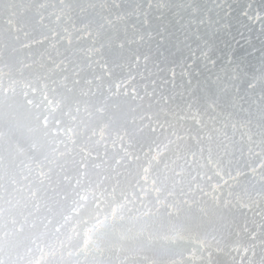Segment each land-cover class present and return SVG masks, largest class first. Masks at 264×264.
I'll use <instances>...</instances> for the list:
<instances>
[{"label": "rangeland", "instance_id": "obj_1", "mask_svg": "<svg viewBox=\"0 0 264 264\" xmlns=\"http://www.w3.org/2000/svg\"><path fill=\"white\" fill-rule=\"evenodd\" d=\"M14 1V0H13ZM12 1V2H13ZM15 1H17V0H15ZM14 1V3H15V5L17 6L16 7V13L18 14H16L15 15V20H14V16L12 17V21H14L13 22V24H14V26H18V31H20V32H18V31H15V32H17V33H15V35H14V32H13V34L11 35V34H9V25L8 24H6L7 25V27H5L6 25H5V23L4 22H8L7 20H9V13H3V15H1L0 16V46L2 45V43H5V44H3V46H1L0 48L1 49H3L2 47H4L5 45H6V47H5V49H6V52H4V50H1L0 49V58L2 59H0V66H4L5 64V66H6V68L8 67V65H11L12 66V68H13V71L15 72V74H14V72H12L13 74V77H14V79L15 78H17V74H18V80L20 81V80H22L23 78V83H22V81L21 82H17V84H18V87H17V85H16V88H17V91L19 92L18 94H17V96H18V100L19 101H22V99H23V97H22V91H25L26 89H25V87L23 86V85H25V83L26 82H28V80L29 81H32V80H34V81H32V82H36L35 84H37L38 82V87L39 86H42V84H44L45 83V80L44 79H42L41 78V80H42V83H41V80L39 79L40 78V76H50L52 79H50V81H49V78L46 80V83H50L49 85H51V83H52V80L54 79V80H56V81H59L55 86H57V85H59V86H57V88L59 89V88H62V86H63V83L65 84H67L68 85V87L69 88H72L74 91H73V93H71V95L72 94H74L80 101H81V116H82V118H87L88 119V117H87V114L86 113H84V111H83V109H84V107L85 106H89L90 107V109L89 110H91V111H93L94 112V110H95V108H93V110H92V107L93 106H103L104 108H105V117H104V125H106V127H105V133H104V138L103 139H100V137H99V135H97V136H95V137H93V139L94 140H90V144H91V142H94V143H92V145H94V147L92 146V145H88V146H92V147H87V143H89V140L87 139V141L85 140V138H87V137H85L84 138V140L86 141L85 143L83 142L84 140L82 139V137L77 141V143L79 142V141H81L80 143H82L83 145L84 144H86V146L84 145V147L83 148H85L86 150H88L87 152L85 151V154H89L90 152V154H91V156H90V154H89V156L90 157H88V159L89 158H91V163L89 162L87 165V167H89V165H90V169H87V167L83 170V169H81L83 172L85 171V172H90L91 170H92V167H94L93 169L94 170H92V172H94V173H92V172H90V174L91 175H89V173L87 174L88 176H90L91 178H89V179H91V181H94L93 183H96V182H98L99 184H101L103 187H105V188H107L108 189V191L109 192H111L112 191V187L114 188V187H116L115 189L116 190H118V186H120V190L121 189H123L125 186V184H123V182L124 183H126V185H129L130 184V182H132V181H134V183H135V180H136V178H135V180H133L134 179V172H135V176H137V175H139V180H141L142 178H144V173H142L141 174V172H143L142 171V169H143V166H144V168H148L149 169V171H151V172H148V174L149 173H156L157 171H159V170H161L162 168H163V170H161V171H167V173H162L161 171H159V172H157L156 173V175L154 176V175H152L151 176V174L149 175V178H150V180H151V177H152V180H157L156 181V184H158V181H159V184H161L160 186H159V184H158V187L159 188H161L162 190L160 191V194H161V196H163L164 197V199H162V197L160 196V199L162 200V202H161V200H159V201H157V199L156 198H153V196L151 197L150 195H146L147 196V198H145L146 196H144L143 198L146 200L147 199V201L145 202V200H142V201H140V200H136V203L134 202V204L137 206V208L138 207H140V205H141V207L138 209L139 211H141V213L138 211V210H136L137 208H136V206H134L133 205V203H131L132 205H130L131 206V208L129 207V205H126L127 207H128V213L131 211V209H132V207L135 209V211L134 210H132V213L130 212V216H127L128 214H127V210L125 211V214H126V217H125V221H126V223H125V221H124V223L122 222L121 224H122V226H121V224L120 225H118L117 226V228H116V230H115V233L117 234L118 233V230H119V228H120V230L122 231V232H124V233H122L121 231H119V233L116 235V234H113L114 236H115V238H114V236H112L113 237V240L114 239H116L115 241H113V243L114 244H111V247L113 246V250L115 249V250H117L118 249V251H114V252H105V255H104V253L103 254H98L99 256H98V258L96 257L97 256V254H93V252H86V251H82L83 252V254H81L80 255V253H82L81 252V250H82V248H81V250H80V247L83 245H81V243H82V241H81V238H79L80 236L79 235H77V233L80 231V228H81V226H80V224L79 223H77L76 225H75V223L74 224H68V223H65V220H64V217L66 216L65 215V213H66V211H67V214H68V212H69V209H67V210H65V209H63V213L64 214H60V216H62V218L63 219H61L60 217V220H61V222H60V220L59 221H57V218H55V216H57V215H59V213L62 211V210H60V212L58 213V211H59V208L61 207L60 206V204L61 203H63L62 205H66V203H64V201L66 202L67 201V203L68 202H70V205H68L67 207L69 208L70 206H71V204H72V202H71V199L72 198H70V197H68V196H70V194H72L73 195V187H75V181H71V180H68V179H76V178H85V179H87L88 178V176H84V174L85 173H80V172H75L74 174H72L71 172H70V174H69V176H67V177H65V179H66V181L68 180V182H66V183H68V185L64 182V180H63V178H62V184H61V182H60V180H61V177H62V171L60 172L59 170H61V169H56L61 163L62 164H65V162H63V159H61L60 160V156H61V154H59L58 156L57 155H55L54 154V156H57V157H55L56 159L58 158V160L59 161H62L61 163L58 161V160H55V158L53 159V161L55 162H57V164H58V166L56 167V166H53L54 168H55V170L57 171V172H59V173H61V174H59L58 173V175H60L59 176V178H58V176H57V172L54 170V168L53 167H51L53 164L55 165L56 164V162L55 163H51L52 165H49L50 167L48 168V170L51 168L53 171V173L51 172V169L49 170V172H51V174H49V172H46L45 173V176H43V177H41L40 175H39V166H40V164H41V166L40 167H43V165H42V162L44 161V165H47L48 164V159L49 158H45L44 156H46L47 155V157H50V156H48V153H49V151H50V154H53V150L51 151V149H50V147H52V146H56V141L54 142V141H52V140H50L51 142L49 143V139L50 138H48V140H45L46 138H43V137H41L42 135L40 134V137L43 139V140H41V138L39 137V134L37 135V134H33L35 137V139L36 140H39V142L40 141H44L43 142V144L46 146L47 144H49L46 148H45V146L44 147H42V148H44V150L43 151H45V150H48V151H46V153L44 154V152L42 153L40 150L39 151H37V149L35 150V154H32L31 152H33V151H27L29 148L28 147H30V145H31V143H32V141H29V140H27L26 139V137H25V135H24V133H25V127H27V125H31V123H32V121H31V117H30V115L24 110V109H20V108H18V107H15V104L14 105H12V106H10V107H12V108H10V107H7V108H9V109H6V107L5 106H9V104H6L5 103V105L3 106V109H2V112L0 111V121H1V119H3V121H1L0 122V126L2 127V129H1V127H0V129H1V131L3 130V129H6V130H3V132H5L6 133V131H7V129H8V131H12L13 132V137H11V142L7 145V157L5 156H3L4 157V160H5V162H7L6 164H5V166H7V164H8V157H9V150L11 149V151L13 150L14 151V153H16L15 154V156H13L16 160H18V162L20 161V160H22L23 158H24V160L23 161H30V159H31V162H29V168H30V166L32 167V166H34L35 167V165H36V162H37V166L34 168V167H32V169H31V171L29 172V175H30V177H31V184L32 185H34L33 186V189L35 190L36 188V190L35 191H37V196L35 197V198H30V199H28L27 200V202L26 203H28V205H30L31 207H32V203L31 202H33V200H35V201H37V202H35V203H37L36 204V207L37 208H39L40 206H41V208L42 209H44L45 211H42V212H39L38 210V212L39 213H36V211H33V207H32V209H31V211H32V214L34 215H32V217L34 218L33 219V221H32V223H34L35 224V222H36V224L34 225V231L32 232H30V234L28 233V231H26V232H24L23 233V235L21 236L22 237V241H21V243H27V244H29L30 246H31V248H33V252L35 251H37L38 253H39V249L36 247V246H38V243L36 244V243H31V240L33 241V239L35 240V241H38L39 242V240H40V242H39V248L41 249H44V252H45V249H46V252L45 253H48V252H50V251H54V253H55V255H54V257L53 256H44L45 258H42V257H37V256H34L35 258H34V264H35V262H39L38 264H44V261L45 260H47V261H53V262H50L49 261V263H51V264H54V263H56L57 261H55V260H58V264H60V262H62L61 264H66L65 262L69 259V261L70 260H74V261H71V262H73V264H75V263H77L78 264V262L80 263V262H82V260H83V263L84 264H98L99 263V260L101 261V260H103V258H106V259H104V261L102 262L103 264H108L110 261H113V263L114 264H120V262H124V264L126 263V264H130V263H132V264H137V262L140 264V262H142V261H145V263L144 262H142L141 264H147V262H149L148 260H150V262L148 263V264H158V260L161 262V259L164 257V256H166L171 262L170 263H173L176 259H175V257L177 256L176 254H175V251H176V253L179 251V253H182L181 255L183 256H181V259H182V261H181V259L178 261V262H174L173 264H197V262L195 263L194 262V257L197 255V250L195 251V249H196V247H197V244H199L200 243V241L199 240H201V241H204L203 242V244L205 245V246H207L205 249L207 250V251H209L210 250V253H211V255L213 254V252H211L212 251V249L214 250L218 245H217V241H216V238H218L217 240H219L220 241V239H224V242L223 241H220V243L221 242H223L222 244H220L219 242H218V244H220V246H219V250L224 246V248H222V250L221 251H224L225 250V252H222V254H224V255H226V254H228V253H233L234 251H236L237 249H239V248H241L244 244H240V242H243V241H240L241 239L242 240H244L245 238H246V236H248L249 235V232L250 231H247L248 232V234H247V232H246V236L244 235V239L243 238H240V240L238 239V237L237 236H235V234L237 235V233L236 232H233V235L232 236H219L218 234V236L217 237H215V232H217L219 229H220V226L222 225H220V223H218L219 224V226H218V228L217 229H215L216 227H217V223L216 222H214L212 225H211V227H209V226H207V224H209L211 221H212V216H211V214H209V212L211 211V207H209V205L208 204H206V206L204 205L205 204V198L206 199H208V198H210V199H212L211 201H215L216 199H218L219 197H221V199H227V198H229V196L227 195V193L230 191L231 193H234V192H236V190L238 189V191H239V193H241V194H239L238 192L237 193H234L236 196L237 195H239V196H237V198H236V196H234L233 198H234V200L231 198H229V200L227 201L228 203H229V205L227 204V202H226V206L225 205H223V207L225 206V208L227 209V207H229L230 209H231V206H232V209L231 210H233V208L234 207H237L238 208V210H239V208H240V210H239V214H241V213H243V211L245 210V208H246V205L245 204H249L250 202H249V200H250V198H249V195L250 194H252V195H250V197H253V201H257V200H259V196L257 195L258 194V191H259V189L260 188H263L264 186V182L262 183V181L264 180L263 178H264V172H263V174L261 173L262 171V169L261 168H263V167H261V166H263V163L260 161V159L262 158L263 159V157H262V155L264 154V151H260V153H259V149H261V148H259L260 146H259V141L257 140V138L259 139V137H256L255 138V135L257 134L256 132H255V130H256V128H254L255 130H253V128H251V127H255V126H257V124L258 125H260L258 122H257V124H253V123H256V121H260V116L259 115H257V114H259V112L258 111H261L262 109H264V100H262L261 99V97L262 96H264V91H259V90H257L258 88H260L259 87V85H257V86H255V82H254V79L253 78H256L257 76L259 77V75L261 76V77H263L264 76V69H262L261 70V63H263L264 62V55H262V54H264V34H263V32H264V23H259L258 21H256L255 19H254V16L253 15H255L256 13H260V11L261 10H263L262 11V13L261 14H264V0H259V2H257V3H259L263 8H260V9H258L257 7H259L260 5H256V3L254 4L253 2H256V1H258V0H248V2L250 1V3H248L247 2V0H244V1H246L247 2V6H246V2H244L243 0H210V2L212 3V7H208V5H210V3L208 2V0H200L198 3L199 4H201V5H203L202 3H204V5H205V9H207V10H210L211 8V13H210V15L212 16V20H215V22L213 21V24L212 25H214V28H212L213 30L211 31V29L208 27V26H202V27H200V29H199V32H200V34H201V36H203V34H204V32L206 33V31H207V35H205V36H203V39L202 40H204V38H205V40H206V38H207V36H208V38L209 39H211L212 40V42L208 39V40H206V41H210L208 44H211V46H209L208 44H207V46H209L210 47V49L211 48H213L212 49V51H211V53H209V55H210V57H212L211 58V60H214L215 61V65L212 63V64H210L211 62H209L208 60H206V62H203V61H205V59H203V61H201V63L203 62V63H205V65L203 64V66L205 67L204 69H206L205 71H206V73L208 74V72H209V74L210 75H207L206 73H202V72H204V69L201 67V63L199 62L200 60H202V58L200 57V54H195L194 55V58H195V60L193 59V60H191L192 58H193V55L191 56L190 55V53L192 54V49H195L196 47H197V42H194V37L192 36H190L191 37V39L192 40H189V38L187 37V40L185 39V37L184 36H186L185 34H186V32L187 33H189L188 31L190 30V32H192V30L194 29V27H192V28H190L188 31H186V28H188L187 27V23H188V20H185L184 18H185V16H184V20L182 21V19H181V16H183V12L181 11V10H179V11H181V14L182 15H178V21H179V17H180V22L183 24L184 22V24L186 25V26H183L182 25V27H181V23H179V22H177L176 20H177V18L175 17V16H177V15H172L171 13H169V15L171 14L173 17H171V15L169 16L170 17V19L168 20L167 18V16H166V14H167V12H169V11H171V12H174L175 14H176V11L178 10V9H176V8H173L174 10L172 11V9H170L171 7H173V6H175V5H180V4H187V3H185L184 1H187V0H171L170 2H167V1H169V0H160L161 1V3H162V5H160L161 3H160V1L159 0H157V3H158V5L157 4H155L156 2V0L154 1V0H112V1H114V2H112L111 0H98L99 2L97 3V1L96 0H92V1H90V0H84L83 2L85 3H83V2H81V4H79V2H80V0H71V3H74L72 6H75V7H78V6H76V5H82V4H84V5H82V6H79V8L80 9H82V8H88V7H86V6H88L89 5V9H86L87 11H84V12H86V13H82L83 11H81V13L82 14H84V16H86V18H84L83 16L81 17L80 15H82V14H80V12H76L75 10L77 9L78 10V8H74L73 7V9H75V10H70V9H66V10H64V11H61V8H62V6L60 7V6H58L56 3L58 2V4H60L59 3V0H34V2H32L31 1V4H28V2H30V0H28V1H26V0H18L17 2H15ZM82 1V0H81ZM106 1V2H105ZM138 1V2H137ZM173 1H176V2H173ZM179 1V2H178ZM189 1V0H188ZM197 1V0H196ZM205 1V2H204ZM224 1V3H227L225 6L227 7V5H228V8H230L229 10H228V8H225V6H224V3H222ZM228 1V2H227ZM234 1V2H233ZM263 3H262V2ZM6 2H7V0H6ZM19 2V3H18ZM56 2V3H55ZM76 2L78 3V4H76ZM92 4H91V3ZM95 2H96V4H95ZM103 2H104V4H103ZM107 2H109V3H107ZM112 2V3H111ZM119 2V3H118ZM145 2H147V5L145 4ZM150 2V3H149ZM154 2V3H153ZM232 3V5L233 6H231V5H229V3ZM238 2H239V6L238 7H240V8H238V7H236L237 5H238ZM242 2H244V3H242ZM251 2H252V4H251ZM19 5H21V6H18V4ZM24 3V4H23ZM34 3V4H33ZM65 3L67 4V3H69V0H65ZM100 3V4H99ZM108 5V4H110V5H108V6H105L106 4ZM132 4V7H131V4ZM160 3V4H159ZM215 3V4H214ZM230 3V4H231ZM234 3H236V4H234ZM27 4V6L28 5H31L32 6V10H31V6H30V10H27V8L29 9V7H27L26 9H25V5ZM37 5V6H33V5ZM39 4V5H38ZM54 4H56V6L54 5ZM114 4H115V6H114ZM151 4V5H150ZM157 5L156 7H155V5ZM166 4V5H165ZM217 4H220L221 5V7L220 8H217L216 7V5ZM249 4V5H248ZM251 4V5H250ZM263 4V5H262ZM41 5H43V7H41ZM97 5V6H96ZM112 5V6H111ZM154 5V6H153ZM163 5H165V8H164V6ZM236 5V6H235ZM252 5H253V7H252ZM254 5L256 6V7H254ZM6 6H7V4H6ZM5 6V7H6ZM54 6L55 7H57V10H59L60 12H62L61 14H60V12L58 13V11H56L55 9H53L54 8ZM111 6V7H110ZM161 6V7H160ZM207 6V7H206ZM230 6V7H229ZM241 6L243 7L242 9H241ZM260 6V7H261ZM35 7L36 8H39L38 10L37 9H35ZM94 7L96 8V10L95 11H93L94 10ZM101 7V8H100ZM106 7H107V10H106ZM142 7V8H141ZM146 7V8H145ZM152 7H154V8H156V9H154V8H152ZM158 7L159 8H162L163 9V12L165 11V15L163 14V12H161L160 11V9H158ZM249 7V9H246V8H248ZM21 8V13H20V11H19V9ZM59 8V9H58ZM63 8H64V6H63ZM90 8H91V10H90ZM104 8V9H103ZM109 8V9H108ZM112 8V9H111ZM131 8H133V9H131ZM167 8V9H166ZM238 8V9H237ZM79 9V10H80ZM115 9V10H114ZM231 9H233V10H231ZM240 9V10H239ZM260 10L259 12H257V11H255V10ZM22 10H24V11H22ZM26 10V11H25ZM35 10L36 11H39V15H42L44 18H43V21H39V20H41L39 17H38V14H35ZM52 10H54L53 11V13H52ZM70 12V13H74V18L73 19H76L77 17V20L75 21L76 23L77 22H79L78 24H76L74 21H73V19H72V17L73 16H71L72 14H70L68 11ZM108 10H109V12H108ZM112 10H114V11H112ZM148 10H150V11H148ZM155 10V11H154ZM157 10H159L160 11V13H159V11L157 12ZM166 10H168V11H166ZM176 10V11H175ZM230 10H231V12L232 11H234L233 13L235 14V12H239V11H243L244 10V12H237L236 13V15H232L233 13H231V14H229L228 12H230ZM237 10V11H236ZM19 11V12H18ZM27 11H29L30 13H28ZM56 11V12H55ZM65 11H66V15L64 14L65 13ZM120 11V12H119ZM125 11H126V13H125ZM129 11V12H128ZM144 11V12H143ZM145 11H146V13H145ZM247 11V12H246ZM7 12V11H6ZM24 12V13H23ZM34 13V14H32L31 15V13ZM93 12V13H92ZM105 12H107V14L105 13ZM112 12V13H111ZM113 12L115 13V15L113 14ZM123 12V13H122ZM250 12V13H249ZM254 12V13H253ZM23 13V14H22ZM27 13L29 14V17H30V15H31V17H33L34 15L36 16H34L33 17V19L31 20V18H28L27 16ZM36 13H38V12H36ZM67 13L69 14L68 15V17L70 18L71 17V19L72 20H70L68 17H67ZM77 13V15H76V18H75V14ZM88 13H90V14H88ZM92 13V14H91ZM105 13V14H104ZM120 13V14H119ZM142 13H143V16H142ZM149 13V14H148ZM156 13H159V15L157 16V14ZM162 13V14H161ZM173 13V14H174ZM243 13H246V17H244L245 16V14L243 15V17H244V22L240 19V17H241V14H243ZM247 13H249V14H247ZM24 14H26L25 16H24ZM60 15V16H63L62 14H64V16L63 17H66V19H68V21L65 19V18H63V17H61V20L60 21H62V22H64V23H62V22H60L59 21V23H62V24H57L58 22H54L55 20H56V18L55 19H53V17H54V15L55 16H57V15ZM78 14H80L79 16H78ZM85 14H88V15H85ZM125 14V15H124ZM127 14V15H126ZM146 14V15H145ZM152 14H154V16L152 15ZM156 14V15H155ZM161 14V15H160ZM238 14V15H237ZM22 15V16H21ZM100 15V16H99ZM110 15V16H109ZM124 15V16H123ZM137 15V16H136ZM153 16V18L155 17V19L154 20H156V21H154L153 20V18H151V20H150V16ZM233 16V18H230L231 16ZM251 18V17H253V19L251 18H249L248 19V16ZM250 15H252V16H250ZM5 16H8V17H5ZM88 16V17H87ZM98 16L99 17H101V18H98ZM117 16V17H116ZM131 16H133L132 18H131ZM162 16V17H161ZM224 16H226V17H224ZM230 16V17H229ZM235 16H239V18L238 17H235ZM26 17H27V19H28V21H27V19H26ZM38 17V18H37ZM41 17V16H40ZM140 17V18H139ZM145 17V18H144ZM159 17H161V19L159 18ZM164 17H165V19H164ZM175 17V18H174ZM243 17H241V18H243ZM2 18V19H1ZM6 20H4V19ZM7 18V19H6ZM17 18L20 20V22L19 21H17ZM22 18H24L23 19V21L24 22H33L34 20V22H33V25L29 22L28 24V26H27V23H23V24H21L22 22H21V20H22ZM82 18H83V20H82ZM95 18V19H94ZM97 18V19H96ZM149 18V19H148ZM157 18V19H156ZM174 18V20L177 22V24L181 27L180 28V30H182V31H186V32H184V35H183V33L182 32H180V30L178 29L179 28V26L177 27V25L174 23V25H173V22H174V20L173 21H171L172 19ZM215 18V19H214ZM218 18V19H217ZM230 18V19H229ZM38 19V21L36 22V20ZM64 19V20H63ZM78 19H79V21H78ZM80 19L82 20V21H80ZM93 19H94V21H93ZM132 20V21H130V20ZM186 19H187V17H186ZM233 19V20H232ZM239 19V20H238ZM245 19L247 20H249V22H250V20L251 21H253V22H250L251 24H249V22L248 23H245L246 21H245ZM3 20V21H2ZM26 20V21H25ZM125 22H124V21ZM127 20V21H126ZM144 21V22H142V21ZM147 22H146V21ZM165 21V22H163V21ZM168 20V21H167ZM226 20H228V24H227V21ZM233 21V24L235 23L234 21H236L237 20V23H235L234 25H232V22L231 21ZM65 21H66V24H65ZM70 21H72V23H70ZM88 21V23H86ZM94 23H92V22ZM105 22V24H102V23H104ZM109 21H111V23H109ZM154 21V22H153ZM158 21V25H159V23L160 24H163L164 25V27H166V28H164L163 27V25H159V29H157L158 31H160L161 30V33L162 34H166V35H160L161 33H158V31L156 30V28H157V26H156V22ZM241 23H243V24H241ZM16 22H18V23H16ZM36 22V23H35ZM38 22H40L39 23V25L37 24ZM89 22H91V23H89ZM99 22V23H98ZM130 22V23H129ZM137 22L139 23V24H137ZM141 22V23H140ZM166 22H169V24L168 25H166L165 23ZM187 22V23H186ZM3 23H4V25H3ZM41 23H42V25H43V23H44V25L47 23V25H45V26H42L41 25ZM52 23H54L53 25L54 26H50V28H53V29H49L48 27H49V24L50 25H52ZM80 23H85L84 25L83 24H81L80 25ZM119 23V24H118ZM126 23V24H125ZM146 23V24H145ZM154 23H156L155 24V27H154ZM217 23V24H216ZM2 24V25H1ZM16 24V25H15ZM26 24V25H25ZM38 25V27H36L37 25ZM70 24V25H69ZM72 24V25H71ZM89 24V25H88ZM99 24V25H98ZM107 24V25H106ZM121 24V25H120ZM140 24H141V26H140ZM143 24V25H142ZM215 24H216V26H215ZM229 25V27L231 28V26H232V28L231 29H233L232 31V33H230L231 31V29L230 30H228L229 29V27L228 28H226L225 26L226 25ZM231 24V25H230ZM246 25L247 27H245V26H242L241 27V25ZM32 25V26H31ZM65 25H67V26H65ZM75 25H77V28L78 29H76L75 30V28H76V26ZM85 25H87L88 26V29L92 32V35H90V37L92 36L93 38L95 37V35H96V37H95V39L94 40H96V38H98L97 40H96V44L94 45V43H95V41L94 40H92L90 37H89V39H88V36L86 35V34H82L83 35V38H82V36H81V34L80 33H82V30L84 29V27H85ZM93 27V29H92V27ZM96 25V26H95ZM106 25V26H105ZM122 25H126V27L124 28L123 27V29L125 30V32H123L122 31ZM166 25V26H165ZM170 25H171V28H172V31L174 32V31H176L175 30V28L177 29V31L176 32H172L171 30H170ZM249 25H250V27H249ZM257 25H258V27H257ZM260 25V26H259ZM57 26V27H56ZM65 26V27H64ZM72 28H71V27ZM91 28H90V27ZM98 26H100V29H101V31H102V36L101 35H99L100 33L98 32V31H96V29H98ZM127 26H128V28H127ZM145 26H146V28H147V30H146V28H145ZM151 26V27H150ZM161 26H162V28H161ZM262 26V27H261ZM60 27V28H59ZM67 27V28H66ZM95 27H97V28H95ZM141 27H142V29H143V31H139L140 29H141ZM175 27V28H174ZM184 27H185V29H184ZM212 27V26H211ZM218 27V28H217ZM224 27V28H223ZM253 27H256L257 29H255L254 30V28ZM47 28V29H46ZM57 28V29H56ZM58 28H59V30H58ZM131 28V29H130ZM164 28V31L162 30ZM201 28L203 29V30H201ZM207 28H209L208 30H207ZM244 28H247V29H244ZM252 28V29H251ZM263 28V29H262ZM20 29V30H19ZM29 29V30H28ZM55 29L56 30H58V31H55ZM99 29V30H100ZM141 29V30H142ZM152 29H155V30H152ZM195 29H196V25H195ZM194 29V30H195ZM251 29V30H250ZM49 30V31H48ZM103 30H104V32H106L107 31V33L106 34H108L107 36L103 33ZM110 30V31H109ZM128 30V31H127ZM146 32H145V31ZM167 32H166V31ZM169 30H170V32L172 33V34H174L175 36L178 34V35H180V36H178V39H177V37H175V40H173V43H171L172 42V40H171V38H173L174 37V35H172L171 33L169 34ZM178 30H179V33H177L178 32ZM197 30V29H196ZM195 30V31H196ZM204 30H206V31H204ZM215 30H217L218 32H219V36H217L218 35V33H217V31H215ZM248 30H250V31H248ZM52 31V32H51ZM63 31V32H62ZM78 31H80V32H78ZM100 31V32H101ZM128 33H127V32ZM153 31H155V32H153ZM163 31V32H162ZM201 31H202V33H201ZM204 31V32H203ZM245 31H247V32H249V33H247V34H245ZM263 31V32H262ZM3 32H7V33H5L7 36H5L4 38H3V35L2 34H4ZM48 32H49V35H48ZM79 34H78V33ZM99 33V34H95V33ZM110 32H111V34H110ZM113 32V33H112ZM143 32H145V34L147 33V35H144V33ZM165 32V33H164ZM210 32V33H209ZM216 32V34H214V33ZM252 32V33H251ZM257 32V33H256ZM10 33H12V32H10ZM46 33V34H45ZM51 33V34H50ZM58 33H60L59 35H61L60 37H59V35H58ZM63 33V34H62ZM115 33H116V35H115ZM124 33V34H123ZM142 33V34H141ZM153 33H155V34H153ZM195 33V32H194ZM208 33H209V35H208ZM221 33V34H220ZM254 33V34H253ZM260 33H261V35H260ZM29 34V35H28ZM33 34H34V36H33ZM53 34V35H52ZM113 34V35H112ZM157 34V35H156ZM189 34H191V33H189ZM211 34V35H210ZM213 34H214V37H213ZM234 34V35H233ZM235 34H236V36H235ZM252 34V35H251ZM9 35V36H8ZM16 35H18L19 37H20V35H21V38H19V37H16ZM52 35V36H51ZM57 35V36H56ZM105 37H104V36ZM115 35V36H114ZM121 35V36H120ZM124 35V36H123ZM145 38L146 37V39H147V41H146V39H141V37L142 36ZM149 35V36H148ZM154 35H156V36H154ZM171 35V36H170ZM182 35V36H181ZM191 35H193V32H192V34ZM216 35V36H215ZM260 35V36H259ZM26 36V37H25ZM50 36V37H49ZM63 36H65V37H63ZM109 36H113L112 38L111 37H109ZM116 36H119V37H117V38H115ZM128 36V37H127ZM152 36V37H151ZM154 36V37H153ZM161 38H159V37ZM163 36H166V37H163ZM188 36V35H187ZM251 36H253V37H255L256 38V40L254 41V42H252V38H251ZM7 37V38H6ZM44 37V38H43ZM52 37V38H51ZM60 38V39H57V40H54V39H56V38ZM76 37H77V39H76ZM82 40H80L79 38ZM85 37V38H84ZM86 37H87V39H86ZM127 37V38H126ZM132 37V38H131ZM150 37V38H149ZM168 37L170 38L169 40H168ZM182 37V38H181ZM259 37V38H258ZM9 38V39H8ZM18 38H19V40H18ZM24 40H23V39ZM31 40H30V39ZM46 38H48V39H46ZM50 38V39H49ZM65 38V39H64ZM101 38H102V40H104V38H105V40L102 42V44L101 45H105V48L103 47L102 49H101V51L99 52V53H97L96 54V51L95 50H91V49H96L97 47L98 48H100V46L101 45H99L98 43H100V41H101ZM107 38V39H106ZM109 38H111V39H109ZM153 38H155L154 40L156 41H154L153 40ZM163 38H166L167 39V41H166V39H164L163 40ZM215 38H218L217 40L218 41H220L221 42V44L217 41V42H215ZM225 38H226V40H225ZM227 38H230V39H227ZM238 38V39H237ZM241 38V39H240ZM261 38H263L262 40H261ZM1 39L2 40H4L3 42L1 41ZM6 39V40H5ZM30 40L29 42H26V40ZM52 39V40H51ZM69 39H71V44L69 45V43H68V40ZM78 39H79V41H78ZM116 39H118L117 40V42L115 41ZM133 39V40H132ZM136 39H137V41H136ZM158 39V40H157ZM222 39V40H221ZM236 39V40H235ZM246 39H248V40H245ZM20 40H23V41H21L20 42ZM35 40V42H33V41ZM84 40H86L85 42H84ZM89 40H90V43H88V44H86V42L88 41L89 42ZM109 40H112V41H110V42H108ZM121 40V41H120ZM159 40H160V44H159ZM171 40V41H170ZM180 40H184L183 41V43L185 42V43H187V45H188V43H189V45H191V48H188L187 47V45L186 46H184L183 48H182V46L185 44H183L182 43V41H180ZM199 41L198 43L200 44V42H202L200 45H201V47H203L204 46V42L203 41ZM204 40V41H205ZM214 40V41H213ZM260 40V41H259ZM37 41V42H36ZM51 41V44L49 43ZM61 41V42H60ZM81 41V42H80ZM94 41V42H93ZM119 41V42H118ZM150 41V42H149ZM176 41H177V43L179 44V45H176ZM180 41V42H179ZM27 44H26V43ZM30 42H31V44H30ZM33 42V43H32ZM47 42V43H46ZM75 42H77V43H75ZM83 42V43H82ZM93 42V43H92ZM106 42H108L107 44H108V46H106L107 44H106ZM133 42V43H132ZM142 42V43H141ZM161 42H163L164 44H165V46H167V44L169 45H176V46H174V47H172V48H169L170 47V45L168 46V47H163L164 46V44H162ZM167 44H166V43ZM191 42H192V44H191ZM214 42V43H213ZM8 43V44H7ZM37 43H40L39 44V47H42V48H38V49H35V45H33V44H37ZM62 43V47H63V51L62 52H59V51H55L54 52V48L56 47L57 49H55V50H58V47L60 46V44ZM82 43V44H81ZM110 43H111V45H110ZM124 45H123V44ZM151 43V44H150ZM180 43H182V44H180ZM222 43H224L225 45H226V47H225V45L223 46L222 45ZM234 45H233V44ZM243 43V44H242ZM28 44H30V45H33V46H30L29 45V47L30 48H28ZM50 44V45H49ZM77 44H79V45H77ZM86 44V45H85ZM93 44V45H92ZM153 44V45H152ZM217 44H219V45H217ZM11 45L12 46H14V45H16V46H14L13 48H15L16 50H13V49H10L9 50V48H7V47H11ZM20 46V47H17V46ZM48 45V46H47ZM56 45V46H55ZM89 45V46H88ZM103 45V46H104ZM121 45H123L122 47H121ZM143 45H145V46H143ZM182 45V46H181ZM192 45H193V47H192ZM203 45V46H202ZM213 45V46H212ZM215 45H217L216 47H215ZM242 45V46H241ZM260 45V46H259ZM67 46V47H66ZM77 46H78V48H77ZM88 46V47H87ZM93 46V47H92ZM110 46V48H107V47H109ZM134 46V47H133ZM135 46H137V48L135 47ZM143 46V47H142ZM150 46H152V47H150ZM157 46V47H156ZM179 46V47H178ZM181 46V47H180ZM223 46V47H222ZM249 46V47H248ZM139 47V48H138ZM159 47V48H158ZM163 47V48H162ZM218 47V48H217ZM232 47V48H231ZM251 47V48H250ZM18 48H20V49H18ZM24 50H23V49ZM45 48V49H44ZM157 48H158V52H157ZM165 48V49H164ZM170 49L172 52H170V50H168L167 51V53L165 54V57L163 56L164 54H163V51L162 50H166V49ZM173 48H175V50H176V48L178 49V48H182V50L184 51L185 49V51L183 52L182 50H180V52L182 51V53H180L179 52V54H176L179 50H176V52L174 51V49ZM224 48L226 49L227 48V50H224ZM248 48H250L249 50H248ZM252 48H254V49H252ZM257 48V49H256ZM260 48H262V49H260ZM31 49V50H30ZM43 49V50H42ZM79 49H80V51L81 50H83L81 53H82V58H81V53L79 54ZM109 49V51H107ZM134 49V50H133ZM136 49H138V50H136ZM153 49V50H152ZM214 49H215V51L217 50V53L219 54H221V56L220 55H218L217 54V56L218 57H216V54L215 55H213V51H214ZM237 49V50H236ZM246 49H247V51H246ZM8 50V51H7ZM19 50V51H18ZM29 50V51H28ZM48 50V51H47ZM73 50V51H72ZM88 52H87V51ZM91 50V51H90ZM232 50V51H231ZM241 50V51H240ZM251 50H252V52H251ZM2 51H3V53L6 55V57H8V58H6L4 55H1V54H3L2 53ZM14 53H13V52ZM20 51H21V53H20ZM22 51L24 52V54H26V55H24V57H22L23 56V53H22ZM40 51V52H39ZM85 51V52H84ZM95 51V52H94ZM231 51V52H230ZM240 51V52H239ZM246 51V52H245ZM8 52V53H7ZM11 52V53H10ZM27 52V53H26ZM37 52V53H36ZM60 53V56H58L59 54H57V55H55L56 53ZM84 52V53H83ZM140 52H142V53H140ZM146 52V53H145ZM189 53V56L186 54V53ZM223 52V53H222ZM225 52V53H224ZM227 52V53H226ZM229 52V53H228ZM242 52V53H241ZM248 52H250V53H248ZM255 52V53H254ZM259 54H258V53ZM263 52V53H262ZM10 53V54H9ZM21 55H20V54ZM41 53V54H40ZM45 53V54H44ZM47 53V54H46ZM62 53V54H61ZM78 53V54H77ZM91 53V54H90ZM95 53V54H94ZM104 53H105V55H104ZM131 53H132V55H131ZM133 53H134V55H133ZM145 53V54H144ZM173 53H175V54H173ZM186 54L187 56H188V59L190 60H188V59H185L186 58V56H183L184 57V60H181V59H183L182 58V55L183 54ZM234 53H235V55H234ZM243 53H245V54H243ZM15 54V55H14ZM16 54L17 55H19V56H16ZM28 54H30V56L28 55ZM31 54H33V57H32V55ZM34 54H37L36 56H34ZM77 54V55H76ZM85 54V55H84ZM109 54V55H108ZM127 54H129L130 56H128ZM170 55V54H172L169 58H167V56L166 55ZM224 54V55H223ZM243 54V55H242ZM258 54V56H256ZM8 55H10V56H8ZM46 55H48V56H46ZM55 55V56H54ZM87 55V56H86ZM93 55V56H92ZM103 55V56H102ZM106 55H108V56H106ZM138 55V56H137ZM174 55H176V56H174ZM226 55V56H225ZM241 55V56H240ZM253 55V56H252ZM12 56H16V57H12ZM29 56V57H28ZM51 56V57H50ZM71 56V57H70ZM73 56V57H72ZM86 58H85V57ZM104 56H106V57H104ZM134 56V57H133ZM147 56V57H146ZM148 56H150V57H153V58H150V57H148ZM178 56H180V58L178 57ZM224 56V57H223ZM230 56V57H229ZM263 56V57H262ZM11 57V58H10ZM18 57H20V58H18ZM29 58L30 60H32V61H28V59L27 58ZM46 57H48V58H46ZM87 57H88V59H87ZM92 57V58H91ZM104 57V58H103ZM108 57V58H107ZM125 57H126V59H125ZM127 57H131V58H129V63H128V58ZM145 57V58H144ZM176 57H178V58H176ZM198 57H200L199 59H198V61H197V58ZM221 57V58H220ZM233 57H235L234 58V60L232 59ZM237 57H238V59H237ZM251 58L250 60H249V58ZM258 57H260V58H258ZM16 58H17V60H19V59H21L19 62L20 63H18V61L16 60ZM40 58V59H39ZM47 60V62L45 61V59ZM95 58V59H94ZM100 58H101V60H100ZM134 58H136V62H137V64H136V62H134V64L135 65H133V64H131V62H130V60L132 61V63H133V61L135 60ZM141 58V59H140ZM161 58V59H160ZM177 60H176V59ZM191 58V59H190ZM226 58V59H225ZM248 58V59H247ZM255 58V59H254ZM258 60H257V59ZM25 59H27V60H25ZM35 61H34V60ZM37 59H39L40 61H41V63H40V61L39 60H37ZM42 59H44V61L42 60ZM49 59V60H48ZM81 59V62L79 61V60ZM85 59V60H84ZM90 59V60H89ZM93 59V60H92ZM109 59V60H108ZM144 59V60H143ZM150 59H151V61H150ZM156 59H157V61H156ZM168 59H169V61H171V62H168ZM175 59V60H174ZM178 59H180V60H178ZM221 59L223 60L222 62L223 63H221L220 61H221ZM7 60L9 61L8 62V64H7ZM15 60V61H14ZM23 60V61H22ZM97 60H99L100 61V63H96V61ZM104 60V61H103ZM126 60V61H125ZM138 60H140L139 62H138ZM142 60V61H141ZM147 60H148V62H147ZM166 62H165V61ZM173 60H174V62H173ZM185 60H187V61H189V62H185ZM231 61V60H233V61H231L230 63H229V61ZM246 60H248V61H245ZM17 61V65L16 64H14L15 62ZM42 61L44 62L43 64H42ZM65 61V62H64ZM82 61H84L83 63H82ZM86 61V62H85ZM144 61H146L145 63H147V65L146 64H144ZM149 61L152 63V65H153V68H155V69H153L151 66L152 65H149ZM153 61L155 62V63H153ZM180 61V62H179ZM192 61V62H191ZM219 61V62H218ZM241 61V62H240ZM243 61V62H242ZM253 61H254V63H253ZM263 61V62H262ZM6 62V63H5ZM11 62H12V64H11ZM31 62H33V64L31 63ZM38 62L40 63V66H39V64H38ZM54 63L55 65H51L50 63ZM61 62H64V63H62L61 64ZM70 64H69V63ZM80 62V63H79ZM110 62V63H109ZM183 64H182V63ZM195 63V62H197V64H198V67H201L203 70H201L200 68L198 69V67H197V65L196 64H192L191 65V63ZM199 62V63H198ZM208 62V63H207ZM252 62V63H251ZM256 62V63H255ZM258 62H260V63H258ZM23 64V63H27L28 65H24L25 67V69H23L22 70V68L21 67H23V65H20V64ZM46 63V64H45ZM48 63H49V65L50 66H48ZM88 63H90L89 65H88ZM92 63V64H91ZM94 63V64H93ZM102 63V64H101ZM112 64L114 67H113V69H114V71L116 72H112L111 70H113L112 69V65H111V69H109L108 67H109V64ZM115 63V64H114ZM140 63H142V65H143V67H142V65L140 66L139 64ZM150 63V64H151ZM158 63V64H157ZM171 63V64H170ZM174 63V64H173ZM176 63H178L179 65H177ZM185 63H187L186 65H185ZM188 63L190 64V66L188 67ZM242 63V64H241ZM246 63V64H245ZM33 66H32V65ZM36 64H38V66L36 65ZM58 64H60L61 65V67H67L68 68V72L66 73H64L63 72V74H62V71H60V69H56V71H55V73L54 74H56V75H53L52 74V72L53 71H48V70H50V68H54V66L56 67V65H58ZM80 64H82V65H80ZM98 64H100V66L98 65ZM104 64V65H103ZM105 64L107 65L108 64V66H105ZM118 64V65H117ZM128 64V65H127ZM160 64H162V67H160L159 65ZM168 64V66H170V68H168V66L166 67V65ZM176 64V66H178V67H176L175 66V72L176 73H174L173 72V70H174V67H173V65H175ZM182 64V66H180ZM199 64H201V65H199ZM222 65V66H218V65ZM224 64H226V65H224ZM228 64V65H227ZM234 64V65H233ZM236 64V65H235ZM238 64V65H237ZM253 64V65H252ZM258 66H257V65ZM80 65V66H79ZM91 65V66H90ZM95 65V66H94ZM97 65H98V67H100V69L97 67ZM103 67H102V66ZM117 65V66H116ZM147 67H146V66ZM165 65V66H164ZM196 65V66H195ZM211 66V67H209V66ZM231 65V66H230ZM233 65V66H232ZM4 66V67H5ZM26 66H30L29 68L28 67H26ZM35 66H37V69H36V67ZM44 66H46V68L44 67ZM52 66V67H51ZM90 68H89V67ZM116 66V67H115ZM132 66V67H131ZM191 66H193V67H191ZM208 66V67H207ZM227 66V68H225ZM245 66V67H244ZM20 67V69H18ZM43 67V68H42ZM70 67V68H69ZM86 67H88V70H86ZM96 67V68H95ZM104 67H106V68H108V69H103ZM122 67V68H121ZM142 67V69H138V68H141ZM149 67H151V69L149 68ZM164 67V68H163ZM207 67V68H206ZM225 68V70H224V68ZM233 67H235V68H233ZM243 67V68H242ZM6 68L4 69V71H5V75H4V79H3V82H4V85H5V87H7L8 86V84L10 83V80H9V73H8V69H9V67L7 68V70H6ZM28 68V69H27ZM32 70H31V69ZM39 68V69H38ZM92 68H95L94 69V73H96V74H92L93 73V70H92V73H90L91 71V69ZM144 68H146V71H145V69ZM161 68V69H160ZM166 68H168V70L166 69ZM176 68H177V70H176ZM181 68V70H179ZM188 68H191V69H188ZM195 69V70H197V72L198 73H196L195 71H191L190 72V70H192V69ZM209 68V69H208ZM212 68V69H211ZM241 68H242V70L243 71H245L246 72V77H247V79L246 80H243L242 79V77H241V75L242 74H240L241 73ZM248 68V69H247ZM252 68V69H251ZM257 68V69H256ZM18 69V70H17ZM46 69H48V70H46ZM69 69H70V71H69ZM90 69V70H89ZM184 69V72L182 73V70ZM193 69V70H194ZM219 69H221V70H219ZM231 69V70H230ZM245 69V70H244ZM250 69V70H249ZM254 69H255V71H254ZM20 70V71H19ZM22 70V71H21ZM26 70H27V72H26ZM33 72V73H31V71ZM42 70V71H41ZM44 70V71H43ZM85 70V74L83 75V71ZM97 70V71H96ZM100 70V71H99ZM101 70L103 71V72H105V73H107V74H109V76L107 75V76H105V74H103V72H102V74L103 75H101L100 73H101ZM117 70V71H116ZM135 70H136V72H135ZM151 70V71H150ZM160 70V71H159ZM212 70H217V71H215L216 73H221L222 75H224V73L225 72H229L228 70H230V73H225V75H224V78H226L224 81H220V80H218V79H216V77H215V73L212 71ZM219 70V71H218ZM249 70V71H248ZM18 71V72H17ZM46 71H48V72H46ZM86 71H90L89 72V74L88 73H86ZM99 71V72H98ZM107 71V72H106ZM111 72L112 74H114L115 75V77H114V75H112L111 74V76H110V73L109 72ZM162 71V72H161ZM199 71H200V73H201V76L199 75ZM202 71V72H201ZM233 71V72H232ZM251 71H252V73H251ZM22 72H24V74H21ZM36 72V73H35ZM40 72V75H38L37 73H39ZM45 72H46V74H45ZM58 72V73H57ZM118 72V73H117ZM137 72H139V73H137ZM163 72H166V73H168V74H166V73H163ZM181 73V77H178V76H180V73ZM188 72V73H187ZM195 72V73H194ZM224 72V73H223ZM255 72V73H254ZM258 72H260V73H258ZM17 73V74H16ZM26 73H29V75L28 74H26ZM30 73H31V75H33L34 73V77L32 76L31 77V75H30ZM43 73H44V75H43ZM49 73V74H48ZM77 73H78V75H77ZM160 73V74H159ZM165 74L163 77H162V75L163 74ZM174 73V74H173ZM185 73H186V75H185ZM232 73V74H231ZM91 74H92V77H93V79L94 80H90L92 77H91ZM99 74V75H98ZM135 74V75H134ZM139 74V75H138ZM142 74V75H141ZM179 74V75H178ZM187 74H189V76L191 77H189V76H187ZM190 74H192V75H190ZM194 74V75H193ZM236 74V75H235ZM20 75V76H19ZM22 75H23V77H22ZM24 75H26L25 77H24ZM37 75V76H36ZM52 75L56 78H54V77H52ZM63 75H64V77L65 76H67V80L66 81H68V82H63V80H65L64 79V77H63ZM71 77H70V76ZM82 75V76H81ZM85 75H89V78L90 79H86L85 78ZM95 75H96V77H95ZM104 76V80H103V78L102 77H98V76ZM144 75V76H143ZM184 75V76H183ZM203 75V76H202ZM214 75V76H213ZM231 75H233V76H231ZM248 75H249V77H248ZM28 76H30V78H28ZM62 78V79H58V78H60V77ZM73 76V77H72ZM84 76V78L82 79L81 77H83ZM136 76H138V77H136ZM142 78H141V77ZM153 76V77H152ZM166 76V77H165ZM194 76V77H193ZM197 76V77H196ZM212 76V77H211ZM243 76V75H242ZM21 77V78H20ZM26 77H27V79H26ZM38 77V78H37ZM86 77H88V76H86ZM105 77H108V78H105ZM111 78V80H109V82H110V85H111V87H109V88H106V86H105V84H107V87L108 86H110L109 85V83H108V79H110ZM135 77V78H134ZM139 77H140V79H139ZM145 77V78H144ZM165 77V78H164ZM183 77L185 78V79H183ZM211 77V78H210ZM215 77V78H214ZM230 79H229V78ZM35 78V79H34ZM134 78V79H133ZM136 78H137V80H136ZM192 78H193V80H192ZM202 78V79H201ZM240 78V79H239ZM17 79H15L16 81H17ZM25 79H26V81H25ZM37 79V80H36ZM39 79V80H38ZM69 79V80H68ZM79 80L80 82H79V84L81 85V87H78V86H80L79 84H76V85H74L73 84V80ZM98 79V81H96ZM99 79H100V81L101 82H103V81H105L106 79H107V81H106V83L104 84V82L102 83V85H104V86H102V88H98V87H96L97 85H98V83L100 84V86L99 87H101V83H100V81H99ZM112 79H115V80H112ZM139 79V80H138ZM163 79V80H162ZM179 79V80H178ZM180 79H182V80H180ZM187 79H188V81H187ZM196 79V80H195ZM200 79H201V81H200ZM208 81H207V80ZM214 79H216V80H214ZM234 79V80H233ZM36 80V81H35ZM43 80H44V82H43ZM62 82H61V81ZM130 80V81H129ZM142 80V81H141ZM149 80V81H148ZM165 80V81H164ZM185 80V81H184ZM189 80H191V83L193 84H191V83H189ZM197 80H198V82H197ZM211 80V81H210ZM218 80V81H217ZM239 80H241V81H239ZM264 80V79H263ZM85 81V84H88V86L87 85H85L83 82ZM214 83H213V82ZM230 81H234L235 83H236V85H237V87H236V89H235V91H234V93H233V95H234V97H238L237 99L236 98H231V97H229L228 98V96L227 95H225V96H223V94H227V89L226 88H228L226 85L228 84V82H230ZM248 81V82H247ZM70 82V83H69ZM86 82H91V83H95V84H97V85H95L94 86V88H93V86L91 85V83L89 84V83H86ZM98 82V83H97ZM146 82V83H145ZM175 82V84H173ZM189 84H188V83ZM195 82H197V84H198V86H197V84L194 83ZM216 82H217V84H216ZM218 82H219V84H218ZM254 82V83H253ZM113 83V84H112ZM135 83H137V84H135ZM173 84V86H172V84ZM179 85H178V84ZM181 83V84H180ZM203 83V84H202ZM208 83V84H207ZM248 83V84H247ZM253 84L254 86V88L253 87H249V84ZM82 84H84V85H82ZM134 84H135V86H134ZM169 86H168V85ZM200 84H201V86H200ZM207 84V85H206ZM20 85V86H19ZM74 85V86H73ZM115 85H117L116 86V88L118 89H116L115 88ZM122 85V86H121ZM187 85H189V86H187ZM194 85H196V86H194ZM203 85V86H202ZM205 85V86H204ZM216 86V88H218V89H216L214 86ZM225 85V86H224ZM262 85H264V83L262 84ZM84 86H87V88L85 87V90H88V91H85L84 89L82 90V87H84ZM91 86H92V88H91ZM161 86V87H160ZM166 86H167V88H166ZM172 88H171V87ZM182 86V87H181ZM208 86V87H207ZM210 86V87H209ZM220 86H222V87H220ZM223 86H224V88H223ZM244 86V87H243ZM103 87H104V91L105 90H107V92L105 91L104 92V96H101L102 94H100L103 90ZM138 87V88H137ZM170 87V88H169ZM178 87V88H177ZM194 87V88H193ZM199 87V88H198ZM211 87L213 88L212 90L215 92H213V91H211ZM242 87V88H241ZM18 88H22V89H18ZM95 88H98L97 89V91L100 89L101 91H98V93H99V95H96V94H98L97 93V91H96V89ZM136 88V89H135ZM140 88H141V90H140ZM147 88V89H146ZM182 88V89H181ZM184 88H186L187 89V91H186V89H184ZM195 88H197V90L199 89L200 90V93H199V95L200 96H195V95H198L197 94V90H196V93L194 92L195 91ZM214 88H215V90H214ZM246 90H251V89H253V90H256L257 91V93L255 92V93H253L252 94V96L250 95L249 97L250 98H252V99H246L243 95H244V90L245 89ZM92 89V90H91ZM95 89V91H96V93H95V91L93 92V94H94V96H91V93H92V91ZM110 89V92H108V90ZM113 91H112V90ZM140 90V91H135V90ZM161 89V90H160ZM163 89H165V90H163ZM176 90V91H174V90ZM193 89V90H192ZM202 89V90H201ZM205 89V90H204ZM207 89H209V90H207ZM224 89V90H223ZM61 90V89H60ZM78 90V91H77ZM148 90H150V91H148ZM188 90L190 91V92H188ZM20 91H21V93H20ZM62 91H66L65 89H63ZM81 91V92H80ZM83 91H85V93H83ZM116 91V92H115ZM118 91V92H117ZM122 91V92H121ZM161 91H162V93H161ZM183 91V92H182ZM79 92V93H78ZM86 92H88V94H90V100L89 101H93L94 100V103H92L91 104V102H89L88 101V94L86 93ZM119 92H121V93H119ZM138 92V93H137ZM148 92H150V93H148ZM177 92H179V93H177ZM203 92V93H202ZM242 92V93H241ZM262 92V93H261ZM38 93V92H37ZM83 93V94H82ZM103 93V92H102ZM112 94V95H110L109 96V94ZM166 93V94H165ZM175 93V94H174ZM185 93V94H184ZM213 93L215 94V95H213ZM217 93V94H216ZM240 93V94H239ZM66 94H68V95H70L69 93H66ZM92 94V95H93ZM108 94V95H107ZM140 94V95H139ZM162 94H164V95H162ZM194 94V95H193ZM204 94V95H203ZM236 94H238V95H236ZM257 94V95H256ZM260 94V95H259ZM85 95V96H84ZM86 95H88V96H86ZM125 95V96H124ZM150 95V96H149ZM162 95V96H161ZM171 95V96H170ZM180 96V99H179V96ZM185 95V96H184ZM188 95V96H187ZM256 95V96H255ZM36 96H37V99L39 98L38 96H39V94H36ZM87 99H84V97ZM98 96H100V97H98ZM111 96H112V98H113V100H112V98H111ZM140 96V97H139ZM148 96H149V98H148ZM157 97L158 99H157V103H156V112H154V113H150L148 110H146L147 109V103H148V101L151 99V98H153V97ZM168 96H169V98H168ZM174 98H173V97ZM177 96H178V98H177ZM204 96V97H203ZM221 98V100H220V98ZM258 96H260V97H258ZM94 97V98H93ZM106 97H108V99H106ZM172 97V98H171ZM183 97H184V99H183ZM191 97L194 99V97L195 98H198V100L200 101V99H203V103L205 104H203L202 102V104H203V108H202V104L196 99H194V101L196 102H199V104L198 103H196V107L194 106L193 107V105H195V103L194 104H192L193 103V99L192 100H190L191 99ZM203 97V98H202ZM213 97H215V98H213ZM241 97H243V98H245V99H243V98H241ZM100 98V99H99ZM105 98V99H104ZM140 98V100H136V99H139ZM148 98V99H147ZM164 98V99H163ZM187 98H189V99H187ZM217 98V99H216ZM241 98V99H240ZM256 98H258V99H256ZM260 98V99H259ZM103 99V100H102ZM163 99V100H162ZM166 99V100H165ZM167 99H168V101H167ZM174 101H173V100ZM185 99H187L186 101H188L187 103H186V101H185ZM205 99V100H204ZM214 99V100H213ZM218 101V103H214V101L215 102H217L216 100ZM219 99V100H218ZM224 99H226V100H224ZM17 100V101H18ZM87 101V104H84V103H86V101ZM108 100V101H107ZM165 100V101H164ZM170 100V101H169ZM239 100V101H238ZM243 100V101H242ZM85 101V102H84ZM95 101H97V102H95ZM101 103H99V102ZM164 101V102H163ZM178 101H179V103H178ZM181 101V102H180ZM182 101H183V104L182 105H184V107L181 105V103H182ZM184 101H185V104H184ZM223 101H226V102H224V104H223ZM236 101V102H235ZM242 101V102H241ZM251 101V102H250ZM263 101V102H262ZM136 102H138V103H136ZM190 102H191V104H192V106L191 107H193V108H190L189 106H187V105H189L190 104ZM222 102V103H221ZM236 103V105H234L235 103ZM248 102H250V103H248ZM90 103V104H89ZM97 103H98V105H97ZM127 103V104H126ZM163 103V104H162ZM168 103V104H167ZM172 103H173V105H172ZM177 103H178V107H177ZM239 103V104H238ZM253 105H252V104ZM89 104V105H88ZM216 104V105H215ZM221 104V105H220ZM228 104H229V106H228ZM243 104V105H242ZM245 104V105H244ZM262 104V105H261ZM167 105V106H166ZM200 105V106H199ZM224 105V106H223ZM226 105V106H225ZM240 105V106H239ZM254 106V105H256V107L257 106H259L261 109L260 110H257V109H254L253 107H250V106ZM95 106V107H96ZM165 106V108H163ZM169 106V107H168ZM198 106H199V108H201L200 110H199V108H198ZM228 106V107H227ZM242 106V107H241ZM124 107V108H123ZM131 107H133V109L131 108ZM179 107H180V109H179ZM183 107V108H182ZM186 107V108H185ZM189 107V108H188ZM206 107V108H205ZM212 107V108H211ZM216 107H218V108H216ZM222 107H225L226 109H224L223 111H222ZM232 107H234V108H232ZM129 108V109H128ZM136 108V109H135ZM178 108V109H177ZM195 108H198L196 111H194L195 110ZM228 108V109H227ZM241 108V109H240ZM242 108H244V109H242ZM11 109V110H10ZM15 109H17V111H20L21 112V110H23L20 114H18V112L17 111H15ZM19 109V110H18ZM132 111H131V110ZM166 109V110H165ZM168 109V110H167ZM182 109H185L184 111L182 110ZM187 109V110H186ZM194 109V110H193ZM205 109V110H204ZM217 109V110H216ZM247 109H248V111H249V113H248V111H247ZM3 110L5 111V114H4V112H3ZM108 110V111H107ZM133 110H134V112H133ZM173 110V111H172ZM177 110V111H176ZM182 110V113H186V115L188 114H192V113H194L195 112V114H193L192 116H191V114L189 115V117L188 116H186L185 115V113H184V115L181 113V114H179L180 113V111ZM189 110V112L190 113H187V111ZM203 110V111H202ZM218 110H220L219 111V113H218ZM225 110H227L229 113H231V114H228L227 113V115H226V113H224V112H226ZM250 110H251V113H250ZM255 112H254V111ZM257 110V111H256ZM14 112V114H13V112ZM126 111V112H125ZM127 111L128 112H130L131 114H129V113H127ZM176 111V112H175ZM192 111H194V112H192ZM198 111L200 112L199 114H197L198 113ZM215 111H216V113H215ZM239 111V112H238ZM8 114H7V113ZM163 112V113H162ZM170 114H169V113ZM201 112H204V113H202L201 114ZM212 112V113H211ZM214 112V113H213ZM237 112V113H236ZM244 113V115H243V113ZM252 112H254V114L252 113ZM258 112V113H257ZM2 113H3V116H2ZM17 113V114H16ZM127 113V114H126ZM175 113H177L178 114V119H177V117L175 118V115H177V114H175ZM223 113V114H222ZM241 113V114H240ZM25 114V115H24ZM201 114V115H200ZM245 114L246 115H248L247 116V118H246V116H245ZM257 118H253V115ZM8 115V116H7ZM19 116V118H21V119H19L18 117H15V116ZM21 115H22V117H21ZM109 115V116H108ZM127 115H129V116H127ZM168 115V116H167ZM171 115H172V119H173V122H178V121H180V122H178V125L180 126V124L181 125H183V130L182 131H180V130H177V134L178 135H181V136H185V139L186 138H188V136H189V131L191 130V133H192V136L193 135H197V137H195L194 136V138L196 139V141L194 140V139H192V141L191 142H193V141H195V142H197V138L199 137V139H201V140H199V142L200 141H202V143L200 142V143H197L198 145H196V148L194 149L193 147H191L190 145H187V147H189L190 149H191V151L192 152H195L196 153V157H195V161H193V158L191 157V155L189 154V156H188V158H187V162H186V164H185V159L183 158V152H180L179 154L177 153L176 155L177 156H179V157H177V158H175L176 157V155L175 156H173V157H171V158H173V160H171V161H174L176 164L175 165H177L176 167L175 166H173V162H171V164H170V159L168 160V159H165V161L167 160L168 162H169V165H167L166 163H162V162H160V161H163L162 159L161 160H159V161H153L152 163H151V166L149 165V159H150V155L151 154H149V155H145L146 153H148L149 152V148H148V145H149V143L151 142V139H157V138H159V139H163L164 137L163 136H161L160 134H159V124H165V127L169 124V122H170V118H171ZM183 115V116H182ZM199 115V116H198ZM213 115V116H212ZM215 115V116H214ZM217 115V116H216ZM219 115V116H218ZM223 117H222V116ZM224 115H226V116H224ZM3 118H2V117ZM123 116V117H122ZM156 116V117H155ZM170 116V117H169ZM179 116L180 117H184L185 118V121H184V119H181L180 120V118H179ZM191 116V117H190ZM206 118H205V117ZM207 116H208V118H207ZM252 116V117H251ZM9 117H12L13 119L14 118H17V119H15V120H13V122H12V119H9V121H11V122H9V123H5V121L6 122H8V118ZM149 117H151V119H149ZM162 117V118H161ZM163 117H164V119H163ZM167 117L169 118V119H167ZM200 117H202L201 118V120H200ZM216 117V118H215ZM227 117V118H226ZM230 117V118H229ZM231 117H233V118H231ZM241 117H243V118H241ZM248 117H249V119H248ZM252 119H251V118ZM127 118H129L128 120H127ZM140 118V119H139ZM175 118V119H174ZM187 118H188V120H187ZM191 118V119H190ZM214 118V119H213ZM227 120H226V119ZM241 118V119H240ZM127 121H126V120ZM161 121H160V120ZM197 119H199V120H197ZM205 119L207 120V121H205ZM221 119H222V121H221ZM223 119H224V121H223ZM231 121V122H229V120ZM233 119V120H232ZM244 119H246V120H248V121H246V120H244ZM254 119H256V121H254ZM17 120H21V121H23L22 123L20 122V121H17ZM124 120H125V122H127V123H129V121H130V123L129 124H127V123H125L124 122ZM139 120V121H138ZM191 120V121H190ZM209 120V121H208ZM226 120V121H225ZM243 120V121H242ZM249 120L251 121V122H249ZM14 121H16V122H14ZM133 121V122H132ZM164 121H167V123L166 122H164ZM172 121V120H171ZM181 121H182V123H181ZM192 123H190V122ZM197 121H199L200 123H197ZM202 121V122H201ZM211 121V122H210ZM228 121V122H227ZM253 121V122H252ZM20 122V124L19 125H21V127L20 128H22L21 129V131H23V132H21V133H19L20 132V130L18 129L19 128V125H17L16 127H15V125L16 124H18ZM119 123L120 124V126H121V124L122 123H125V125L126 126H124V125H122V126H124V128L122 127V129L120 128V126H119V128H118V125H114V123ZM175 122V123H176ZM185 122V123H184ZM186 122H187V124H189V125H186ZM189 122V123H188ZM193 122H196V123H193ZM223 122V123H222ZM3 123H5V124H3L4 126L6 125H10L11 123H13V124H11L10 126H11V128H10V126H3L2 124ZM132 123V124H131ZM180 123V124H179ZM214 123V124H213ZM215 123H216V125L217 126H215ZM241 123V124H240ZM245 123H247L246 125H244ZM140 126H139V125ZM150 124V125H149ZM177 124V123H176ZM191 124V125H190ZM198 124H200V125H198ZM202 124V125H201ZM208 124V125H207ZM213 124V125H212ZM226 124V125H225ZM230 124V125H229ZM14 125V126H13ZM144 125V126H143ZM193 125H195L194 126V128L193 127H191L190 128V130H189V127L190 126H193ZM211 125V126H210ZM113 126V127H112ZM115 126H116V128H118V132L117 131H114V130H116V128H115ZM149 126H153V127H157V129H158V132L155 134V135H153L152 133H150V132H147V131H149ZM185 126H187V127H185ZM221 126V127H220ZM233 126H235V127H233ZM250 126V127H249ZM14 127V128H13ZM213 127V128H212ZM215 127H216V129H215ZM220 129H218V128ZM244 127V128H243ZM245 127H246V129L247 130H245ZM112 128H114L113 129V131H114V134L111 136L110 134H112L113 133V131H111V129ZM137 128V129H136ZM186 128V129H185ZM230 128V129H229ZM248 128H250L249 130H251V132H250V134L252 133L253 135H250L253 139L251 140V142H250V140H248L249 139V130H248ZM13 129V130H12ZM110 129V130H109ZM119 129H121V130H119ZM140 129V130H139ZM185 129V130H184ZM192 129H194V131L192 132ZM200 129L201 130H203V132L202 131H200ZM215 129V130H214ZM235 129V130H234ZM239 129V130H238ZM244 129V131H243V133H241V132H239V131H241V130H243ZM139 130V131H138ZM187 130V131H186ZM197 130H199L200 132H202V134H200ZM19 131V132H18ZM112 132V133H109V132ZM173 131V130H172ZM184 131H186V132H184ZM196 131V132H195ZM211 131H214V132H217V134L216 133H212ZM229 131V132H228ZM233 131V132H232ZM253 131L256 133V134H254L253 133ZM14 132H17L16 134H18V136H22V139L20 138V137H16V134L14 133ZM115 132H117V134L115 133ZM146 132V133H145ZM167 132V131H166ZM180 132H182V133H180ZM246 132H248V133H246ZM109 133V134H108ZM180 133V134H179ZM236 133V134H235ZM239 133L241 134L239 137H238V135H239ZM245 133V134H244ZM19 134H21V135H19ZM115 134L117 135L116 137H115ZM212 134H213V136H212ZM243 134V135H242ZM248 134V135H247ZM23 135H24V137H23ZM108 135L109 136H111V141H110V139L108 140ZM164 135H166V134H164ZM200 135H202V136H200ZM204 135V136H203ZM218 137H217V136ZM232 135V136H231ZM236 135H237V137H236ZM145 136V137H144ZM243 136V137H242ZM257 136H258V134H257ZM15 137V138H14ZM121 137H122V139H121ZM171 137V139H173L174 137L173 136H170ZM217 139H216V138ZM220 137V138H219ZM235 137V138H234ZM15 139V144H13V142H14V139ZM19 138V139H18ZM34 138H32V139H34ZM145 138V139H144ZM222 138V139H221ZM235 140H234V139ZM241 138V139H240ZM244 138V141L242 140ZM246 138H248V139H246ZM254 138H255V141H254ZM17 139V140H16ZM21 139V140H20ZM113 139V140H112ZM144 139V140H143ZM170 139V138H169ZM174 139H176V138H174ZM173 139V140H174ZM21 142H20V141ZM83 140V141H82ZM189 140H191V139H189ZM203 140H205V141H203ZM216 140V141H215ZM219 140V141H218ZM221 140V141H220ZM226 140V141H225ZM234 140V141H233ZM239 140H242L245 144L243 145V142L241 141V142H239ZM13 141V142H12ZM17 141H19L20 143H17L16 144V142ZM27 141V142H26ZM30 142V144H27V143H29ZM97 141H99V142H97ZM108 141H110V142H108ZM113 141V142H112ZM249 141V143H247ZM256 141H258V144L257 143H253V142H256ZM22 142H23V145H24V148H25V150H24V148H23V146L21 145L22 144ZM113 144H112V143ZM114 142H116V143H114ZM184 142V141H183ZM183 142H181V143H183ZM53 143L55 144V145H53ZM80 143H78V146H79V148H78V146H75V148L77 147L78 148V150L80 151H78L79 152V154H80V156L81 157H83V153L81 152V150H83V148L81 149V147L83 146V145H80ZM139 143V144H138ZM142 143H143V145H142ZM226 143V144H225ZM250 143H252V145L254 144V148L256 149V148H259V149H256V150H252V145H250ZM50 144H52V145H50ZM111 144H112V146L115 144L116 145V147L117 148H119V150L120 151H118L117 150V154H118V152H120V153H122V154H119L120 156H122L123 154H126V155H128V156H126V158H131L132 157V159L134 158V156H135V158H134V160H132L133 161V163H137V165L135 164V168H133V163L131 162V160H130V162L128 161V162H126V160H125V163L123 162V161H121V160H124L125 159V157L123 158V157H118V158H116L115 157V155H117L116 153H115V155H113L112 154V150L114 151V149L116 150L117 148H115L114 146V149H113V147L111 146ZM203 146H202V145ZM256 144V145H255ZM14 147H13V146ZM16 145L18 146L17 148H16ZM19 145L20 146H22V147H19ZM25 145H28V147L26 146L25 147ZM77 145V144H76ZM112 147V149H111V154L109 153L110 152V146ZM142 146V147H140V146ZM209 145V146H208ZM231 145V146H230ZM239 147H238V146ZM249 145H250V148H251V150H249L250 148H249ZM145 146V147H144ZM230 146V147H229ZM259 146V147H258ZM106 147H107V149H109V150H107L106 149ZM136 147L138 148L139 147V149H136ZM144 147V148H143ZM171 147V146H170ZM198 147H200L199 149H198ZM221 147V148H220ZM224 147V148H223ZM228 147V148H227ZM233 147H234V149H233ZM236 147V148H235ZM12 148H14V149H17V150H14V149H12ZM50 150H49V149ZM90 148V149H89ZM93 148V149H92ZM100 148V149H99ZM143 148V149H142ZM204 148H208V151H205L206 149H204ZM210 148H212L211 150H209ZM227 148V149H226ZM232 148V149H231ZM249 148V149H248ZM20 149H23V153L22 154H20L21 153V151H19ZM53 149V148H52ZM97 149V150H96ZM201 149H203V151H201ZM233 150L232 152H231V150ZM237 149L239 150V152L237 151ZM241 149V150H240ZM103 151V152H105V150H106V152L107 151H109V152H107L108 154H106V152L104 153V154H106V155H102L103 154V152H101V151ZM139 150V152L137 153V151ZM140 150H141V153H144V154H140ZM142 150H143V152H142ZM229 150V151H228ZM13 151H12V153H13ZM17 151V152H16ZM27 151V152H26ZM98 151H100V152H98ZM122 151V152H121ZM132 151H135V153H137V154H133V152ZM217 151V152H216ZM227 153H226V152ZM237 152L240 156H241V158L239 157V155L237 154L236 155V153L235 152ZM242 151V152H241ZM251 151V152H250ZM255 151H257V152H255ZM20 152V153H19ZM27 153V156L28 157H26L25 155H24V157L22 156L23 154H26ZM38 152H41L42 154H40L39 153V155H37L38 154ZM48 152V153H47ZM52 152V153H51ZM95 152V153H94ZM116 152V151H115ZM132 152V153H131ZM201 152L203 153L202 154V157L200 156V154H201ZM207 152V153H206ZM210 152V153H209ZM213 152V155H211V153ZM241 152V153H240ZM255 152V153H254ZM262 152H263V154H262ZM14 153H13V155H14ZM19 153V154H18ZM30 153H31V155H37L38 157V159H40L41 160V156H43V160H41L42 162H40V160L39 161H37V158L36 159H34L33 158V156L31 157V155H30ZM64 154H65V152H63ZM66 153H69L68 151L66 152ZM100 153V154H99ZM219 153V154H218ZM233 154V158H232V154ZM234 153H235V155L236 156H238L239 157V162L240 161H242V162H244V163H239L238 161H237V164H238V166H237V164H236V160L238 159L236 156H234ZM257 153H259L260 154V156H259V154H257ZM49 154V155H50ZM84 154V155H85ZM95 154V155H94ZM96 154L98 155L97 157L98 158H96ZM129 154H131L130 156H129ZM132 154H133V156H132ZM209 154H210V156H209ZM216 154H218V155H216ZM222 154V155H221ZM242 154V155H241ZM244 154V155H243ZM262 154V155H261ZM17 155H18V157L19 158H17ZM41 155V156H40ZM102 155V156H101ZM112 155H113V157H112ZM118 155V156H119ZM137 155V156H136ZM167 155V154H166ZM215 155V156H214ZM231 155V156H230ZM22 156V157H21ZM64 156V155H63ZM107 156L109 157V158H112V159H117V161L118 160H120L122 163H124V164H126L125 166H124V164L121 166V165H119L118 164V166H116L117 165V163L116 164H114V167H115V169H117L118 171H116V173H115V169H114V167L111 165V164H113L115 161L114 160H111V159H109V160H106V159H108L107 158ZM140 156V157H139ZM218 156V157H217ZM243 156V157H242ZM25 157H26V159H25ZM34 157H36V156H34ZM85 157H87V156H85ZM85 157H83V158H85ZM104 157H106L105 159H104ZM137 157H139V159H137ZM206 157H207V159H206ZM213 157V158H212ZM246 159H248V160H246ZM261 157V158H260ZM33 158V159H32ZM103 158V159H102ZM122 158V159H121ZM209 158V159H208ZM216 158H217V160H216ZM229 158H231L232 160H234V161H232L231 159L229 160ZM235 158V159H234ZM237 158V159H236ZM28 159V160H27ZM51 159V158H50ZM102 160L103 162H105V163H108L107 161H111L109 164V166H108V164H105V163H97L98 162V160ZM136 159H137V161L138 162H136ZM176 159H178V160H176ZM229 160V162H227L228 160ZM34 160H35V162H34ZM46 160H47V162H46ZM77 160H80V162L78 163V164H80L81 163V161H83V160H85V159H80L79 157H78V159ZM76 160V161H77ZM218 160H219V162H218ZM243 160H245V161H247V164L248 165H250L249 164V162H252V161H254V163H258V161H259V163H258V165L260 164V163H262V165L261 166H257V164H256V166L257 167H261L260 169L259 168H257L256 169V167H255V171L257 170V172L256 173H258V171L260 170L261 172H259V175H261L262 174V177H261V181H260V179H258V177L260 178V176L257 174V176H256V174L255 173H253V174H250V170H249V168H248V170L247 169H245V168H242V164H245V161H243ZM250 160V161H249ZM252 160V161H251ZM264 160V159H263ZM25 161V162H26ZM35 163V164H33V162ZM52 161V162H53ZM96 161V162H95ZM165 161H163V162H165ZM166 161V162H167ZM178 161V162H177ZM216 161H217V163H216ZM222 161H224V162H222ZM233 163H232V162ZM249 161V162H248ZM26 162V163H27ZM101 162V161H100ZM143 162V163H142ZM145 162V163H144ZM184 162V163H183ZM214 162V163H213ZM235 162V163H234ZM31 163H32V165H31ZM38 163H40V164H38ZM47 163V164H46ZM60 163V164H59ZM98 164V167H96L97 165L96 164ZM132 163V164H131ZM139 163V164H138ZM142 163V164H141ZM158 163H160V164H158ZM178 163V164H177ZM232 164V166H231V169H229L230 168V165ZM56 164V165H57ZM73 164V166H75L76 165V167L78 166L77 165V163L74 165V163H72ZM71 164V165H72ZM129 164H131L132 166V168H130V166H129ZM141 164V165H140ZM165 164V165H167V168L166 167H164L163 165ZM184 164V165H183ZM223 166H222V165ZM226 164V165H225ZM235 164V165H234ZM239 164H240V168H242V169H240L239 170ZM247 164H245V166L247 165ZM39 165V166H38ZM106 165H107V167H106ZM143 165V166H142ZM147 165V166H146ZM159 165V167H160V169H159V167H157ZM161 165V166H160ZM172 167H171V166ZM180 165V166H179ZM219 166V168H218V166ZM248 165H247V167H248ZM254 165V164H253ZM92 166V167H91ZM104 167L103 169H101L100 167ZM110 166L111 167H113V169L111 168V170H114V173L116 174V175H120L119 173H124V171L125 170H127V169H131V171L132 172H130L129 170H127L129 173H131V175H132V173H133V176H129V178L131 177V178H133V179H131L130 178V180H127L128 179V176L126 177V175L127 174H123V175H120L121 177H119L120 179H124V180H127V181H129V182H125L124 180H121L122 182H121V184H123L122 186L121 185H119L120 184V182H118L119 180L118 179H115L114 181L116 182V183H118V184H116L115 182H113V179L114 178H117V176L114 174V173H112L111 171H110V169H108V170H105V168L107 169L108 167L110 168ZM125 168H124V167ZM139 166H142V168H141V171L139 172L138 170H140V168H137V167H139ZM169 166V167H168ZM183 166V167H182ZM188 167V168H190V169H188L187 168V171H186V167ZM226 166H228V167H226ZM234 166H235V169H233L234 168ZM244 166V165H243ZM117 167V168H116ZM118 167L119 168H121V167H123L125 170L123 171V169L121 168V171H120V169H118ZM126 167H127V169H126ZM129 167V168H128ZM162 167V168H161ZM174 167H175V169H174ZM182 167V168H181ZM226 167V168H225ZM233 167V168H232ZM236 167H238V168H236ZM75 168V167H74ZM78 168V167H77ZM97 168H99L98 170H99V173H100V171L101 170H103L100 174V177H103L104 175L107 177H109V176H116V177H114L113 179H109V180H107L108 179V177L106 178L105 176H104V178H105V180H104V182H100V181H103V179L104 178H100L99 176V178L97 177V175H98V173L96 172V171H98L97 170ZM150 168H152V169H150ZM156 168V169H155ZM172 168H173V170H172ZM180 168V169H179ZM253 168V166L251 167V169ZM6 170H7V167L5 168ZM79 169H80V167H79ZM87 169V170H86ZM101 169V170H100ZM133 169V170H132ZM155 169V170H154ZM157 169H159V170H157ZM167 169H169V170H167ZM184 169H185V171H184ZM224 169V170H223ZM237 169V170H236ZM259 169V170H258ZM26 170H29V169H26ZM37 170V172L35 173V171ZM89 170V171H88ZM171 170V171H170ZM189 170H191L192 171V173H190L189 172ZM222 170H223V172H222ZM228 170H229V172H228ZM232 170H234V171H232ZM238 170H239V172L240 173H242L243 172V174H242V176H240V174L239 173H236V172H238ZM25 171V170H24ZM46 170H44V172H45ZM56 172V174H55V172ZM65 171H67V169L65 170ZM106 171V174H102L103 172H105ZM108 171H110V172H108ZM127 171H125V173L127 172ZM152 171H154V172H152ZM165 171V172H166ZM216 171V172H215ZM225 171H227L228 173H226ZM248 171V172H247ZM27 172V171H26ZM25 172V173H26ZM73 172V171H72ZM97 173V175H95L96 173ZM108 172V173H107ZM127 172V173H128ZM181 173V174H184V175H176V173ZM185 172H186V174H185ZM194 172H195V175H194ZM231 172H235V176L231 173ZM114 174V175H112V174ZM121 173V174H122ZM137 173V174H136ZM142 175V176H140V174ZM160 174V175H157V174ZM199 173V174H198ZM218 173V174H217ZM248 173V174H247ZM28 174V173H27ZM33 174V175H32ZM53 174V175H52ZM85 174V175H86ZM107 174H109V175H107ZM167 174V175H166ZM197 174V175H196ZM209 174H210V176H209ZM229 174V175H228ZM230 174H231V176H233V177H231L230 176ZM236 174H238V177L236 176ZM253 175V177L252 178H249V176L250 175ZM48 175H51L50 176V178H52V180L50 179V181H51V183L55 186L56 184H58V181L60 182L59 184H61V187H60V185L58 184V185H56L57 187H58V189L56 188V186H55V189H57V190H55V191H58L59 192V195L57 194L58 192H56V194L58 195H56L55 194V192L54 193H52V196H53V194L54 195H56L57 196V198L55 197V198H53L52 196H50L49 194H48V192H47V189L48 188H46V187H49L50 186V189H51V183L49 184V180H47V182H44V181H46L45 179H47L49 176ZM163 175H166L165 177L163 176ZM97 177V178H94V177ZM123 176H125L124 178H123ZM157 176V177H156ZM161 176H163V177H161ZM167 176H169L168 177V179H166L165 180V178H167ZM175 176V177H174ZM185 176V177H184ZM186 176H188V177H186ZM195 177V178H197L198 176V178H197V180L196 179H193V177ZM206 176L208 177V178H206ZM227 176V177H226ZM230 176V177H229ZM53 177H55L56 179L58 178V180H53ZM70 177V178H69ZM112 177H110V178H112ZM142 177V178H141ZM182 177V178H181ZM209 177H210V179H209ZM223 177V178H222ZM236 178V180L238 181H236L235 180V178ZM240 177H244V178H242V179H238V178H240ZM251 177V176H250ZM54 178V179H55ZM126 178V179H125ZM141 178V179H140ZM149 178L147 177V179H148V182L150 181L149 180ZM155 178V179H154ZM157 178H159V179H157ZM163 178V179H162ZM227 178V179H226ZM253 178H255L254 180H253ZM20 179H21V177H20ZM49 179V178H48ZM99 181H98V180ZM137 179V180H138ZM230 179H233L232 180V182L235 180L236 181V184L234 183V185L232 184V182L230 181ZM257 179V180H256ZM263 179V180H262ZM41 180H42V182H41ZM44 180V181H43ZM152 180H151V182H152ZM160 180H165V182L164 183H167V185L165 184V185H163L162 183V181H160ZM183 180V181H182ZM186 180V181H185ZM193 180H196V183L195 182H193ZM242 180V182L244 183H242V182H240ZM244 180V181H243ZM258 180L261 182V184H260V182H258ZM107 181V182H106ZM109 181V182H108ZM143 183H144V179H142L141 180ZM140 181V182H141ZM167 181V182H166ZM234 181V182H235ZM72 183L74 186L71 188L70 186H72V184H70V183ZM161 182V183H160ZM181 182V183H180ZM188 182H192V184L190 183V185H188ZM227 182V183H226ZM229 182H231V183H229ZM246 182V183H245ZM42 183H45V184H42ZM47 183V184H46ZM104 183H110L109 185H106V184H104ZM129 183V184H128ZM133 182L130 184V186L129 187H131L132 188V186H133V184H134ZM150 183V182H149ZM180 183V184H179ZM187 183V184H186ZM240 183H242V185L240 184ZM252 183V185L250 186L249 184H251ZM113 184V185H112ZM183 184H185V185H183ZM194 184V185H193ZM207 184V185H206ZM230 184H232V186L233 187H231V185ZM247 184V185H246ZM256 184H258V186L256 185ZM263 184V185H262ZM36 185V186H35ZM40 185V186H39ZM45 185V186H44ZM47 185V186H46ZM64 185V187H65V185H67V186H69V189H71L70 191L68 190V188H65V190H63L62 191V189L64 188H62V186ZM112 185V186H111ZM115 185H117V186H115ZM132 185V186H131ZM179 185V186H178ZM228 185V186H227ZM238 185V186H237ZM66 186V187H67ZM109 186H111V187H108ZM152 186L153 187H157V185H147V188H148V192H149V194H150V192H152L151 191V189H152ZM183 186H185L184 188H182ZM190 187V186H192L191 187V189L193 190V193H192V191H190L189 190V188L188 187ZM202 186V187H201ZM206 186V188H204ZM220 186V187H219ZM243 186H250L251 188H249V190H247L248 188H245L244 187V190L242 189L243 188ZM252 186H253V188H252ZM259 186H261L260 188H259ZM263 186V187H262ZM44 187L46 188L45 190H44ZM123 187V188H122ZM128 186L127 187H125L124 189H127V188H129ZM151 187V188H150ZM188 189H187V188ZM226 187H227V189L229 190V191H227V189H226ZM230 187V188H229ZM59 188H60V190L62 191V192H60V190H59ZM62 188V189H61ZM164 188V189H163ZM218 188V189H217ZM232 188V189H231ZM235 188V189H234ZM241 188V189H240ZM139 188H135V189H130L129 188V190H134V191H139L138 190ZM165 189L167 190L166 192H165ZM179 189V190H178ZM180 189H182V190H180ZM224 189H226L225 190V193H222V192H224L223 190ZM231 189V190H230ZM234 189V191H232ZM43 190L45 191V192H43ZM68 190V191H67ZM120 190H118L117 191V194L120 192ZM186 190H188V191H186ZM28 192L27 191V187H26V189H24V192ZM39 191L41 192L42 191V193H46V194H44V198L46 199L47 197H52L51 199L50 198H47L48 200L50 199L51 200V202L52 203H50L48 200V202L50 203V204H53V206L51 205V207L53 208L54 207V209H51V207H50V205H48L47 206V204H48V202L46 203L45 202V199H44V202H42V204H40L41 203V201H43V195H42V193H39ZM65 191V192H64ZM70 192V194L69 193H67V192ZM71 191H72V193H71ZM183 191V192H182ZM245 191V195L248 197V198H246V201H244L245 200V196H243L244 194H242L243 192ZM249 191H251V192H253V193H251V192H249ZM256 191V192H255ZM25 192V195L27 196V193ZM131 192V191H130ZM164 194H162V193ZM180 192V193H179ZM188 192H189V195L192 197H190V196H188ZM190 192L192 193V195L190 194ZM229 192V193H230ZM246 192H248V194H246ZM60 193H62L63 195L60 197ZM68 194L67 196H66V194ZM169 193H171V195H169ZM228 193V194H229ZM255 193V194H254ZM152 194L153 195H155L156 193H154V192H152ZM166 194V195H165ZM177 194H179L178 195V199H179V197L180 198H182V196H184L185 198L187 197H189L188 199L189 200H191L190 201V203H189V205H192V206H194V208L193 207H190L189 205H187V207H188V209L189 208H191L190 209V211L187 209V207L185 206V205H183V204H188V203H185L184 201H186V199H184V197H183V199L184 200H182L181 199V201L180 200H178L177 199ZM183 194V195H182ZM233 194V195H234ZM254 194V195H253ZM40 195H42L41 197H40ZM174 195V196H173ZM194 195V196H193ZM230 195V194H229ZM232 195V194H231ZM230 195V196H231ZM240 195H242L243 196V198H242V196H240ZM255 195H257V197L255 196ZM47 196V197H46ZM167 196V198H169V200L167 199V198H165ZM223 196L225 197V198H223ZM227 196V197H226ZM255 196V197H254ZM64 197V198H63ZM68 197V200L66 199ZM73 197V196H72ZM154 197H156V196H154ZM232 197V196H231ZM238 197H241V198H238ZM40 200H39V199ZM65 199L64 201H62L61 199ZM150 198H153V201L156 199V201H154L153 203H159L160 204V202H161V207H162V204H164V200L165 199H167V200H165V205L166 204H168V205H166L165 206V209L164 210H166L167 211V209L169 208V207H173L174 209L175 208H178V210H185L184 212H186L187 213V211H188V213H187V215H185V216H187V217H184V218H182L183 217V215L185 214L184 212H182L183 213V215L180 213V211H178L177 209H173V208H171V209H173V211L171 210V209H168V211L170 210V212L171 213H177L176 211H178V216L176 215V214H173L172 215V219L173 218H175V219H171V217L170 216H168V217H170V219L166 216V215H169V214H166L165 216H163L165 213H164V210L163 211H160V206H159V204H158V206H157V204L155 203V204H153L151 201H152V199L149 201V199ZM193 198H194V200H193ZM256 198H258V199H256ZM55 199H56V201L58 202V199H59V202H60V200L62 201L61 203H59L58 202V204H57V202H55V204H54V202L53 201H55ZM70 199V200H69ZM237 201H236V200ZM241 200V201H240ZM168 203H167V202ZM222 201V200H221ZM232 201V203L234 202V204H232V203H230ZM242 201H244V203L242 202ZM251 201V200H250ZM23 202V203H22ZM145 202V203H144ZM149 202V203H148ZM178 204V205H176V203ZM180 202H181V205H183L184 207L183 208H181L180 209V207H182L181 205H180ZM184 202V203H183ZM193 202H195V203H193ZM246 202V203H245ZM249 202V203H248ZM21 203H22V205L20 204V205H18L17 207H16V209H15V211H18V212H16V213H18V214H16V216H15V218H17V220H19V218L21 217L20 215H21V208H22V210L24 209L23 207L24 206H28V205H26V203L24 202V201H21ZM34 203V204H35ZM140 203V204H139ZM183 203V204H182ZM206 203H209L207 200H206ZM237 203H238V205H239V207H238V205H237ZM242 203V204H241ZM25 204V205H24ZM138 204H139V206H138ZM146 204H148V205H146ZM149 204L151 205H153V206H155V208H156V210H155V208H153V206L151 205V207H149ZM212 204V203H211ZM39 205V206H38ZM43 205H45V206H47V208L48 209H46V207L44 206V208L42 207ZM56 205H57V207L58 208H56ZM169 205H171V206H169ZM234 205V206H233ZM244 206L243 207V209L244 210H242V206ZM147 206V207H146ZM248 206V205H247ZM142 207H144L145 209H142L141 210V208ZM148 207H149V209H148ZM163 207H164V205H163ZM168 207V208H167ZM186 207V208H185ZM249 207V206H248ZM247 207V208H248ZM20 210H19V209ZM52 210V211H50V209ZM63 208H65V207H63ZM71 208V207H70ZM130 208V209H129ZM146 208L148 209V211L146 210ZM157 212L158 211V209L157 208H159V211L157 212V214L158 215H154L153 213H155L156 214V212L153 210V209ZM185 208V209H184ZM192 208H193V210H192ZM224 208V209H225ZM127 209V208H126ZM151 209V210H150ZM163 209V208H162ZM161 209V210H162ZM225 209V210H226ZM230 209H227V210H230ZM235 209L236 208H234V210H233V212L232 211H230L231 212V214L233 215V216H235L234 218H238L239 217V215H238V213L237 212H235ZM47 210H48V213L49 212H52V213H54V214H52L51 213V215H52V217L53 218H55V222H54V225L53 224H51V225H53V226H51V225H46V227L44 226V228L41 226H39V224H38V222L40 223V222H43L44 220H45V218L46 217H48V219H49V221L46 223V224H49V222L51 221H53V219H52V217H51V215H50V213H49V216H46L45 215V213H47ZM54 210V211H53ZM143 210H145V211H147V212H145L144 211V214H143ZM154 211L153 213H150L151 211ZM237 210V209H236ZM237 210V211H238ZM247 210V209H246ZM245 210V211H246ZM55 211H57L56 213H55ZM133 211H134V213H137V217H138V215L140 214L141 216H143L144 217V215H145V219L143 218H141V220L143 221V220H145V222L143 221V224H140L142 227H143V225H145L146 224V220H147V224H146V226H144L143 228H144V232H146L145 234H143L144 236H145V239L147 240H144V236L143 237H139L138 239L139 240H141V241H138V240H135V242L136 241H138V242H140L139 243V245L141 246H139V245H137L139 248H142V250L144 249L145 251L147 250V248L149 249V248H152L151 246L152 245H154V244H148L149 242H150V240L154 237V239H155V235L154 236H152L153 235V231H156V229L160 226H162L161 227V229L160 228H158V230H160L159 232H160V234L159 235H165L168 231L165 229V228H167V227H165L166 225H165V221L164 220H166V218H164V217H167V219H169L168 221L170 222V223H172V224H179V225H184V224H182V221H184L185 223H186V220H188L187 221V228H188V230H189V232H188V230L186 229V230H184L183 231V233H182V235H183V237H184V239H183V241H181V243L183 244V248L182 249H180V250H175L174 252H173V250H171V252L173 253V254H171V252L169 253L167 250L169 249V248H171V246H169L170 244H169V242L167 241V240H164L165 241V243H164V241H163V244H162V246L160 247L161 249H158L157 248V250H155V246H153V248L152 249H149V250H147L146 252L145 251H140V250H138L137 249V246H136V248H134L135 250H131V249H133L132 247L133 246H131V244H130V242L132 241V240H134V239H132L131 237L133 236V235H135L136 234V232L137 233H139V229L140 228H142V227H140L139 228V226H137L139 223H137L136 221L134 222V219L136 220L137 219V217H136V215H134V213H133ZM138 211V212H137ZM167 211V212H168ZM242 211V212H241ZM43 212H44V214H43ZM160 212V213H159ZM169 212V213H170ZM235 212V213H234ZM36 213V214H35ZM62 213V212H61ZM147 213H150V215L149 214H147ZM190 213H192V215L191 216H189L190 215ZM44 215L43 217H42V215ZM56 214V215H55ZM151 214H153V215H151ZM159 214H160V216L163 218L162 219V221L161 222H159L158 223V221H160V219H161V217L159 216ZM161 214H163V215H161ZM236 214V215H235ZM244 214V213H243ZM19 215V216H18ZM64 215V216H63ZM146 215H147V217H149V218H146ZM149 215V216H148ZM180 215H182V216H180ZM238 215V216H237ZM38 216H40V217H42L41 219H40V217H39V221L37 220V218H38ZM141 216H139L138 218V221L140 220V217ZM154 216V217H153ZM155 216H157V217H155ZM159 216V217H158ZM176 216V217H175ZM211 216V217H210ZM45 217V218H44ZM131 217H134V219L133 218H131ZM240 217H242V215H240ZM25 218V216H22V219H24ZM127 218V219H126ZM131 218V219H130ZM154 218V219H153ZM155 218H159V220L158 221H156L155 220ZM182 218V221L180 220ZM187 218V219H186ZM189 218H191L190 220H192L191 221V223H189ZM210 218V220H209V223H208V219ZM21 219V218H20ZM21 219V220H22ZM129 219L130 220H132L133 221V223H132V221H129ZM149 219H151V221H150V223H149ZM21 220H19L20 222H21ZM62 220H64V225H62L63 223V221ZM140 220V221H141ZM170 220H172V221H170ZM139 221V222H140ZM142 221H141V223H142ZM152 221L154 222V224H151L152 223ZM164 221V222H163ZM167 221V220H166ZM57 222H60V223H57ZM156 222V223H155ZM164 223V225H160V223L161 224H163ZM174 222V223H173ZM176 222H178V223H176ZM180 222H181V224H180ZM183 222V223H184ZM56 223V224H55ZM62 223V224H61ZM130 223H132L131 225H130ZM137 223V224H136ZM215 223H216V225H215ZM7 223H5V228L7 227V225H6ZM60 225V226H58V225ZM129 224L130 226H134V224L136 225V226H134L133 228H131V229H133V231H132V233H130L129 234V227H128V229H127V225ZM150 224V226L152 225H158V227L156 228V227H151V228H149L148 227V225ZM68 225V226H67ZM69 225H70V227H69ZM74 225H75V227H77V230L75 229V227H74ZM125 225H126V228H125ZM128 225V226H129ZM190 225V226H189ZM48 226H49V228H48ZM50 226L51 227H53V231H54V227H56L55 229V231H57V229L59 228L60 229V227H65V229L67 228V230L64 232V231H62V234H61V231L59 232V234H58V236H60V237H56L57 236V234L55 233V231H54V234L51 232V229L52 228H50ZM58 226V227H57ZM71 226H73L72 228H71ZM216 226V227H215ZM223 227H224V223H223V225H222ZM221 226V228H223ZM38 227V228H37ZM136 227H138V229H136L137 231H135V228ZM149 228V229H151L152 230V232L151 231H149V229H147V228ZM165 227V228H164ZM185 227V228H186ZM38 229V230H36V229ZM62 228V229H63ZM123 228V229H122ZM142 228V229H143ZM146 228V229H145ZM156 228V229H155ZM8 229V228H7ZM45 231V232H47V233H49V235L48 234H46L43 230ZM48 229V231H46ZM50 229V230H49ZM62 229H60V230H62ZM65 229H63V230H65ZM69 229V230H68ZM70 229H71V231H72V234H74L75 235V233H76V235H75V237H74V235H72L75 239H73L72 237H71V235H68V234H71L69 231H70ZM74 229H75V231L76 232H74ZM118 229V230H117ZM124 229H125V231H124ZM155 229V230H154ZM162 229H165V233L162 231ZM201 229V230H200ZM214 229H215V231H214ZM36 230V231H35ZM139 230V231H138ZM146 230H148V231H146ZM157 230V231H158ZM204 230H206V233H205V231ZM38 231V232H37ZM41 231H43L42 233H41ZM50 231V232H49ZM127 231V234L125 233ZM142 231V233H144L143 232V230H141ZM140 231V232H141ZM155 232L154 234H156L157 236H159L157 233H159V232ZM199 231H201L202 233H203V231H204V236L202 237L201 236V232H199ZM258 231V232H257ZM38 234H37V233ZM120 232H121V234H120ZM150 233L151 232V237H150V234L148 235V233ZM163 232V233H162ZM31 233H32V235H31ZM37 234V235H34V234ZM51 233V234H50ZM208 233L212 236V234H214L212 237H210L209 238V236H208ZM251 234H250V238L252 237L253 239H255V240H258V242H262V243H264V227L262 228V229H258V230H252L251 232H250ZM41 234V235H40ZM63 235V234H65L64 236L65 237H63L62 239L65 241V243L63 244V240L62 239H60L61 240V242L59 243V238H61V235ZM132 234V235H131ZM187 234V235H186ZM202 234V235H203ZM206 234H207V236H206ZM30 235H31V237L33 238V239H31L30 238ZM49 236V238L48 237H46V236ZM56 235V236H55ZM130 235H131V237H130ZM24 236H26V237H24ZM68 236V237H67ZM69 236H70V239H69ZM78 236V237H77ZM119 238H118V237ZM146 236H148V237H146ZM76 237H77V239H76ZM151 239H150V238ZM192 237V238H191ZM201 237V238H200ZM204 237H206L205 239H204ZM224 237V238H223ZM25 240H24V239ZM43 240V242H44V240H45V246L44 245H42L43 244V242H42V240ZM64 238H66V239H69V240H67L66 241V239H64ZM71 238L73 239V240H71ZM124 238V239H123ZM210 240H209V239ZM215 238V240H212V239H214ZM220 238V239H219ZM252 238H251V240H252ZM27 239V240H26ZM31 239V240H30ZM39 239V240H38ZM59 241H58V240ZM120 240L119 242V244H117L116 242H118V240ZM121 239H123V240H130L129 241V245L131 246V247H129V245H128V243H127V241H126V243H127V247L128 248H125V249H127L126 250V252L128 251V249H129V251L126 253L125 251H124V247H121L120 248V244H121V246H124V245H122V241L123 240H121ZM132 239V240H131ZM154 239H152L153 240V242H155L154 241ZM157 239V238H156ZM190 239H191V241H190ZM194 239V240H193ZM196 239V240H195ZM207 239V240H206ZM226 239V240H225ZM49 240H51V241H49ZM247 240V238L244 240V241H246ZM248 240H249V237H248ZM254 240V241H255ZM26 241V242H25ZM28 241H30V243L28 242ZM50 242L49 243V246L50 247H48V246H46L48 243L47 242ZM63 241V242H62ZM71 243H70V242ZM79 241V242H78ZM125 241H124V243H125ZM143 241V243H142V245H141V242ZM149 241V242H148ZM167 241V242H166ZM197 241H199V242H197ZM239 241V242H238ZM66 242H69L68 244H66ZM74 242H76V243H74ZM134 241L132 242V243H135ZM137 242V243H138ZM148 242V243H147ZM153 242H150V243H153ZM190 242V243H189ZM194 242V243H193ZM205 242H207V244L208 245H210L209 243L210 242H212L211 244L213 245V246H208L207 244H205ZM47 243V244H46ZM72 243H73V245H72ZM123 243V244H124ZM126 243H125V247H126ZM147 243V245H145ZM168 243V244H167ZM244 243V242H243ZM36 244V245H35ZM42 246H41V245ZM59 244V245H58ZM61 244H63L62 246H60ZM69 244H71V246L69 245ZM79 247H77L76 245ZM116 244H117V247H119V248H115V246H116ZM192 244V245H191ZM202 243H201V245L202 246H204ZM35 247H34V246ZM67 246V248H66V246ZM119 245V246H118ZM133 245V244H132ZM145 246V248H144V246ZM165 245V247L164 248H167V250H165L164 248H163V246ZM166 245H167V247H166ZM200 245V244H199ZM215 245H217V246H215ZM222 245V246H221ZM242 245V246H241ZM65 246V247H64ZM69 246V247H68ZM74 246V250H75V248H76V250H77V252L75 251V252H72V251H74V250H71V252H68L69 251V248H72ZM143 246V247H142ZM146 246H149V247H146ZM191 246V247H190ZM44 247V248H43ZM62 247V248H61ZM211 248V249H209V248ZM214 247V248H213ZM65 248L68 250L67 252L65 251ZM187 248H189L188 250H186ZM36 249V250H35ZM38 249V250H37ZM47 249H48V252H47ZM63 249V250H62ZM73 249V248H72ZM172 249V248H171ZM209 249V250H208ZM216 249H218V248H216ZM227 249H230V250H227ZM254 249H258L257 250V252H261V251H263L262 250V248H261V246H256V248L254 247ZM112 250V249H111ZM123 250L124 251V255L123 254H120V253H123V252H121V251ZM161 251V252H158L157 253V251ZM165 250V251H164ZM170 250V249H169ZM186 250V251H185ZM66 253H68V254H66ZM130 251H132L131 253H132V258H133V260L135 261H133L132 260V258H131V255H129V253H130ZM134 251V252H133ZM139 251H140V255H141V257H140V255H139ZM152 251V253H150V252ZM154 251H156V253L154 252ZM162 251H164V252H162ZM216 251V250H215ZM214 251V252H215ZM32 252V253H33ZM35 253L34 255H36V254H38V253ZM65 254H63V253ZM80 252V253H79ZM86 252V253H85ZM135 252H137L136 253V255H139L138 257L135 255ZM142 252L144 253V254H142ZM147 252H149L148 254H146ZM72 255V256H75L74 258L70 255V254ZM73 253V254H72ZM74 253H76V255L77 254H79V256H78V260H77V256L76 255H74ZM89 253V254H88ZM109 253H112V254H109ZM119 253V254H118ZM134 253V254H133ZM168 253V254H167ZM178 253V254H179ZM64 256H63V255ZM146 254V256H144ZM157 254V255H156ZM160 254H164V255H160ZM175 254V255H174ZM221 254V253H220ZM256 254V253H255ZM68 255H70V258L68 257ZM83 255V256H82ZM122 255V256H121ZM142 255L145 257V258H148V257H150V255L152 256V260H151V257L149 258V259H147V260H142V259H144V257H142ZM149 255V256H148ZM154 255V256H153ZM168 255V256H167ZM170 255H172L171 256V258H173L174 260H171L170 259ZM173 255H174V257H173ZM258 255V254H257ZM256 255V256H257ZM67 258H66V257ZM83 258H82V257ZM86 256V257H85ZM104 256V257H103ZM105 256H107V257H105ZM110 256H113V258L112 257H110ZM118 258H117V257ZM123 256H124V258H123ZM127 256H129L128 258H126ZM134 256H135V258H134ZM245 256L246 255H244V257H242L243 258V261L241 262L242 264H247V260L245 259ZM48 257V258H47ZM51 257V258H50ZM61 257V258H60ZM64 257V258H63ZM82 259H81V258ZM108 257H109V259H108ZM116 259H118V260H116L117 262H114L115 261V258ZM162 257V258H161ZM209 258H208V261H209V264H216L217 262H218V260H217V262L216 261H211L210 260V255L208 256ZM257 257H259V256H257ZM36 258H39V260H40V258L42 259V261H39L38 259L37 260H35ZM47 258V259H46ZM63 258V260H61ZM67 260H66V259ZM73 258V259H72ZM76 258V259H75ZM79 258L81 259L80 261H79ZM142 258V259H141ZM261 258V259H260ZM260 260H264V256H260ZM44 259V260H43ZM49 259V260H48ZM54 259V260H53ZM112 259H114V260H112ZM135 259H137V260H135ZM166 259V258H165ZM184 259V260H183ZM14 260V261H13ZM59 260H61V261H59ZM66 260V261H65ZM75 260L76 261H78V262H75ZM85 260V261H84ZM106 260H108L107 262H106ZM125 260V261H124ZM130 260V261H129ZM139 260H140V262H139ZM162 260H164V258L162 259ZM244 260H246V261H244ZM13 261V262H12ZM15 261H16V257H15V255H11V260H10V264H15ZM98 261V262H97ZM147 261V262H146ZM169 262V261H168ZM243 262H246V263H243ZM56 263V264H57ZM68 264H72V263H69V262H67ZM101 263V262H100ZM99 263V264H100ZM82 264V263H81ZM218 264H228V263H226V261H225V257L223 258V260H221V262H218Z\"/></svg>", "mask_w": 264, "mask_h": 264}, {"label": "bare ground", "instance_id": "obj_2", "mask_svg": "<svg viewBox=\"0 0 264 264\" xmlns=\"http://www.w3.org/2000/svg\"><path fill=\"white\" fill-rule=\"evenodd\" d=\"M12 1H13V0H12ZM14 1H15V0H14ZM14 1H13V3H14ZM17 1H18V0H17ZM17 1H15V2H17ZM26 1H28V0H26ZM31 1H32V0H30V2H28V4H31ZM35 1H36V0H35ZM83 1H84V0H82V1L80 0L79 4H81V2H83ZM90 1H92V0H90ZM96 1H97V3L99 2L98 0H96ZM106 1H107V0H106ZM106 1H105V2H106ZM111 1H112V0H111ZM129 1H130V0H129ZM134 1H135V0H134ZM145 1H146V0H145ZM159 1H160V0H159ZM161 1H162V0H161ZM161 1H160V3H161ZM164 1H165V0H164ZM170 1H171V0H169V1H167V2H170ZM199 1H200V0H197L196 2L198 3ZM201 1H202V0H201ZM225 1H226V0H225ZM243 1H244V0H243ZM32 2H34V0H33ZM36 2H37V1H36ZM92 2H93V1H92ZM112 2H114V1H112ZM112 2H111V3H112ZM130 2H131V1H130ZM137 2H138V1H137ZM155 2H156L155 4L158 5L157 0H156ZM173 2H176V1H173ZM178 2H179V1H178ZM184 2L187 3V2H189V1L187 0V1H184ZM202 2H203V1H202ZM204 2H205V1H204ZM208 2L210 3V5H208V7H209V6L212 7L211 5H212L213 2L211 1V2H212V3H211L210 0H208ZM227 2H228V1H227ZM233 2H234V1H233ZM244 2H246V1H244ZM244 2H242V3H244ZM247 2H248V0H247ZM247 2H246V6H247ZM257 2H259V0L256 1V2H253V3H254V4L256 3L257 6L260 5V4L257 3ZM261 2H262V1H261ZM263 2H264V1H263ZM263 2H262V3H263ZM18 3H19V2H18ZM18 3H17V4H18ZM34 3H35V2H34ZM34 3H33V4H34ZM55 3H56V2H55ZM74 3H75V2H74ZM74 3H71V4L73 5ZM83 3H84V2H83ZM90 3H91V2H90ZM93 3H94V2H93ZM107 3H109V2H107ZM118 3H119V2H118ZM149 3H150V2H149ZM153 3H154V2H153ZM160 3H159V4H160ZM222 3H224V1H223ZM230 3H231V2H230ZM230 3H229V5L233 6L232 3H231V4H230ZM248 3H250V1H249ZM6 4H7V2L5 3V6H6ZM14 4H15V3H14ZM23 4H24V3H23ZM33 4H32V5H33ZM56 4H57L58 6H60V7L62 6V8H63V5L58 4V2H57ZM56 4H54V5L56 6ZM76 4H78V3L76 2ZM79 4L76 5V6H78V7L72 6V9H73V7H74L75 9L78 8V10H77V9H76V10L73 9V10H75L76 12H80V14H82V13H86V12H84V11L81 13L82 10L79 8V6H82V5H84L85 3L82 4V5H79ZM91 4H92V3H91ZM95 4H96V2H95ZM99 4H100V3H99ZM103 4H104V2H103ZM105 4H106V3H105ZM130 4H131V3H130ZM145 4L147 5V2H145ZM155 4H154V5H155ZM182 4H183V3H182ZM202 4H203L202 6L205 7L206 4H205V5H204V3H202ZM214 4H215V3H214ZM226 4H227V3H224V6H225ZM234 4H236V3H234ZM251 4H252V2H251ZM251 4H250V5H251ZM38 5H39V4H38ZM74 5H75V4H74ZM108 5H110V4H108ZM108 5L106 4L105 6H108ZM150 5H151V4H150ZM154 5H153V6H154ZM157 5H155V7H156ZM160 5H162V3H161ZM165 5H166V4H165ZM165 5H163L164 8H165ZM236 5H237V4H236ZM236 5H235V6H236ZM239 5H240V4H239V2H238V5H237L236 7H238ZM248 5H249V4H248ZM262 5H263V4H262ZM18 6H21V5L18 4ZM25 6H26L25 9H26L27 7H29V6H31V5H28V6H27V4H26ZM33 6H35V5H33ZM36 6H37V5H36ZM55 6H54L53 9L56 8L55 10L58 11V13H59V12H60V11H59L60 9L58 8L59 10H57V7H55ZM84 6H85V5H84ZM96 6H97V5H96ZM111 6H112V5H111ZM111 6H110V7H111ZM114 6H115V4H114ZM158 6H159V5H158ZM260 6H261V5H260ZM260 6L257 7V8H258V9L263 8L262 6H261V7H260ZM6 7H7V6H6ZM16 7H17V6H16ZM86 7H88V8H85V9H89V5L86 6ZM131 7H132V4H131ZM160 7H161V6H160ZM206 7H207V6H206ZM210 7H209V8H210ZM229 7H230V6H229ZM243 7H244V6H243ZM243 7L241 6V9H242ZM252 7H253V5H252ZM254 7H256V6L254 5ZM62 8H61V9H62ZM100 8H101V7H100ZM141 8H142V7H141ZM145 8H146V7H145ZM152 8H154V7H152ZM156 8H157V7H156ZM156 8H154V9H156ZM162 8H163V7H162ZM162 8H159V7H158V9H160L161 12H163V9H164V8H163V9H162ZM173 8H174V7H171L170 9H172V11H173V10H174ZM225 8H228V5H227V7L225 6ZM238 8H240V7H238ZM238 8H237V9H238ZM35 9L38 10L39 8H36V7H35ZM66 9H67V8H64V10H66ZM79 9H80V10H79ZM83 9H84V8H83ZM103 9H104V8H103ZM108 9H109V8H108ZM111 9H112V8H111ZM131 9H133V8H131ZM166 9H167V8H166ZM211 9H212V8H211ZM211 9H210V10H211ZM229 9H230V8H228V10H229ZM246 9H249V7L246 8ZM263 9H264V8H263ZM27 10H30V7H29V9L27 8ZM31 10H32V6H31ZM64 10H63V11H64ZM73 10H72V11H73ZM90 10H91V8H90ZM95 10H96V8L94 7V10H93V11H95ZM106 10H107V7H106ZM114 10H115V9H114ZM114 10H112V11H114ZM164 10H165V9H164ZM231 10H233V9H231ZM231 10H230V12H228L229 14H231V13H233V12L235 11V10H234V11L231 12ZM239 10H240V9H239ZM254 10H255V9H254ZM260 10H261V9H260ZM260 10H255V11L259 12ZM19 11H20V13H21V8L19 9ZM19 11H18V12H19ZM22 11H24V10H22ZM25 11H26V10H25ZM53 11H54V10H52V13H53ZM56 11H55V12H56ZM67 11H68V10H67ZM86 11H87V10H86ZM148 11H150V10H148ZM154 11H155V10H154ZM158 11H159V10H157V12H158ZM160 11H159V13H160ZM166 11H168V10H166ZM175 11H176V10H175ZM177 11H178V10H177ZM177 11H176V12H177ZM181 11H182V10H181ZM236 11H237V10H236ZM262 11H263V10H261L260 13H262ZM4 12H5V13H8V12H6V11H4ZM16 12H17V11H16ZM27 12L30 13L29 11H27ZM36 12H38V13H36ZM68 12H69V11H68ZM108 12H109V10H108ZM119 12H120V11H119ZM128 12H129V11H128ZM143 12H144V11H143ZM237 12H238V11H237ZM237 12H235V14L233 13L232 15H236ZM239 12H244V10H243V11L241 10V11H239ZM239 12H238V13H239ZM246 12H247V11H246ZM23 13H24V12H23ZM23 13H22V14H23ZM28 13H27L28 16H27L26 14H24V16L26 15L28 18H31V20H32L33 17H34L35 15H34L33 17H31V15L34 14V13L32 12L31 15H30V17H29V14H28ZM61 13H62V12H60V14H61ZM69 13H70V12H69ZM92 13H93V12H92ZM92 13H91V14H92ZM105 13L107 14V12H105ZM105 13H104V14H105ZM109 13H110V12H109ZM111 13H112V12H111ZM122 13H123V12H122ZM125 13H126V11H125ZM145 13H146V11H145ZM159 13H156L157 16L159 15ZM164 13H165V11L163 12V14H164ZM169 13H171L173 16L176 15L174 12H171V11L167 12L166 16L168 17V18H167L168 20L170 19L169 16L171 15V14L169 15ZM173 13H174V14H173ZM249 13H250V12H249ZM249 13H247V14H249ZM253 13H254V12H253ZM35 14H38V17L40 18L41 15H39V11H36V10H35ZM53 14H54V13H53ZM64 14L66 15V11H65ZM64 14H62V15L64 16ZM70 14H72V13H70ZM80 14H78V16H79ZM88 14H90V13H88ZM88 14H85V15H88ZM113 14L115 15L114 12H113ZM119 14H120V13H119ZM148 14H149V13H148ZM156 14H155V15H156ZM161 14H162V13H161ZM161 14H160V15H161ZM244 14H245L244 17H246V13L241 14V17H243ZM256 14H257V13H256ZM17 15H18V14H17ZM58 15H59V14H58ZM58 15H57V16H58ZM68 15H69V14L67 13V17H68ZM73 15H74V13H73L71 16H73ZM76 15H77V13L75 14V18H76ZM124 15H125V14H124ZM124 15H123V16H124ZM126 15H127V14H126ZM145 15H146V14H145ZM152 15L154 16V14H152ZM152 15L150 16V20H151V18H153ZM164 15H165V14H164ZM172 15H171V17H173ZM181 15H182V14H181ZM183 15H184V14H183ZM237 15H238V14H237ZM0 16H1V15H0ZM21 16H22V15H21ZM59 16H60V15H59ZM63 16H61V17H63ZM80 16H81V17L83 16L84 18H86V16H84V14H82V15H80ZM80 16H79V17H80ZM99 16H100V15H99ZM99 16H98V18H101V17H99ZM109 16H110V15H109ZM136 16H137V15H136ZM142 16H143V13H142ZM179 16H180V15H179ZM212 16H213V15H212ZM212 16H211V17H212ZM230 16H231V15H230ZM230 16H229V17H230ZM247 16H248V15H247ZM250 16H252V15H250ZM253 16H254V15H253ZM5 17H8V16H5ZM27 17H26V19H27ZM35 17H36V16H35ZM35 17H34V18H35ZM38 17H37V18H38ZM55 17H56V16L54 15V18H55ZM87 17H88V16H87ZM116 17H117V16H116ZM132 17H133V16H131V18H132ZM161 17H162V16H161ZM161 17H159V18L161 19ZM175 17L177 18L176 21L179 22V23H181V22H180V17H179V21H178V15L175 16ZM175 17H174V18H175ZM224 17H226V16H224ZM235 17H238V18H239V16H235ZM241 17H240V19L243 21V20H244V17H243V18H241ZM15 18H16V17L14 16V20H15ZM63 18L66 19V17H63ZM68 18H69V17H68ZM73 18H74V16L72 17V19H73ZM77 18H78V17H77ZM77 18H76V19H73V21L75 22V21L77 20ZM139 18H140V17H139ZM144 18H145V17H144ZM174 18H173V19L171 18V19H172L171 21H173ZM230 18H233V16H231ZM230 18H229V19H230ZM249 18H250V17L248 16V19H249ZM251 18L253 19V17H251ZM251 18H250V19H251ZM1 19H2V18H1ZM3 19H4V18H3ZM6 19H7V18H6ZM23 19H24V18H22L21 22L23 21ZM69 19L72 20L71 17H70ZM94 19H95V18H94ZM94 19H93V21H94ZM96 19H97V18H96ZM148 19H149V18H148ZM154 19H155V17L153 18V20H154ZM156 19H157V18H156ZM164 19H165V17H164ZM181 19H182V18H181ZM184 19H185V20H188V19H186V16H185ZM184 19H182V21H183ZM214 19H215V18H214ZM217 19H218V18H217ZM233 19H234V18H233ZM233 19H232V20H233ZM248 19H247V20L245 19V21H246L245 23H248V22H249ZM4 20H5V19H4ZM63 20H64V19H63ZM66 20L68 21V19H66ZM82 20H83V18H82ZM82 20L80 19V21H82ZM129 20H130V19H129ZM168 20H167V21H168ZM185 20H184V21H185ZM238 20H239V19H238ZM2 21H3V20H2ZM5 21H6V20H5ZM7 21H8V20H7ZM15 21H16V20H15ZM17 21L20 22V20H19L18 18H17ZM25 21H26V20H25ZM27 21H28V19H27ZM27 21H26V22L23 21L21 24H23V23H27V26H28V25H29L28 23H29L30 21H29V22H27ZM34 21H35V20H34ZM34 21H33V22H34ZM37 21H38V19L36 20V22H37ZM39 21L41 22V21H43V20H39ZM78 21H79V19H78ZM123 21H124V20H123ZM126 21H127V20H126ZM130 21H132V20H130ZM141 21H142V20H141ZM145 21H146V20H145ZM154 21H156V20H154ZM154 21H153V22H154ZM162 21H163V20H162ZM162 21H161V22H162ZM176 21L174 20L173 25H174V23H175V24L177 25V27H178L180 24L178 25ZM213 21L215 22V20H213ZM226 21H227V24H228V20H226ZM230 21H231V20H230ZM247 21H248V22H247ZM13 22H14V21H13ZM33 22H32V23L30 22V23L33 25ZM36 22H35V23H36ZM40 22H38L37 24L39 25ZM54 22H57V21L55 20ZM60 22H62V21H60ZM91 22H92V21H91ZM91 22H89V23H91ZM103 22H104V21H103ZM124 22H125V21H124ZM142 22H144V21H142ZM146 22H147V21H146ZM161 22H160V23H161ZM163 22H165V21H163ZM231 22H232V25H234L235 23H237V20L234 21V22H235L234 24H233V21H231ZM239 22H240V21H239ZM243 22H244V21H243ZM250 22H253V21L250 20ZM250 22H249V24H251ZM4 23H5V25L8 24V22H4ZM4 23H3V25H4ZM14 23H15V22H14ZM16 23H18V22H16ZM62 23H64V22H62ZM62 23H59V21H58L57 24L59 25V24H62ZM70 23H72V21H70ZM75 23H76V22H75ZM78 23H79V22H77L76 24H78ZM86 23H88V21H87ZM92 23H93V22H92ZM92 23H91V24H92ZM98 23H99V22H98ZM129 23H130V22H129ZM140 23H141V22H140ZM156 23H157V24H156ZM156 23L153 24L154 27H155V24H156V26H157L156 30L159 29V28H158L159 25H163V24H160V23H159V25H158V21H157ZM167 23L169 24V22H166L165 24L168 25ZM184 23H185V22H184ZM184 23H183V24H184ZM186 23H187V22H186ZM240 23H241V22H240ZM37 24H36V25H37ZM53 24H54V23H52V25L49 24V27H48V28H49V29H53V28H50V26H54V25H55V24H54V25H53ZM65 24H66V21H65ZM72 24H73V23H72ZM72 24H71V25H72ZM81 24H83V23H80V25H81ZM84 24H85V23H84ZM84 24H83V25H84ZM93 24H94V23H93ZM102 24H105V22L102 23ZM118 24H119V23H118ZM125 24H126V23H125ZM137 24H139V23L137 22ZM145 24H146V23H145ZM183 24L181 23V27H182ZM187 24H188V23H187ZM187 24H186V25H187ZM216 24H217V23H216ZM216 24H215V26H216ZM237 24H238V23H237ZM241 24H243V23H241ZM1 25H2V24H1ZM5 25H4V26H5ZM15 25H16V24H15ZM25 25H26V24H25ZM32 25H31V26H32ZM38 25H37L36 27H38ZM41 25H42V23H41ZM45 25H47V23H46ZM45 25H44V23H43L42 26H45ZM69 25H70V24H69ZM88 25H89V24H88ZM98 25H99V24H98ZM106 25H107V24H106ZM106 25H105V26H106ZM120 25H121V24H120ZM142 25H143V24H142ZM166 25H165V26H166ZM186 25L184 24L183 26H186ZM225 25H226V24H225ZM230 25H231V24H230ZM59 26H60V25H59ZM65 26H67V25H65ZM65 26H64V27H65ZM75 26H76L75 30L79 28V27L77 28V25H75ZM90 26H91V25H90ZM90 26H89V27H90ZM95 26H96V25H95ZM140 26H141V24H140ZM206 26H207V25H206ZM227 26L229 27V25H226L225 27L228 28ZM234 26H235V25H234ZM242 26L247 27L245 24H244V25H241V27H242ZM259 26H260V25H259ZM5 27H7V25H6ZM15 27L18 28L17 25H16ZM56 27H57V26H56ZM70 27H71V26H70ZM91 27H92V26H91ZM91 27H90V28H91ZM93 27H94V26H93ZM93 27H92V29H93ZM123 27L125 28L126 25H125V26L122 25V31L125 32V30L123 29ZM150 27H151V26H150ZM163 27H164V25H163ZM177 27H176V28H177ZM181 27L179 26L178 29L180 30ZM192 27H194V29H195V24H193ZM192 27H190V28H192ZM201 27H202V26H201ZM249 27H250V25H249ZM257 27H258V25H257ZM261 27H262V26H261ZM59 28H60V27H59ZM59 28H58V30H59ZM66 28H67V27H66ZM71 28H72V27H71ZM95 28H97V27H95ZM127 28H128V26H127ZM145 28H146V26H145ZM161 28H162V26H161ZM164 28H166V27H164ZM164 28L162 29L163 31H164ZM174 28H175V27H174ZM176 28H175V30L177 31ZM190 28H189V27L186 28V31H188ZM212 28H214V25H212V27L210 28L211 31L213 30ZM217 28H218V27H217ZM223 28H224V27H223ZM231 28H232V26H231ZM231 28L229 27L228 30H230ZM253 28H254V30L257 29L256 27H253ZM46 29H47V28H46ZM56 29H57V28H56ZM56 29H55V31H58V30H56ZM99 29H100V26H98V29H96V31H98L100 34H99L98 32L95 33V34H99V35L102 36V31H101L102 28H101L100 30H99ZM130 29H131V28H130ZM141 29H142V27H141ZM141 29L139 30L140 32L143 31V29H142V30H141ZM166 29H167V28H166ZM184 29H185V27H184ZM187 29H188V30H187ZM192 29H193V28H192ZM194 29L192 30L193 34H194V32H196V31H195L196 29H195V30H194ZM203 29H204V28H203ZM203 29L201 28V30H203ZM208 29H209V28H207V30H208ZM244 29H247V28H244ZM251 29H252V28H251ZM251 29H250V30H251ZM262 29H263V28H262ZM19 30H20V29H19ZM28 30H29V29H28ZM146 30H147V28H146ZM152 30H155V29H152ZM156 30H155V31H156ZM167 30H168V29H167ZM170 30L172 31L171 25H170ZM170 30H169V34L171 33ZM179 30H178L177 33H179ZM190 30H191V29H190ZM190 30H189L188 32L192 34V32H190ZM232 30H233V29L230 30V31H231L230 33L233 32ZM250 30H248V31H250ZM17 31H18V30H17ZM48 31H49V30H48ZM100 31H101V32H100ZM109 31H110V30H109ZM127 31H128V30H127ZM127 31H126V32H127ZM144 31H145V30H144ZM155 31H153V32H155ZM157 31H158V30H157ZM163 31H162V32H163ZM165 31H166V30H165ZM176 31H174V32H176ZM186 31H182V30H180V32H182L183 35H184V32H186ZM204 31H206V30H204ZM204 31H203V32H204ZM215 31H217V30H215ZM18 32H20V31H18ZM51 32H52V31H51ZM58 32H59V31H58ZM62 32H63V31H62ZM78 32H80V31H78ZM78 32H77V33H78ZM92 32H93V31H92ZM92 32H91V33H92ZM145 32H146V31H145ZM145 32H143L144 35H147V33L145 34ZM166 32H167V31H166ZM172 32H173V31H172ZM174 32H173V33H174ZM262 32H263V31H262ZM3 33H4V34H2V35H3V38H4L5 36H7V35L5 34V33H7V32H3ZM15 33H17V32H14V35H15ZM103 33H104L106 36L108 35V34H106L107 31L104 32V30H103ZM112 33H113V32H112ZM127 33H128V32H127ZM158 33H161V30L158 31ZM164 33H165V32H164ZM186 33H187V32H186ZM189 33H187V35H188L187 37L189 38V40H192V39H191L192 35L189 34ZM201 33H202V31H201ZM206 33H207V31H206ZM209 33H210V32H209ZM209 33H208V35H209ZM213 33H214V32H213ZM217 33H218L217 36H219V32H218V31H217ZM247 33H249V32L245 31V34H247ZM251 33H252V32H251ZM256 33H257V32H256ZM9 34L12 35L13 32H12V33L9 32ZM17 34H18V33H17ZM45 34H46V33H45ZM50 34H51V33H50ZM59 34H60V33H58V35H59ZM62 34H63V33H62ZM78 34H79V33H78ZM80 34H81V36H82V38H83V35H82L83 33H80ZM110 34H111V32H110ZM123 34H124V33H123ZM141 34H142V33H141ZM153 34H155V33H153ZM171 34H172V33H171ZM179 34H180V33H179ZM204 34H205V32H204ZM204 34H203V36L207 35V34H205V35H204ZM214 34H216V32H215ZM214 34H213V37H214ZM220 34H221V33H220ZM253 34H254V33H253ZM263 34H264V32H263ZM28 35H29V34H28ZM48 35H49V32H48ZM52 35H53V34H52ZM52 35H51V36H52ZM112 35H113V34H112ZM115 35H116V33H115ZM115 35H114V36H115ZM156 35H157V34H156ZM156 35H154V36H156ZM160 35H166V34H162V33H161ZM172 35H174V34H172ZM177 35H178V34H177ZM177 35H176V36L174 35V37L171 38V40H172V39L175 40V37H177V39H178V36H180V35H178V36H177ZM185 35H186V34H185ZM189 35H190L191 37H190ZM210 35H211V34H210ZM233 35H234V34H233ZM251 35H252V34H251ZM260 35H261V33H260ZM260 35H259V36H260ZM8 36H9V35H8ZM33 36H34V34H33ZM56 36H57V35H56ZM60 36H61V35H59V37H60ZM87 36H88V39H89L90 36H89V35H87ZM103 36H104V35H103ZM120 36H121V35H120ZM123 36H124V35H123ZM141 36H142V35H141ZM148 36H149V35H148ZM154 36H153V37H154ZM170 36H171V35H170ZM181 36H182V35H181ZM203 36H202V37H203ZM215 36H216V35H215ZM235 36H236V34H235ZM261 36H262V35H261ZM16 37H19V36L16 35ZM25 37H26V36H25ZM49 37H50V36H49ZM63 37H65V36H63ZM91 37H92V36H91ZM91 37H90V38H91ZM95 37H96V35H95ZM95 37H94V38L92 37L93 39H92V38H91V39L94 40ZM104 37H105V36H104ZM107 37H108V36H107ZM109 37H111V36H109ZM112 37H113V36H112ZM112 37H111V38H112ZM117 37H119V36H116L115 38H117ZM127 37H128V36H127ZM127 37H126V38H127ZM142 37H143V36H142ZM151 37H152V36H151ZM158 37H159V36H158ZM163 37H166V36H163ZM184 37H185V39L187 40L186 36H184ZM6 38H7V37H6ZM19 38H21V35H20ZM19 38H18V40H19ZM43 38H44V37H43ZM51 38H52V37H51ZM55 38H56V37H55ZM78 38H79V37H78ZM84 38H85V37H84ZM98 38H99V37H98ZM98 38H96V40H97ZM111 38H109V39H111ZM131 38H132V37H131ZM143 38H144V37H143ZM149 38H150V37H149ZM159 38H160V37H159ZM161 38H162V37H161ZM161 38H160V39H161ZM181 38H182V37H181ZM207 38H208V36H207ZM207 38H206V40H208L210 37H209L208 39H207ZM251 38H252V42H254V41L256 40V38L253 37V36H251ZM258 38H259V37H258ZM8 39H9V38H8ZM22 39H23V38H22ZM29 39H30V38H29ZM29 39L26 40V42H29V41L31 40V39H30V40H29ZM46 39H48V38H46ZM49 39H50V38H49ZM57 39H60V38H56V39H54V40H57ZM64 39H65V38H64ZM76 39H77V37H76ZM79 39H80V38H79ZM79 39H78V41H79ZM86 39H87V37H86ZM99 39H100V38H99ZM99 39H98V40H99ZM106 39H107V38H106ZM144 39H146V37H145ZM147 39H148V38H147ZM147 39H146V41H147ZM154 39H155V38H153V40H154ZM164 39H166V38H163V40H164ZM169 39H170V38L168 37V40H169ZM202 39H203V38H202ZM202 39H201V40H202ZM217 39H218V38H215V42L218 41ZM227 39H230V38H227ZM237 39H238V38H237ZM240 39H241V38H240ZM262 39H263V38H261V40H262ZM5 40H6V39H5ZM23 40H24V39H23ZM23 40H20V42L23 41ZM51 40H52V39H51ZM80 40H81V39H80ZM96 40H94V41H95L94 45L96 44ZM104 40H105V38H104ZM104 40H102V38H101V42H100V43H102ZM117 40H118V39H116L115 41L117 42ZM132 40H133V39H132ZM157 40H158V39H157ZM171 40H170V41H171ZM173 40H172L171 43H173ZM201 40H200V41H201ZM204 40H205V38H204ZM204 40H202V41L205 42ZM209 40L212 42L211 39H209ZM216 40H217V41H216ZM221 40H222V39H221ZM225 40H226V38H225ZM235 40H236V39H235ZM244 40H245V39H244ZM246 40H248V39H246ZM246 40H245V41H246ZM1 41L3 42L4 40L1 39ZM32 41H33V40H32ZM81 41H82V40H81ZM81 41H80V42H81ZM85 41H86V40H84V42H85ZM94 41H93V42H94ZM105 41H106V40H105ZM110 41H112V40H109L108 42H110ZM120 41H121V40H120ZM136 41H137V39H136ZM154 41H155V40H154ZM166 41H167V39H166ZM180 41H182V43H183L184 40H180ZM180 41H179V42H180ZM210 41H207V44H208ZM213 41H214V40H213ZM259 41H260V40H259ZM4 42H5V41H4ZM26 42H25V43H26ZM33 42H35V40H34ZM33 42H32V43H33ZM36 42H37V41H36ZM60 42H61V41H60ZM93 42H92V43H93ZM108 42H106V44H107ZM118 42H119V41H118ZM149 42H150V41H149ZM155 42H156V41H155ZM218 42L221 44L220 41H218ZM46 43H47V42H46ZM49 43L51 44V41H50ZM76 43H77V42H76ZM82 43H83V42H82ZM82 43H81V44H82ZM88 43H90V40H89V42H88V41L86 42V44H88ZM100 43H98V44H100ZM132 43H133V42H132ZM141 43H142V42H141ZM161 43L164 44L163 42H161ZM165 43H166V42H165ZM182 43H180V44H182ZM184 43H185V42H184ZM184 43H183V44H184ZM189 43H190V42H189ZM189 43H188V45H189ZM201 43H202V42H200V44H201ZM213 43H214V42H213ZM3 44H5V43H2L1 46H3ZM7 44H8V43H7ZM26 44H27V43H26ZM30 44H31V42H30ZM30 44H28V48H30V47H29ZM37 44H40V43H37ZM50 44H49V45H50ZM61 44H62V43H61ZM61 44H60V45H61ZM86 44H85V45H86ZM90 44H91V43H90ZM122 44H123V43H122ZM150 44H151V43H150ZM159 44H160V40H159ZM166 44H167V43H166ZM191 44H192V42H191ZM223 44H224V43H222V45H223ZM232 44H233V43H232ZM242 44H243V43H242ZM33 45H35V44H33ZM33 45H30V46H33ZM69 45H70V44H69ZM77 45H79V44H77ZM92 45H93V44H92ZM103 45H104V44H103ZM110 45H111V43H110ZM123 45H124V44H123ZM152 45H153V44H152ZM169 45H170V44H169ZM169 45L167 44V46H165V44H164L163 47L166 48V47H168ZM176 45H179V44L177 43V41H176ZM176 45H175V44H174V45H170L169 48H172V47H174V46H176ZM186 45H187V43H185L183 46H182V45H181V46H182V48H183V47L186 46ZM208 45L211 46V44H208ZM217 45H219V44H217ZM217 45H215V47H216ZM224 45H225V44H224ZM224 45H223V46H224ZM233 45H234V44H233ZM1 46H0V47H1ZM14 46H16V45H14ZM14 46L11 45V47H7V48H9V50H10V49L16 50L15 48H13ZM47 46H48V45H47ZM55 46H56V45H55ZM88 46H89V45H88ZM88 46H87V47H88ZM106 46H108V44H107ZM143 46H145V45H143ZM143 46H142V47H143ZM171 46H172V47H171ZM181 46H180V47H181ZM202 46H203V45H202ZM204 46H205V45H204ZM204 46H203V47H204ZM209 46H207V47L210 49ZM212 46H213V45H212ZM219 46H220V45H219ZM223 46H222V47H223ZM241 46H242V45H241ZM259 46H260V45H259ZM5 47H6V45H5L4 47H2L3 49H1V48H0V49H1V50H4V52H6ZM17 47H20V46L18 45ZM36 47H37V46H36ZM92 47H93V46H92ZM133 47H134V46H133ZM135 47L137 48V46H135ZM150 47H152V46H150ZM156 47H157V46H156ZM163 47H162V48H163ZM176 47H177V46H176ZM178 47H179V46H178ZM187 47H188V46H187ZM192 47H193V45H192ZM225 47H226V45H225ZM248 47H249V46H248ZM77 48H78V46H77ZM97 48H98V47H97ZM104 48H105V45H104ZM107 48H110V46L107 47ZM122 48H123V47H122ZM138 48H139V47H138ZM158 48H159V47H158ZM158 48H157V52L159 51ZM165 48H164V49H165ZM169 48L166 49V50H162V51H163V54H164V55H163L164 57H165V54L167 53V51L170 50ZM182 48H178V49L176 48V50H179L176 54H179V52H180V50H182ZM188 48H189V47H188ZM217 48H218V47H217ZM231 48H232V47H231ZM250 48H251V47H250ZM250 48H248V50H249ZM18 49H20V48H18ZM22 49H23V48H22ZM44 49H45V48H44ZM55 49H57V48H56V47L54 48V52H55V51H58V50H55ZM173 49H174V51L176 52L175 48H173ZM191 49H192V48H191ZM212 49H213V48L210 49V53H211ZM252 49H254V48H252ZM256 49H257V48H256ZM260 49H262V48H260ZM20 50H21V49H20ZM23 50H24V49H23ZM30 50H31V49H30ZM42 50H43V49H42ZM91 50H95V49H91ZM91 50H90V51H91ZM133 50H134V49H133ZM136 50H138V49H136ZM152 50H153V49H152ZM185 50H186V49H185ZM185 50H184V51H185ZM217 50H218V49H217ZM217 50L215 51V49H214V51H213V55L216 54V57H218V56H217V54H218V53H217ZM224 50H227V48H226V49L224 48ZM236 50H237V49H236ZM7 51H8V50H7ZM18 51H19V50H18ZM28 51H29V50H28ZM47 51H48V50H47ZM72 51H73V50H72ZM82 51H83V50L80 51V49H79V54H80ZM86 51H87V50H86ZM107 51H109V49H108ZM138 51H139V50H138ZM182 51H183V50H182ZM182 51H181L180 53H182ZM184 51H183V52H184ZM193 51H195L196 54H197V53L200 54V51L197 49V47H196L195 49H192V53H193ZM218 51H219V50H218ZM231 51H232V50H231ZM231 51H230V52H231ZM240 51H241V50H240ZM240 51H239V52H240ZM246 51H247V49H246ZM246 51H245V52H246ZM12 52H13V51H12ZM14 52H15V51H14ZM14 52H13V53H14ZM39 52H40V51H39ZM84 52H85V51H84ZM84 52H83V53H84ZM87 52H88V51H87ZM94 52H95V51H94ZM168 52H169V51H168ZM170 52H172V51L170 50ZM170 52H169V53H170ZM219 52H220V51H219ZM251 52H252V50H251ZM0 53H1V52H0ZM2 53H3V51H2ZM7 53H8V52H7ZM10 53H11V52H10ZM10 53H9V54H10ZM20 53H21V51H20ZM20 53H19V54H20ZM22 53H23V56H22V57H24V55H26V54H24L23 51H22ZM26 53H27V52H26ZM36 53H37V52H36ZM97 53H99V52H96V54H97ZM140 53H142V52H140ZM145 53H146V52H145ZM145 53H144V54H145ZM222 53H223V52H222ZM224 53H225V52H224ZM226 53H227V52H226ZM228 53H229V52H228ZM241 53H242V52H241ZM248 53H250V52H248ZM254 53H255V52H254ZM257 53H258V52H257ZM262 53H263V52H262ZM40 54H41V53H40ZM44 54H45V53H44ZM46 54H47V53H46ZM57 54H59L58 56H60V53L57 52L55 55H57ZM61 54H62V53H61ZM77 54H78V53H77ZM77 54H76V55H77ZM90 54H91V53H90ZM94 54H95V53H94ZM173 54H175V53H173ZM186 54L189 56V53H188V52H187ZM186 54L184 53V54L182 55V58H183V59H181L180 56H178V57H179L181 60H184V57H183V56H186L185 59H188V56H187ZM243 54H245V53H243ZM243 54H242V55H243ZM258 54H259V53H258ZM258 54H257L256 56H258ZM1 55H4V56L6 57V55H5L4 53L1 54ZM14 55H15V54H14ZM20 55H21V54H20ZM28 55L30 56V54H28ZM31 55H32V57H33V54H31ZM36 55H37V54H34V56H36ZM55 55H54V56H55ZM84 55H85V54H84ZM104 55H105V53H104ZM108 55H109V54H108ZM108 55H106V56H108ZM127 55L130 56L129 54H127ZM131 55H132V53H131ZM133 55H134V53H133ZM171 55H172V54H170V55L168 54V55H166V56H167V58H169ZM190 55L192 56L191 53H190ZM218 55L221 56L220 53H219ZM223 55H224V54H223ZM234 55H235V53H234ZM262 55H264V54H262ZM8 56H10V55H8ZM16 56H19V55L16 54ZM16 56H12V57H16ZM29 56H28V57H29ZM46 56H48V55H46ZM86 56H87V55H86ZM92 56H93V55H92ZM102 56H103V55H102ZM106 56H104V57H106ZM134 56H135V55H134ZM134 56H133V57H134ZM137 56H138V55H137ZM168 56H169V57H168ZM172 56H173V55H172ZM174 56H176V55H174ZM225 56H226V55H225ZM240 56H241V55H240ZM252 56H253V55H252ZM36 57H37V56H36ZM50 57H51V56H50ZM70 57H71V56H70ZM72 57H73V56H72ZM84 57H85V56H84ZM104 57H103V58H104ZM146 57H147V56H146ZM148 57H150V56H148ZM178 57H176V58H178ZM223 57H224V56H223ZM229 57H230V56H229ZM262 57H263V56H262ZM6 58H8V57H6ZM10 58H11V57H10ZM18 58H20V57H18ZM24 58H25V57H24ZM26 58H27V57H26ZM33 58H34V57H33ZM46 58H48V57H46ZM81 58H82V53H81ZM85 58H86V57H85ZM91 58H92V57H91ZM107 58H108V57H107ZM127 58H128V63H129V58H131V57H127ZM144 58H145V57H144ZM150 58H153V57H150ZM176 58H175V59H176ZM196 58H197V57H196ZM199 58H200V57L197 58V61H198ZM211 58H212V57H211ZM220 58H221V57H220ZM234 58H235V57H233L232 59L234 60ZM248 58H249V57H248ZM248 58H247V59H248ZM258 58H260V57H258ZM0 59H1V58H0ZM8 59H9V58H8ZM27 59H28V61L30 60L29 58H27ZM27 59H25V60H27ZM39 59H40V58H39ZM39 59H37V60H39ZM44 59H45V58H44ZM44 59H42V60L44 61ZM82 59H83V58H82ZM87 59H88V57H87ZM94 59H95V58H94ZM125 59H126V57H125ZM134 59H135V60L133 61V63H132V61L130 60L131 64H133V65H135L134 62H136V58H134ZM140 59H141V58H140ZM153 59H154V58H153ZM160 59H161V58H160ZM175 59H174V60H175ZM180 59H178V60H180ZM190 59H191V58H190ZM193 59L195 60L194 55H193V58H192L191 60H193ZM200 59H201V58H200ZM225 59H226V58H225ZM235 59H236V58H235ZM237 59H238V57H237ZM250 59H251V58H249V60H250ZM254 59H255V58H254ZM256 59H257V58H256ZM1 60H2V59H1ZM16 60H17V58H16ZM20 60H21V59L17 60L18 63H20V62H19ZM33 60H34V59H33ZM48 60H49V59H48ZM78 60H79V59H78ZM84 60H85V59H84ZM89 60H90V59H89ZM92 60H93V59H92ZM100 60H101V58H100ZM108 60H109V59H108ZM143 60H144V59H143ZM174 60H173V62H174ZM176 60H177V59H176ZM181 60H180V61H181ZM188 60H189V59H188ZM233 60H231V61H233ZM257 60H258V59H257ZM14 61H15V60H14ZM17 61H16L14 64H16ZM22 61H23V60H22ZM30 61H32V60H30ZM34 61H35V60H34ZM39 61H40V60H39ZM43 61H42V64L44 63ZM45 61L47 62L46 59H45ZM79 61L81 62V59H80ZM103 61H104V60H103ZM125 61H126V60H125ZM139 61H140V60H138V62H139ZM141 61H142V60H141ZM150 61H151V59H150ZM150 61H149V65H152V63H151ZM156 61H157V59H156ZM164 61H165V60H164ZM166 61H167V60H166ZM166 61H165V62H166ZM171 61H172V60H171ZM171 61H169V59H168V62H171ZM180 61H179V62H180ZM186 61H187V60H185V62H186ZM189 61H190V60H189ZM189 61H187V62H189ZM201 61H203V58H202V60H200L199 62L201 63ZM208 61H209V60H208ZM222 61H223V60L221 59L220 62L223 63ZM228 61H229V60H228ZM244 61H245V60H244ZM246 61H248V60H246ZM246 61H245V62H246ZM8 62H9V61L7 60V64H8ZM64 62H65V61H64ZM64 62H63V63H64ZM80 62H79V63H80ZM83 62H84V61H82V63H83ZM85 62H86V61H85ZM145 62H146V61H144V64L147 65V63H145ZM147 62H148V60H147ZM191 62H192V61H191ZM191 62H190V63H191ZM199 62H198V63H199ZM203 62H206V60L203 61ZM203 62L201 63L202 65H201V64H199V65H201V67L204 69L205 67L203 66V64L205 65V63H203ZM209 62H210V61H209ZM218 62H219V61H218ZM240 62H241V61H240ZM242 62H243V61H242ZM262 62H263V61H262ZM5 63H6V62H5ZM18 63H17V64H18ZM31 63L33 64V62H31ZM40 63H41V61H40ZM40 63L38 62L39 66H40ZM68 63H69V62H68ZM109 63H110V62H109ZM109 63H108V64H109ZM150 63H151V64H150ZM153 63H155V62L153 61ZM171 63H172V62H171ZM171 63H170V64H171ZM181 63H182V62H181ZM183 63H184V62H183ZM183 63H182V64H183ZM193 63H194V62H193ZM193 63H191V65H192ZM207 63H208V62H207ZM251 63H252V62H251ZM253 63H254V61H253ZM255 63H256V62H255ZM258 63H260V62H258ZM11 64H12V62H11ZM17 64H16V65H17ZM25 64L28 65L27 63H23V64L21 63V64H20V65H23V67H21L22 70L25 69V68H24V67H25V66H24ZM32 64H31V65H32ZM34 64H35V63H34ZM34 64H33V65H34ZM38 64H36V65L38 66ZM45 64H46V63H45ZM50 64H51V65H55V64L52 63V62H51ZM69 64H70V63H69ZM89 64H90V63H88V65H89ZM91 64H92V63H91ZM93 64H94V63H93ZM101 64H102V63H101ZM108 64H107V65L105 64V66H108ZM112 64H113V63H112ZM112 64H109V67H108L109 69H111V65H112ZM114 64H115V63H114ZM136 64H137V62H136ZM138 64H139V63H138ZM140 64L142 65V63H140ZM140 64H139V65H140ZM157 64H158V63H157ZM173 64H174V63H173ZM176 64L179 65L178 63H176ZM176 64L173 65V67H174L173 72H174V73H176V72H175V66H176ZM182 64H181L180 66H182ZM186 64H187V63H185V65H186ZM194 64H196L197 67H198L197 62H195ZM210 64H212V63H210ZM241 64H242V63H241ZM245 64H246V63H245ZM0 65H1V64H0ZM5 65H6V64H5ZM5 65H4V66H5ZM33 65H32V66H33ZM43 65H44V64H43ZM80 65H82V64H80ZM80 65H79V66H80ZM98 65L100 66V64H98ZM98 65H97V67H98ZM103 65H104V64H103ZM117 65H118V64H117ZM117 65H116V66H117ZM127 65H128V64H127ZM141 65H140V66H141ZM146 65H145V66H146ZM196 65H195V66H196ZM214 65H215V64H214ZM224 65H226V64H224ZM227 65H228V64H227ZM233 65H234V64H233ZM233 65H232V66H233ZM235 65H236V64H235ZM237 65H238V64H237ZM252 65H253V64H252ZM256 65H257V64H256ZM4 66H3V67H4ZM9 66H11V65H8V67H9ZM37 66H35L36 69H37ZM48 66H50L49 63H48ZM90 66H91V65H90ZM94 66H95V65H94ZM101 66H102V65H101ZM116 66H115V67H116ZM147 66H148V65H147ZM147 66H146V67H147ZM159 66L162 67V64H160ZM164 66H165V65H164ZM167 66H168V64L166 65V67H167ZM189 66H190V64L188 63V67H189ZM205 66H206V65H205ZM208 66H209V65H208ZM208 66H207V67H208ZM218 66H222V65L219 64ZM230 66H231V65H230ZM257 66H258V65H257ZM260 66H261V70L264 69V62L261 63ZM8 67H7V68H8ZM11 67H12V66H11ZM26 67H28V66H26ZM29 67H30V66H29ZM29 67H28V68H29ZM40 67H41V66H40ZM44 67L46 68V66H44ZM51 67H52V66H51ZM88 67H89V66H88ZM88 67H86V70H88ZM102 67H103V66H102ZM113 67H114V66L112 65V69H113ZM131 67H132V66H131ZM142 67H143V65H142ZM142 67H141V68H138V69H142ZM151 67L153 68V65H152ZM151 67H149V68L151 69ZM176 67H178V66H176ZM191 67H193V66H191ZM201 67H198V69L200 68L201 70H203ZM207 67H206V68H207ZM209 67H211V66H209ZM244 67H245V66H244ZM5 68H6V66L4 67V69H5ZM7 68H6V70H7ZM13 68H14V67H13ZM13 68H12V69H13ZM28 68H27V69H28ZM42 68H43V67H42ZM54 68H55V66H54ZM69 68H70V67H69ZM89 68H90V67H89ZM95 68H96V67H95ZM95 68H92L91 70L89 69L91 72H90V71H86V73H88V74H89V72L92 73V70H93V73H92V74H96V73H94V69H95ZM98 68L100 69V67H98ZM108 68L104 67L103 69L105 70V69H108ZM121 68H122V67H121ZM163 68H164V67H163ZM168 68H170V66H168ZM168 68H166V69L168 70ZM223 68H224V67H223ZM225 68H227V66H226ZM225 68H224V70H225ZM233 68H235V67H233ZM242 68H243V67H242ZM242 68H241V70H240V71H241L240 74L243 75V76L241 75L242 79H243V80H246V79H247V77H246V72L243 71ZM18 69H20V67H19ZM18 69H17V70H18ZM30 69H31V68H30ZM38 69H39V68H38ZM51 69H52V68H50V70H48V69H46V70L51 71ZM114 69H115V68H114ZM114 69L111 70V71L113 72ZM144 69H145V71H146V68H144ZM153 69H155V68H153ZM160 69H161V68H160ZM188 69H191V68H188ZM193 69H194V68H193ZM193 69L190 70V72H191V71H195L196 73H198L197 70H195V69L193 70ZM208 69H209V68H208ZM211 69H212V68H211ZM247 69H248V68H247ZM251 69H252V68H251ZM256 69H257V68H256ZM22 70H21V71H22ZM31 70H32V69H31ZM31 70H30V71H31ZM57 70H58V69H57ZM142 70H143V69H142ZM176 70H177V68H176ZM179 70H181V68H180ZM205 70H206V69H204V72H202V71H201V72H202V73H206L207 70H206V71H205ZM219 70H221V69H219ZM219 70H218V71H219ZM230 70H231V69H230ZM230 70H228L229 72H225V73H230ZM244 70H245V69H244ZM249 70H250V69H249ZM249 70H248V71H249ZM19 71H20V70H19ZM23 71H24V70H23ZM41 71H42V70H41ZM43 71H44V70H43ZM48 71H46V72H48ZM69 71H70V69H69ZM96 71H97V70H96ZM99 71H100V70H99ZM99 71H98V72H99ZM116 71H117V70H116ZM150 71H151V70H150ZM159 71H160V70H159ZM212 71L215 73V77H216V79H218V80H220V81H224V80L227 78V77L224 78V75H225L224 72H223L224 75H222L221 73H216L215 71H217V70H215V71L212 70ZM221 71H222V70H221ZM254 71H255V69H254ZM262 71H263V70H262ZM13 72H14V71H13ZM17 72H18V71H17ZM26 72H27V70H26ZM46 72H45V74H46ZM67 72H68V71H67ZM67 72H66V73H67ZM84 72H85V70L83 71V75L85 74ZM102 72H103V71L101 70V73H100L101 75L105 74V76H107V75L109 76V74H107V73H105V72H103V74H102ZM106 72H107V71H106ZM108 72H109V71H108ZM114 72H115V71H114ZM135 72H136V70H135ZM161 72H162V71H161ZM183 72H184V69L182 70V73H183ZM195 72H194V73H195ZM232 72H233V71H232ZM263 72H264V71H263ZM31 73H33V72L31 71ZM31 73H30V75H31ZM35 73H36V72H35ZM35 73H34V74H35ZM54 73H55V72H52L53 75H56V74H54ZM57 73H58V72H57ZM64 73H65V72H64ZM109 73H110V76H111L112 73H111V72H109ZM115 73H116V72H115ZM117 73H118V72H117ZM137 73H139V72H137ZM163 73H166V72H163ZM163 73H162V74H163ZM179 73H180V72H179ZM187 73H188V72H187ZM191 73H192V72H191ZM251 73H252V71H251ZM254 73H255V72H254ZM258 73H260V72H258ZM12 74H13V73H12ZM14 74H15V72H14ZM16 74H17V73H16ZM21 74H24V72H22ZM26 74L29 75V73H26ZM34 74L31 75V77H32V76L34 77ZM37 74L40 75V72L37 73ZM48 74H49V73H48ZM62 74H63V72H62ZM92 74H91V77H92ZM159 74H160V73H159ZM166 74H168V73H166ZM206 74H207V73H206ZM231 74H232V73H231ZM252 74H253V73H252ZM43 75H44V73H43ZM53 75H52V77H54ZM98 75H99V74H98ZM101 75L98 76V77H99V78L102 77ZM112 75H114V74H112ZM134 75H135V74H134ZM138 75H139V74H138ZM141 75H142V74H141ZM164 75H165V74H163L162 77H163ZM178 75H179V74H178ZM185 75H186V73H185ZM190 75H192V74H190ZM193 75H194V74H193ZM199 75L201 76L200 71H199ZM207 75H210L209 72H208ZM235 75H236V74H235ZM16 76H17V78H18V74H17ZM19 76H20V75H19ZM25 76H26V75H24V77H25ZM36 76H37V75H36ZM50 76H51V75H50ZM50 76H49V77L47 76V77L49 78V81H50V79H52ZM56 76H57V75H56ZM69 76H70V75H69ZM81 76H82V75H81ZM86 76H88V77H86ZM143 76H144V75H143ZM183 76H184V75H183ZM187 76H189V74H187ZM202 76H203V75H202ZM213 76H214V75H213ZM225 76H226V75H225ZM231 76H233V75H231ZM22 77H23V75H22ZM43 77H45V76H43ZM59 77H60V76H59ZM63 77H64V75H63ZM70 77H71V76H70ZM72 77H73V76H72ZM95 77H96V75H95ZM114 77H115V75H114ZM136 77H138V76H136ZM140 77H141V76H140ZM140 77H139V79H140ZM152 77H153V76H152ZM165 77H166V76H165ZM165 77H164V78H165ZM178 77H181V73H180V76H178ZM189 77H190V76H189ZM193 77H194V76H193ZM196 77H197V76H196ZM211 77H212V76H211ZM211 77H210V78H211ZM215 77H214V78H215ZM248 77H249V75H248ZM263 77H264V76H263ZM17 78H15V79H17ZM20 78H21V77H20ZM28 78H30V76H28ZM37 78H38V77H37ZM41 78H42V76H40L39 79L41 80ZM54 78H55V77H54ZM81 78L83 79L84 76L81 77ZM85 78H86V79H87V78L90 79V78H89V75H85ZM96 78H97V77H96ZM102 78H103V80H104V76H103ZM105 78H108V77H105ZM109 78H110V77H109ZM134 78H135V77H134ZM134 78H133V79H134ZM141 78H142V77H141ZM144 78H145V77H144ZM190 78H191V77H190ZM228 78H229V77H228ZM230 78H231V77H230ZM230 78H229V79H230ZM23 79H24V78H23ZM23 79H22V80H23ZM26 79H27V77H26ZM26 79H25V81H26ZM34 79H35V78H34ZM39 79H38V80H39ZM55 79H56V78H55ZM58 79H62V78L60 77V78H58ZM139 79H138V80H139ZM183 79H185V78L183 77ZM201 79H202V78H201ZM201 79H200V81H201ZM216 79H214V80H216ZM239 79H240V78H239ZM253 79H254V82H255V86H257V85H259V87L261 86V87L258 88L257 90H259V91H264V85H262V84L264 83V80L262 79V77L259 75V77L257 76L256 78H253ZM22 80L19 81V80L17 79V82H18V81L21 82ZM36 80H37V79H36ZM36 80H35V81H36ZM68 80H69V79H68ZM90 80H91V81L94 80L93 77H92ZM109 80H111V78L108 79V83H109V85H110ZM112 80H115V79H112ZM136 80H137V78H136ZM162 80H163V79H162ZM178 80H179V79H178ZM180 80H182V79H180ZM192 80H193V78H192ZM195 80H196V79H195ZM206 80H207V79H206ZM208 80H209V79H208ZM208 80H207V81H208ZM218 80H217V81H218ZM233 80H234V79H233ZM28 81H29V80H28ZM32 81H34V80H32ZM47 81H48V80H47ZM60 81H61V80H60ZM96 81H98V79H97ZM99 81H100V79H99ZM106 81H107V79H106L105 81H103L104 84L106 83ZM129 81H130V80H129ZM141 81H142V80H141ZM148 81H149V80H148ZM164 81H165V80H164ZM184 81H185V80H184ZM187 81H188V79H187ZM189 81H191V80H189ZM210 81H211V80H210ZM239 81H241V80H239ZM43 82H44V80H43ZM58 82H59V81H57V83H58ZM61 82H62V81H61ZM63 82H68V81L63 80ZM92 82H93V81H92ZM103 82L100 81V83H101V87H99L100 84H99L98 82H97V83H98L99 86H98L97 84H95V83H94V84L97 85L96 87H98V88H102V86H104V85H102ZM197 82H198V80H197ZM197 82H195V83L197 84ZM212 82H213V81H212ZM224 82H225V81H224ZM247 82H248V81H247ZM254 82H253V83H254ZM22 83H23V81H22ZM33 83H34V82H33ZM35 83H36V82H35ZM35 83H34V84H35ZM38 83H39V82H38ZM38 83H37V85H38ZM41 83H42V80H41ZM45 83H46V80H45ZM69 83H70V82H69ZM83 83L85 84V81H84ZM86 83H89V82H86ZM90 83H91V82H90ZM90 83H89V84H90ZM145 83H146V82H145ZM187 83H188V82H187ZM193 83H194V82H193ZM195 83H194V84H195ZM213 83H214V82H213ZM48 84H50V83H48ZM63 84H64V83H63ZM65 84H66V83H65ZM84 84H82V85H84ZM94 84L91 83V85L93 86V88H94V86H95ZM112 84H113V83H112ZM135 84H137V83H135ZM135 84H134V86H135ZM171 84H172V83H171ZM173 84H175V82H174ZM173 84H172V86H173ZM177 84H178V83H177ZM180 84H181V83H180ZM188 84H189V83H188ZM191 84H192V83H191ZM202 84H203V83H202ZM207 84H208V83H207ZM207 84H206V85H207ZM216 84H217V82H216ZM218 84H219V82H218ZM247 84H248V83H247ZM42 85H43V84H42ZM79 85H80V84H79ZM85 85L88 86V84H85ZM167 85H168V84H167ZM169 85H170V84H169ZM169 85H168V86H169ZM178 85H179V84H178ZM192 85H193V84H192ZM19 86H20V85H19ZM23 86H24V85H23ZM57 86H59V85H57ZM57 86H56V87H57ZM73 86H74V85H73ZM87 86L82 87V90H83V89L85 90V87L87 88ZM89 86H90V85H89ZM89 86H88V87H89ZM92 86H91V88H92ZM105 86H106V88L111 87V85L107 87V84H105ZM105 86H104V87H105ZM116 86H117V85H115V88H116ZM121 86H122V85H121ZM187 86H189V85H187ZM194 86H196V85H194ZM197 86H198V84H197ZM197 86H196V87H197ZM200 86H201V84H200ZM202 86H203V85H202ZM204 86H205V85H204ZM213 86H214V85H213ZM224 86H225V85H224ZM224 86H223V88H224ZM226 86L228 87V88H226V89H227V94H223V96L227 95L228 98H229V97L233 98V97H234L233 93H234V91H235V89H236V87H237L236 83H235L234 81H230V82H228V84H227ZM255 86H254V87H255ZM17 87H18V84H17ZM59 87H60V86H59ZM78 87H81V85L78 86ZM104 87H103V89H102V90H103V91H102L103 93H102V92L100 93V94H102L101 96H104V95H105V94H104L105 91L107 92V90L104 91ZM135 87H136V86H135ZM160 87H161V86H160ZM170 87H171V86H170ZM170 87H169V88H170ZM173 87H174V86H173ZM181 87H182V86H181ZM207 87H208V86H207ZM209 87H210V86H209ZM214 87L216 88V86H214ZM220 87H222V86H220ZM243 87H244V86H243ZM254 87H253V88H254ZM98 88H95L96 91H97ZM137 88H138V87H137ZM166 88H167V86H166ZM171 88H172V87H171ZM177 88H178V87H177ZM193 88H194V87H193ZM198 88H199V87H198ZM215 88H214V90H215ZM241 88H242V87H241ZM16 89H17V88H16ZM18 89H22V88H18ZM59 89H61V91H62L64 88H63V86H62V88H59ZM95 89L92 91L91 96H94L93 92L95 91ZM116 89H117V88H116ZM135 89H136V88H135ZM146 89H147V88H146ZM181 89H182V88H181ZM184 89H186V88H184ZM212 89H213V88L211 87V91H213ZM216 89H218V88H216ZM244 89H245V88H244ZM254 89H255V88H254ZM91 90H92V89H91ZM111 90H112V89H111ZM117 90H118V89H117ZM140 90H141V88H140ZM140 90L137 89V90H135V91H140ZM160 90H161V89H160ZM163 90H165V89H163ZM173 90H174V89H173ZM192 90H193V89H192ZM196 90H197V88H195V91H194L195 93H196ZM201 90H202V89H201ZM204 90H205V89H204ZM207 90H209V89H207ZM223 90H224V89H223ZM18 91H19V90H18ZM18 91H17V94L19 93ZM73 91H74V90H73ZM77 91H78V90H77ZM85 91H88V90H85ZM85 91H83V93H85ZM96 91H95V93H96ZM98 91H101V90L99 89ZM98 91H97V93H98ZM112 91H113V90H112ZM148 91H150V90H148ZM165 91H166V90H165ZM174 91H176V90H174ZM186 91H187V89H186ZM209 91H210V90H209ZM211 91H210V92H211ZM22 92H23V91H22ZM80 92H81V91H80ZM108 92H110V89L108 90ZM115 92H116V91H115ZM117 92H118V91H117ZM121 92H122V91H121ZM121 92H119V93H121ZM166 92H167V91H166ZM182 92H183V91H182ZM188 92H190V91L188 90ZM198 92L200 93V90H199V89L197 90V94H198V95H195L196 97L201 95V94L199 95ZM213 92H214V91H213ZM255 92L257 93V91H256V90H253V89H251V90H250V89H249V90H246V89H245V90H244V95H243V96H244L246 99H252V98H250L249 96H250V95L252 96V94L255 93ZM20 93H21V91H20ZM78 93H79V92H78ZM83 93H82V94H83ZM86 93L88 94V92H86ZM137 93H138V92H137ZM148 93H150V92H148ZM161 93H162V91H161ZM177 93H179V92H177ZM202 93H203V92H202ZM214 93H215V92H214ZM214 93H213V95H215ZM241 93H242V92H241ZM261 93H262V92H261ZM263 93H264V92H263ZM36 94H39V93H36ZM69 94H70V93H69ZM92 94H93V95H92ZM108 94H109V93H108ZM108 94H107V95H108ZM112 94H113V93H112ZM112 94H109V96L112 95ZM165 94H166V93H165ZM174 94H175V93H174ZM184 94H185V93H184ZM216 94H217V93H216ZM239 94H240V93H239ZM70 95H71V94H70ZM88 95H89V96H88ZM88 95H86V96H88V101H89V100H90L89 98H90L91 96H90V94H88ZM96 95H99V93L96 94ZM113 95H114V94H113ZM139 95H140V94H139ZM162 95H164V94H162ZM162 95H161V96H162ZM193 95H194V94H193ZM203 95H204V94H203ZM236 95H238V94H236ZM256 95H257V94H256ZM256 95H255V96H256ZM259 95H260V94H259ZM84 96H85V95H84ZM84 96H83V97H84ZM124 96H125V95H124ZM149 96H150V95H149ZM149 96H148V98H149ZM170 96H171V95H170ZM178 96H179V95H178ZM178 96H177V98H178ZM184 96H185V95H184ZM187 96H188V95H187ZM36 97H37V96H36ZM38 97H39V96H38ZM98 97H100V96H98ZM104 97H105V96H104ZM139 97H140V96H139ZM172 97H173V96H172ZM172 97H171V98H172ZM203 97H204V96H203ZM203 97H202V98H203ZM218 97H219V96H218ZM258 97H260V96H258ZM17 98H18V96H17ZM93 98H94V97H93ZM100 98H101V97H100ZM100 98H99V99H100ZM111 98H112V96H111ZM113 98H114V97H113ZM113 98H112V100H113ZM148 98H147V99H148ZM168 98H169V96H168ZM173 98H174V97H173ZM213 98H215V97H213ZM219 98H220V97H219ZM234 98L237 99L238 97H234ZM241 98H243V97H241ZM241 98H240V99H241ZM245 98H243V99H245ZM38 99H39V98H38ZM38 99H37V100H38ZM84 99H86V98L84 97ZM104 99H105V98H104ZM106 99H108V97H106ZM109 99H110V98H109ZM109 99H108V100H109ZM157 99H158V98L154 96L153 98H151V99L148 101V103H147V109H146V110H148L150 113H154V112H156V106H155V105H156V103H157ZM163 99H164V98H163ZM163 99H162V100H163ZM179 99H180V96H179ZM183 99H184V97H183ZM187 99H189V98H187ZM187 99H185V101H186ZM192 99H193V98L191 97L190 100H192ZM194 99H195V100H196V99L198 100V98H195V97H194ZM194 99H193V103H192V104L195 103V105H193V107H194V106L196 107V106L199 104V102L201 103V102L203 101V99H200V101L198 100L199 102H197V101L195 102ZM216 99H217V98H216ZM216 99H215V100H216ZM229 99H230V98H229ZM238 99H239V98H238ZM256 99H258V98H256ZM259 99H260V98H259ZM17 100H18V99H17ZM86 100H87V99H86ZM86 100H85V101H86ZM102 100H103V99H102ZM108 100H107V101H108ZM136 100H140V98H139V99H136ZM165 100H166V99H165ZM165 100H164V101H165ZM172 100H173V99H172ZM174 100H175V99H174ZM174 100H173V101H174ZM201 100H202V101H201ZM204 100H205V99H204ZM213 100H214V99H213ZM218 100H219V99H218ZM220 100H221V98H220ZM224 100H226V99H224ZM252 100H253V99H252ZM18 101H19V100H18ZM85 101H84V102H85ZM164 101H163V102H164ZM167 101H168V99H167ZM169 101H170V100H169ZM175 101H176V100H175ZM185 101H184V104H185ZM216 101H217V100H216ZM221 101H222V100H221ZM238 101H239V100H238ZM242 101H243V100H242ZM242 101H241V102H242ZM89 102H91V101H89ZM95 102H97V101H95ZM98 102H99V101H98ZM176 102H177V101H176ZM180 102H181V101H180ZM187 102H188V101H186V103H187ZM224 102H226V101H223V104H224ZM235 102H236V101H235ZM235 102H234V103H235ZM250 102H251V101H250ZM250 102H248V103H250ZM262 102H263V101H262ZM92 103H94V100L91 102V104H92ZM99 103H100V102H99ZM136 103H138V102H136ZM178 103H179V101H178ZM178 103H177V107L179 106ZM196 103H198V104L196 105ZM202 103H203V102H202ZM202 103H201V104H202ZM214 103H218V101H217V102L214 101ZM221 103H222V102H221ZM6 104H8V103H6ZM84 104H87V101H86V103H84ZM89 104H90V103H89ZM89 104H88V105H89ZM100 104H101V103H100ZM126 104H127V103H126ZM162 104H163V103H162ZM167 104H168V103H167ZM182 104H183V101H182L181 105H182ZM190 104H191V102H190ZM192 104H191V106H192ZM203 104H204V103H203ZM203 104L201 105L202 108H203ZM218 104H219V103H218ZM238 104H239V103H238ZM251 104H252V103H251ZM4 105H5V104H4ZM97 105H98V103H97ZM172 105H173V103H172ZM185 105H186V104H185ZM204 105H205V104H204ZM215 105H216V104H215ZM220 105H221V104H220ZM234 105H236V103H235ZM242 105H243V104H242ZM244 105H245V104H244ZM252 105H253V104H252ZM252 105H251L250 107H253V108L255 107L254 109H257V110H260V109H261L259 106L256 107V105H254V106H252ZM261 105H262V104H261ZM89 106H90V105H89ZM89 106H88V108L90 109ZM95 106H96V105H95ZM95 106L92 107V110H93V108H95ZM166 106H167V105H166ZM182 106L184 107V105H182ZM187 106H188V105H187ZM199 106H200V105H199ZM199 106H198V108H199ZM223 106H224V105H223ZM225 106H226V105H225ZM228 106H229V104H228ZM228 106H227V107H228ZM239 106H240V105H239ZM5 107H6V109H9V108H7V107H10V106H5ZM15 107H17V106L15 105ZM168 107H169V106H168ZM183 107H182V108H183ZM193 107H190V108H193ZM241 107H242V106H241ZM10 108H12V107H10ZM123 108H124V107H123ZM131 108L133 109V107H131ZM163 108H165V106H164ZM185 108H186V107H185ZM188 108H189V107H188ZM198 108H195V110H194V109H193V110L196 111ZM205 108H206V107H205ZM211 108H212V107H211ZM216 108H218V107H216ZM223 108L226 109L225 107H222V111L224 110ZM232 108H234V107H232ZM2 109H3V108H2ZM128 109H129V108H128ZM135 109H136V108H135ZM177 109H178V108H177ZM179 109H180V107H179ZM200 109H201V108H199V110H200ZM227 109H228V108H227ZM240 109H241V108H240ZM242 109H244V108H242ZM10 110H11V109H10ZM18 110H19V109H18ZM130 110H131V109H130ZM165 110H166V109H165ZM167 110H168V109H167ZM182 110L184 111L185 109H182ZM182 110L180 111L179 114L182 113ZM186 110H187V109H186ZM204 110H205V109H204ZM216 110H217V109H216ZM257 110H256V111H257ZM15 111H17V109H15ZM15 111H14V112H15ZM22 111H23V110H21V112H22ZM90 111H91V110H90ZM107 111H108V110H107ZM131 111H132V110H131ZM172 111H173V110H172ZM176 111H177V110H176ZM176 111H175V112H176ZM194 111H192V112H194ZM202 111H203V110H202ZM219 111H220V110H218V113H219ZM225 111H226V112H224V113H226V115H227V113H228V114H231V113H232V112L229 113L230 111L228 112L227 110H225ZM247 111H248V109H247ZM253 111H254V110H253ZM1 112H2V111H1ZM3 112H4V114H5V111H4V110H3ZM12 112H13V111H12ZM14 112H13V114H14ZM17 112H18V114L21 113L20 111H17ZM19 112H20V113H19ZM125 112H126V111H125ZM133 112H134V110H133ZM196 112H197V111H196ZM238 112H239V111H238ZM254 112H255V111H254ZM254 112H252V113L254 114ZM258 112H259V114H257V115L260 116L261 111H258ZM258 112H257V113H258ZM6 113H7V112H6ZM8 113H9V112H8ZM8 113H7V114H8ZM127 113L131 114V113L128 112V111H127ZM127 113H126V114H127ZM162 113H163V112H162ZM168 113H169V112H168ZM184 113H185V112H184ZM184 113H182V114L184 115ZM187 113H190L189 110L187 111ZM199 113H200V112L198 111L197 114H199ZM202 113H204V112H201V114H202ZM211 113H212V112H211ZM213 113H214V112H213ZM215 113H216V111H215ZM236 113H237V112H236ZM242 113H243V112H242ZM248 113H249V111H248ZM250 113H251V110H250ZM16 114H17V113H16ZM169 114H170V113H169ZM175 114H177V113H175ZM190 114H191V113H190ZM190 114H189V115H190ZM193 114H195V112L192 113L191 116H192ZM201 114H200V115H201ZM222 114H223V113H222ZM240 114H241V113H240ZM253 114H252V115H253ZM24 115H25V114H24ZM131 115H132V114H131ZM183 115H182V116H183ZM185 115H186V113H185ZM185 115H184V116H185ZM189 115L187 114L186 116L189 117ZM226 115H224V116H226ZM243 115H244V113H243ZM254 115H255V114H254ZM254 115H253V118L255 117ZM2 116H3V113H2ZM2 116H1V117H2ZM7 116H8V115H7ZM14 116H15V115H14ZM108 116H109V115H108ZM127 116H129V115H127ZM167 116H168V115H167ZM191 116H190V117H191ZM198 116H199V115H198ZM212 116H213V115H212ZM214 116H215V115H214ZM216 116H217V115H216ZM218 116H219V115H218ZM221 116H222V115H221ZM245 116H246V118H247L248 115L245 114ZM15 117H18V118H19V116H15ZM21 117H22V115H21ZM122 117H123V116H122ZM155 117H156V116H155ZM169 117H170V116H169ZM176 117H177V119H178V114L175 115V118H176ZM192 117H193V116H192ZM204 117H205V116H204ZM222 117H223V116H222ZM251 117H252V116H251ZM251 117H250V118H251ZM256 117H257V116H256ZM256 117H255V118H256ZM2 118H3V117H2ZM11 118H12V117H11ZM161 118H162V117H161ZM175 118H174V119H175ZM179 118H180V116H179ZM201 118H202V117H200V120H201ZM205 118H206V117H205ZM207 118H208V116H207ZM215 118H216V117H215ZM226 118H227V117H226ZM226 118H225V119H226ZM229 118H230V117H229ZM231 118H233V117H231ZM241 118H243V117H241ZM241 118H240V119H241ZM257 118H258V117H257ZM257 118H256V119H257ZM3 119H4V118H3ZM3 119H1V121H3ZM9 119H10V117L8 118V122H7V123L11 122V121H9ZM15 119H17V118L12 119V122H13V120H15ZM19 119H21V118H19ZM86 119H87V118H86ZM128 119H129V118H127V120H128ZM139 119H140V118H139ZM163 119H164V117H163ZM167 119H169V118L167 117ZM170 119H171L172 121L170 120L169 124L175 125V129H174V130H175L176 132H177V130H180V131L183 130V128H184L183 125H184V124L181 125V124L179 123V124H180V126H179L178 123H177L176 121H175V122H176L177 124H176L175 122H173L172 115H171V118H170ZM183 119H184V121H185V118H184V117H183ZM190 119H191V118H190ZM208 119H209V118H208ZM213 119H214V118H213ZM248 119H249V117H248ZM251 119H252V118H251ZM256 119H254V121H256ZM125 120H126V119H125ZM125 120H124V122H125ZM127 120H126V121H127ZM159 120H160V119H159ZM180 120H181V119H180ZM187 120H188V118H187ZM197 120H199V119H197ZM226 120H227V119H226ZM226 120H225V121H226ZM228 120H229V119H228ZM232 120H233V119H232ZM244 120H246V119H244ZM1 121H0V122H1ZM6 121H7V120H6ZM17 121H20L21 123L23 122V121H21V120H17ZM138 121H139V120H138ZM160 121H161V120H160ZM190 121H191V120H190ZM190 121H189V122H190ZM205 121H207V120L205 119ZM208 121H209V120H208ZM221 121H222V119H221ZM223 121H224V119H223ZM242 121H243V120H242ZM246 121H248V120H246ZM14 122H16V121H14ZM20 122H19L18 124H16L15 127H16L17 125H19ZM132 122H133V121H132ZM164 122H166V121H164ZM179 122H180V121H179ZM189 122H188V123H189ZM201 122H202V121H201ZM210 122H211V121H210ZM227 122H228V121H227ZM229 122H231V121L229 120ZM249 122H251V121L249 120ZM252 122H253V121H252ZM257 122L260 124V121H259V120L256 121V123H253V124H257ZM5 123H6V122H5ZM5 123H3V124H5ZM7 123H6V124H7ZM16 123H17V122H16ZM125 123H127V122H125ZM125 123H122L121 126H120V124L116 122V123H114V125H115V124H116V125L119 124V125H118V128H119V126H120V128L122 129V127L124 128V126H126ZM129 123H130V121H129ZM129 123H127V124H129ZM181 123H182V121H181ZM184 123H185V122H184ZM190 123H191V122H190ZM193 123H196V122H193ZM199 123H200V122H199ZM222 123H223V122H222ZM1 124H2V123H1ZM3 124H2V125H3ZM11 124H13V123H11ZM11 124H10V125H11ZM131 124H132V123H131ZM191 124H192V123H191ZM191 124H190V125H191ZM213 124H214V123H213ZM213 124H212V125H213ZM240 124H241V123H240ZM246 124H247V123H245L244 125H246ZM10 125H7V126H10ZM122 125H124V126H122ZM138 125H139V124H138ZM149 125H150V124H149ZM186 125H189V124H187V122H186ZM198 125H200V124H198ZM201 125H202V124H201ZM207 125H208V124H207ZM225 125H226V124H225ZM229 125H230V124H229ZM3 126H4V125H3ZM5 126H6V125H5ZM5 126H4V127H5ZM7 126H6V127H7ZM13 126H14V125H13ZM139 126H140V125H139ZM143 126H144V125H143ZM194 126H195V125L190 126V127H189V130H190L191 127L194 128ZM210 126H211V125H210ZM215 126H217L216 123H215ZM0 127H1V126H0ZM20 127H21V125H19V128H18V129L20 130V132L18 131L19 133L23 132V131H21L22 128H20ZM112 127H113V126H112ZM185 127H187V126H185ZM220 127H221V126H220ZM249 127H250V126H249ZM259 127H260V125H258V124H257V126H255V127H254V126L251 127V128H253V130H255L254 128H256L255 132L257 131L256 133L258 134V136H257V134L253 131V133L256 134V135H255V138H256V137H259ZM10 128H11V126H10ZM13 128H14V127H13ZM16 128H17V127H16ZM115 128H116V126H115ZM118 128H116V130H114V131H117V132H118ZM165 128L167 129V132H165L164 134H166V136H168V137L171 139V137H170V136H171L170 133L172 132L173 129H172V128H169L168 125H167ZM212 128H213V127H212ZM217 128H218V127H217ZM243 128H244V127H243ZM1 129H2V127H1ZM1 129H0V131H1ZM8 129H9V128H8ZM8 129H7V131H8ZM25 129H26V127H25ZM113 129H114V128H112L111 131H113ZM121 129H119V130H121ZM136 129H137V128H136ZM185 129H186V128H185ZM185 129H184V130H185ZM215 129H216V127H215ZM215 129H214V130H215ZM218 129H219V128H218ZM229 129H230V128H229ZM249 129H250V128H248V130H249ZM3 130H6V129H3ZM3 130H2V132H3ZM9 130H10V129H9ZM12 130H13V129H12ZM109 130H110V129H109ZM139 130H140V129H139ZM139 130H138V131H139ZM216 130H217V129H216ZM219 130H220V129H219ZM234 130H235V129H234ZM238 130H239V129H238ZM245 130H247L246 127H245ZM251 130H252V129H251ZM251 130H249V136H248V137H250V135H253L252 133L250 134ZM111 131H110L109 133H112ZM114 131H113L112 134H110L111 136L114 134ZM186 131H187V130H186ZM186 131H184V132H186ZM193 131H194V129H192V132H193ZM197 131H198L200 134H202V132H203V130H201V129H200V131H202V132H200L199 130H197ZM243 131H244V129L241 130V131H239V132L243 133ZM117 132H115V133L117 134ZM147 132H149V131H147ZM157 132H158V131H157ZM195 132H196V131H195ZM211 132H212L213 134H214V133L217 134V132H214V131H211ZM228 132H229V131H228ZM232 132H233V131H232ZM14 133L16 134L17 132H14ZM109 133H108V134H109ZM145 133H146V132H145ZM180 133H182V132H180ZM180 133H179V134H180ZM189 133L191 134V137H194V136H195V135L192 136L191 130L189 131ZM246 133H248V132H246ZM21 134H22V133H21ZM21 134H19V135H21ZM116 134H115V137L118 135V134H117V135H116ZM213 134H212V136H213ZM235 134H236V133H235ZM244 134H245V133H244ZM24 135H26V134L24 133ZM24 135H23V137H24ZM37 135H38V134H37ZM41 135H42V134H41ZM197 135H198V134H197ZM197 135H196L195 137H197ZM214 135H215V134H214ZM240 135H241V134L239 133L238 137H239ZM242 135H243V134H242ZM247 135H248V134H247ZM111 136L108 135V137H107L108 140L110 139V141H111ZM198 136H199V135H198ZM200 136H202V135H200ZM203 136H204V135H203ZM216 136H217V135H216ZM231 136H232V135H231ZM16 137H20V136H18V134H16ZM34 137H35V136H34ZM39 137H40V134H39ZM41 137H42V136H41ZM41 137H40V138H41ZM81 137H82V136H81ZM81 137H79V139H80ZM85 137H86V136H85ZM85 137L83 136L82 139L84 140ZM144 137H145V136H144ZM173 137H174V136H173ZM217 137H218V136H217ZM236 137H237V135H236ZM242 137H243V136H242ZM14 138H15V137H14ZM14 138H13V139H14ZM20 138L22 139V136H21ZM174 138H176V137H174ZM174 138H173V139H174ZM215 138H216V137H215ZM219 138H220V137H219ZM234 138H235V137H234ZM234 138H233V139H234ZM255 138H254V141H255ZM18 139H19V138H18ZM21 139H20V140H21ZM26 139H27V138H26ZM87 139H88V138H85L86 141H87ZM144 139H145V138H144ZM144 139H143V140H144ZM189 139H190V138H189V136H188V138H186V139L184 140L183 144H185V145H190L191 147H193V148L195 149V148H196V145H198L197 142H195L196 139L194 138L195 141H193V142H191L192 139H191V140H189ZM197 139H199V137H198ZM201 139H202V138H201ZM201 139H199V140H201ZM216 139H217V138H216ZM221 139H222V138H221ZM240 139H241V138H240ZM246 139H248V138H246ZM252 139H253V138H252ZM11 140H12V139H11ZM11 140H9V141L11 142ZM16 140H17V139H16ZM20 140H19V141H20ZM27 140H29V139H27ZM41 140H43V139L41 138ZM45 140H48V139H45ZM45 140H44V141H45ZM50 140H51V139L48 140L49 143L51 142ZM83 140H82V141H83ZM85 140L83 141L84 143L86 142ZM88 140H89V139H88ZM92 140H94V139L92 138ZM92 140H91V141H92ZM112 140H113V139H112ZM174 140H175V139H174ZM234 140H235V139H234ZM234 140H233V141H234ZM242 140L244 141V138H243ZM242 140H239V142H241ZM248 140H249V139H248ZM257 140L259 141L258 138H257ZM19 141H17L16 144L21 142V141H20V142H19ZM44 141H43V142H44ZM110 141H108V142H110ZM203 141H205V140H203ZM215 141H216V140H215ZM218 141H219V140H218ZM220 141H221V140H220ZM225 141H226V140H225ZM243 141H242V142H243ZM258 141L253 142V143H257V144H258ZM10 142H9V143H10ZM12 142H13V141H12ZM26 142H27V141H26ZM28 142H29V141H28ZM32 142H33V141H32ZM43 142H42V141L39 142L41 146L37 148V151L40 150V151L42 152V151L44 150V148H42V147L45 146V145L43 144ZM54 142H55V141H54ZM80 142H81V141H79L78 143H80ZM112 142H113V141H112ZM112 142H111V143H112ZM200 142L202 143V141H200ZM200 142H199V143H200ZM244 142H245V141H244ZM244 142H243V145L245 144ZM250 142H251V141H250ZM78 143L76 142V143H75V146H78ZM92 143H94V142H91V144H90V140H89V143H87V147H92V146L94 147V145H92ZM114 143H116V142H114ZM179 143H181V142H179ZM203 143H204V142H203ZM203 143H202V144H203ZM247 143H249V141H248ZM259 143H260V141H259ZM13 144H15V139H14ZM27 144H30V142L27 143ZM76 144H77V145H76ZM89 144L92 145V146H88ZM112 144H113V143H112ZM112 144H111V146H112ZM138 144H139V143H138ZM202 144H201V145H202ZM225 144H226V143H225ZM21 145H22L23 148H24L23 142H22ZM43 145H44V146H43ZM48 145H49V144H47V145L45 146V148H46ZM50 145H52V144H50ZM53 145H55V144L53 143ZM80 145H83V144L80 143ZM84 145L86 146V144H84ZM84 145L81 147V149L84 147ZM114 145H115V144H114ZM114 145H113V146H114ZM142 145H143V143H142ZM245 145H246V144H245ZM250 145H252V143H250ZM250 145H249V148H250ZM255 145H256V144H255ZM259 145H260V144H259ZM8 146H9V145H8ZM12 146H13V145H12ZM22 146L19 145V147H22ZM26 146L28 147V145H25V147H26ZM56 146H57V144H56ZM109 146H110V145H109ZM111 146H110V152L107 151V152H109L110 154H111V149H112V147H113V146H112V147H111ZM139 146H140V145H139ZM202 146H203V145H202ZM208 146H209V145H208ZM230 146H231V145H230ZM230 146H229V147H230ZM237 146H238V145H237ZM13 147H14V146H13ZM17 147H18V146L16 145V148H17ZM114 147L117 148L116 145H115ZM114 147H113V149H114ZM140 147H142V146H140ZM144 147H145V146H144ZM144 147H143V148H144ZM238 147H239V146H238ZM254 147H255V146H254V144H253L252 147H251L252 150H256V149L261 148V147L258 146L259 148H256V149H255ZM28 148H30V147H28ZM52 148H53V146L50 147L51 151H52ZM78 148H79V146H78ZM78 148L76 147L77 150H78ZM85 148H86V147H85ZM85 148H83V150H81L82 153L84 152V153H83V157L88 156V155L91 153V152H90L89 154H85V151H86V152L88 151V150H86ZM143 148H142V149H143ZM199 148H200V147H198V149H199ZM220 148H221V147H220ZM223 148H224V147H223ZM227 148H228V147H227ZM227 148H226V149H227ZM235 148H236V147H235ZM249 148H248V149H249ZM251 148H250L249 150H251ZM12 149H14V148H12ZM48 149H49V148H48ZM50 149H49V150H50ZM79 149H80V148H79ZM89 149H90V148H89ZM92 149H93V148H92ZM99 149H100V148H99ZM106 149H107V147H106ZM136 149H139V147H138V148L136 147ZM204 149H206V148H204ZM211 149H212V148H210L209 150H211ZM231 149H232V148H231ZM231 149H230V150H231ZM233 149H234V147H233ZM14 150H17V149H14ZM24 150H25V148H24ZM84 150H85V151H84ZM96 150H97V149H96ZM107 150H109V149H107ZM117 150L120 151L119 148H117L116 150L114 149V151L112 150V154H113V155H115V153L117 154ZM240 150H241V149H240ZM252 150H251V151H252ZM12 151H13V150H12ZM19 151H20V150H19ZM27 151H28V150H27ZM27 151H26V152H27ZM46 151H48V150L43 151L44 154L46 153ZM78 151H79V150H78ZM100 151H101V150H100ZM100 151H98V152H100ZM115 151H116V152H115ZM136 151H137V150H136ZM205 151H208V148H207ZM228 151H229V150H228ZM232 151H233V150H231V152H232ZM237 151L239 152L238 149H237ZM251 151H250V152H251ZM260 151H262V149H259V153H260ZM16 152H17V151H16ZM26 152H25V153H26ZM30 152H31V151H30ZM34 152H35V151H34ZM34 152H31V153H32V154H35ZM41 152H38L37 155H39V153H40V154L43 153V152H42V153H41ZM79 152H80V151H79ZM101 152H103V151H101ZM105 152H106V150H105ZM105 152H103L102 155H106V154H108L107 152H106V154H104ZM121 152H122V151H121ZM132 152H133V154H137V153L139 152V150L137 151V153H135V151H132ZM132 152H131V153H132ZM142 152H143V150H142ZM216 152H217V151H216ZM225 152H226V151H225ZM234 152H235V151H234ZM241 152H242V151H241ZM241 152H240V153H241ZM255 152H257V151H255ZM255 152H254V153H255ZM8 153H9V152H8ZM13 153H14V151H13ZM13 153H12V155H13ZM19 153H20V152H19ZM19 153H18V154H19ZM31 153H30V155H31ZM47 153H48V152H47ZM51 153H52V152H51ZM87 153H88V152H87ZM94 153H95V152H94ZM122 153H123V152H122ZM122 153L118 152V154L115 155V157L118 158V157H123V156H124L125 159H124V160H121V161H123L124 163H125V160H126V162H128V161L130 162V160L132 159V157H131V158H126V156H128V155H126V154H123L122 156H120L119 154H122ZM179 153H180V152H179ZM179 153H178V154H179ZM206 153H207V152H206ZM209 153H210V152H209ZM226 153H227V152H226ZM232 153H233V152H232ZM232 153H231V154H232ZM235 153H236V155L238 154L237 152H235ZM235 153H234V156H236ZM259 153H257V154H259ZM15 154H16V153H14L13 156H15ZM20 154H22V153H20ZM49 154H50V151H49V153H48V156H51V154H50V155H49ZM54 154H55V153H54ZM60 154H61V153H60ZM65 154H68V153L65 152ZM84 154H85V155H84ZM99 154H100V153H99ZM133 154H132V156H133ZM140 154H144V153H141V150H140ZM180 154H181V153H180ZM202 154H203V153L201 152V154H200L201 157H202ZM218 154H219V153H218ZM218 154H216V155H218ZM262 154H263V152H262ZM262 154H261V155H262ZM24 155H25L26 157H28V156H27V153H26V154H23L22 156L24 157ZM37 155H31V157L33 156V158L36 159V158L38 157ZM55 155H56V154H55ZM63 155H64V154H63ZM63 155H61V156H63ZM79 155H80V154H79ZM94 155H95V154H94ZM102 155H101V156H102ZM108 155H109V154H108ZM113 155H112V157H113ZM118 155H119V156H118ZM130 155H131V154H129V156H130ZM211 155H213V152L211 153ZM221 155H222V154H221ZM238 155H239V154H238ZM241 155H242V154H241ZM243 155H244V154H243ZM22 156H21V157H22ZM34 156H36V157H34ZM40 156H41V155H40ZM57 156H58V155H57ZM57 156H55V157H57ZM76 156H77V155H76ZM90 156H91V154H90ZM90 156H89V157H90ZM97 156H98V155L96 154V158H98ZM136 156H137V155H136ZM174 156H175V155H174ZM209 156H210V154H209ZM214 156H215V155H214ZM230 156H231V155H230ZM259 156H260V154H259ZM4 157H5V156H4ZM6 157H7V155H6ZM26 157H25V159H26ZM44 157H45V158H49L48 160H50V157H47V155L44 156ZM55 157H54V158H55ZM83 157L79 156L80 159H81V158H82V159H85V158H86V157H85V158H83ZM124 157H123V158H124ZM139 157H140V156H139ZM171 157H173V156H170V158H171ZM177 157H179V156L176 155L175 158H177ZM217 157H218V156H217ZM236 157L238 158V159L236 158L237 160L235 161L236 164H237V161L239 162V157L241 158V156L239 155V157H238V156H236ZM242 157H243V156H242ZM262 157H263V159H264V154L262 155ZM15 158H16V157H15ZM17 158H19L18 155H17ZM33 158H32V159H33ZM38 158H39V157H38ZM38 158H37V161L40 160V159H38ZM40 158H41V160H43V159H42L43 156H41ZM58 158H59V157H58ZM58 158H57V159L55 158V160H58ZM105 158H106V157H104V159H105ZM107 158H108V159H106V160L111 159V160H114V161H115L113 164H111V165L114 167V164H116L117 159L115 160V159L109 158L108 156H107ZM113 158H114V157H113ZM134 158H135V156H134ZM134 158H133L132 160H134ZM170 158H169V159H170ZM212 158H213V157H212ZM232 158H233V154H232ZM244 158H245V157H244ZM260 158H261V157H260ZM61 159H62V158H60V160H61ZM77 159H78V158H76V160H77ZM102 159H103V158H102ZM118 159H119V158H118ZM121 159H122V158H121ZM129 159H130V160H129ZM169 159H168V160H169ZM206 159H207V157H206ZM208 159H209V158H208ZM230 159H231V158H229V160H230ZM234 159H235V158H234ZM241 159H242V158H241ZM245 159H246V158H245ZM263 159H262V158L260 159V161L263 163V166H261L262 163H260V164L258 165L259 161H258V163H257V162L254 163V161L251 160L252 162H249V161H250V160H249L248 162H249L250 165H248V164H247V161L243 160V161H245V164L248 165V167H247V165L245 166V164H242V168H245V169H247V170H248V168H249V170H250V174L255 173L256 176H257V174L259 175V172H261V171H262L261 173L263 174V172H264V160H263ZM5 160H6V159H5ZM5 160H4V161H5ZM22 160H24V158H23ZM27 160H28V159H27ZM41 160H40V162H42ZM88 160H89V159H88ZM127 160H128V161H127ZM132 160H131V162L133 163ZM162 160L165 161V159H162ZM171 160H173V158L170 159V161H169L170 164H171V162H173V166L176 167V166H177V165H175L176 163H175L174 161H171ZM176 160H178V159H176ZM216 160H217V158H216ZM227 160H228V159H227ZM229 160H228L227 162H229ZM231 160H232V159H231ZM246 160H248V159H246ZM25 161H26V160H25ZM25 161H24V162H25ZM44 161H45V160H44ZM44 161L42 162V165H43V166H45V165L43 164ZM52 161H53V160H52ZM58 161H59V160H58ZM83 161H84V160H83ZM100 161H101V162H100ZM118 161H120V160H118ZM121 161H120L119 165H121V164L123 165V164H124V163H122ZM134 161H135V160H134ZM163 161H160V162H162V163H166V164L168 163L167 165H169V162H168L167 160H166L167 162H166V161L163 162ZM232 161H234V160H232ZM232 161H231V162H232ZM17 162H18V160H17ZM26 162H27V161H26ZM26 162H25V163H26ZM29 162H31V159H30V161L27 162L28 165H30ZM32 162H33V161H32ZM34 162H35V160H34ZM34 162H33V164H35ZM46 162H47V160H46ZM55 162H56V161H55ZM55 162L53 161L52 163H55ZM59 162H60V161H59ZM61 162H62V161H61ZM61 162H60V163H61ZM63 162H64V161H63ZM79 162H80V160H78L77 165H78ZM81 162H82V161H81ZM89 162L91 163V161H88V163H89ZM95 162H96V161H95ZM102 162H103V161L100 159V160H98L97 163H102ZM105 162H106V161H105ZM105 162H103V163H105ZM107 162H108V163H105V164H108V166H109V165H110L109 163H110L111 161H107ZM136 162H138L137 159H136ZM177 162H178V161H177ZM218 162H219V160H218ZM222 162H224V161H222ZM235 162H234V163H235ZM241 162H242V161H240L239 163H241ZM6 163H7V162H6ZM56 163H57V162H56ZM60 163H59V164H60ZM103 163H102V164H103ZM132 163H131V164H132ZM142 163H143V162H142ZM142 163H141V164H142ZM144 163H145V162H144ZM183 163H184V162H183ZM213 163H214V162H213ZM216 163H217V161H216ZM219 163H220V162H219ZM232 163H233V162H232ZM242 163H244V162H242ZM38 164H40V163H38ZM46 164H47V163H46ZM75 164H76V163H74V165H75ZM91 164H92V163H91ZM95 164H96V163H95ZM131 164H129L130 168H132V167H131V166H132ZM133 164H134V165H133V168H135V167H136L135 164L137 165V163H133ZM138 164H139V163H138ZM141 164H140V165H141ZM158 164H160V163H158ZM177 164H178V163H177ZM185 164H186V162H185ZM230 164H231V163H230ZM253 164H254V165H253ZM256 164H257V166H261V167H263V168L260 167V168L262 169L261 171L259 170L260 168L256 166ZM7 165H8V164H7ZM31 165H32V163H31ZM50 165H52V164H50ZM60 165H61V164H60ZM60 165H59V166H60ZM96 165H97L96 167H98V164H96ZM122 165H121V166H122ZM125 165H126V164H124V166H125ZM162 165H163V164H162ZM164 165H165V164H164ZM164 165H163V166H164ZM183 165H184V164H183ZM221 165H222V164H221ZM225 165H226V164H225ZM234 165H235V164H234ZM243 165H244V166H243ZM36 166H37V162H36L35 167H36ZM38 166H39V165H38ZM40 166H41V164H40ZM40 166H39V167H40ZM53 166H56V167H57L58 164H57V165H56V164H55V165L53 164L51 167H53ZM71 166H73V164H72ZM87 166H88V165H87ZM87 166H86V167H87ZM116 166H118V164H117ZM124 166H123V167H124ZM126 166H127V165H126ZM134 166H135V167H134ZM137 166H138V165H137ZM142 166H143V165H142ZM142 166L137 167V168H140V170H138L139 172L141 171ZM144 166H145V165H144ZM144 166H143V168H144ZM146 166H147V165H146ZM160 166H161V165H160ZM170 166H171V165H170ZM179 166H180V165H179ZM217 166H218V165H217ZM222 166H223V165H222ZM231 166H232V164L230 165V168H229V169H231ZM237 166H238V164H237ZM252 166H253V168L251 169ZM6 167H7V166H5V168H6ZM32 167H34V166H32ZM32 167L30 166V169H32ZM35 167H34V168H35ZM47 167L49 168L50 166L48 165ZM73 167H76V165L73 166ZM77 167L79 168L80 165H78ZM91 167H92V166H91ZM106 167H107V165H106ZM113 167L110 166V168H109V167H108L107 169L105 168V170L110 169V171H111L112 173H114V170H111V168L113 169ZM123 167H121V168H122L123 171H124V170H125V169H124L125 167H124V168H123ZM157 167H159V165H158ZM164 167H165V166H164ZM168 167H169V166H168ZM171 167H172V166H171ZM175 167H174V169H175ZM182 167H183V166H182ZM182 167H181V168H182ZM185 167H186V166H185ZM226 167H228V166H226ZM226 167H225V168H226ZM255 167H256V169L259 168V169H258V170H259L258 173H256L257 170L255 171ZM53 168H54V167H53ZM93 168H94V167H92V170H94ZM100 168L103 169L104 167L101 166ZM116 168H117V167H116ZM121 168L118 167V169H120V171H121ZM128 168H129V167H128ZM161 168H162V167H161ZM166 168H167V167H166ZM187 168H188V167H186V171H187ZM218 168H219V166H218ZM232 168H233V167H232ZM236 168H238V167H236ZM242 168H240V164H239V170L242 169ZM50 169H51V168H50ZM50 169H49V170H50ZM56 169L58 170V168H56ZM59 169H61V170H59V171L61 172L62 170L65 169V167H63V168H59ZM84 169H85V168H84ZM84 169H83V170H84ZM87 169H90V165H89V167H87ZM87 169H86V170H87ZM98 169H99V168H97V170H98ZM101 169H100V170H101ZM114 169H115V167H114ZM126 169H127V167H126ZM150 169H152V168H150ZM155 169H156V168H155ZM155 169H154V170H155ZM159 169H160V167H159ZM159 169H157V170H159ZM179 169H180V168H179ZM188 169H190V168H188ZM233 169H235V166H234ZM49 170H48V171H49ZM54 170H55V168H54ZM65 170H66V169H65ZM72 170H74V168H73ZM72 170H71V173L74 174L75 172H72ZM92 170H91L90 172H92ZM127 170H129V169H127ZM127 170H125V171H127ZM132 170H133V169H132ZM161 170H163V168H162ZM161 170H159V171H161ZM167 170H169V169H167ZM172 170H173V168H172ZM223 170H224V169H223ZM223 170H222V172H223ZM236 170H237V169H236ZM239 170H238V172H236V173H239L240 176H242L243 172L240 173ZM26 171H27V172H26ZM52 171H53V170L51 169V172H52ZM55 171H56V170H55ZM55 171H54V172H55ZM88 171H89V170H88ZM102 171H103V170H101L100 173H101ZM110 171H108V172H110ZM116 171H118V170L115 169V173H116ZM125 171H124V173L121 172L122 174H121V173H119V174H120V175L127 174L126 177H127L129 174H130L129 176H133V173H132V175H131V173H129L128 171H127L128 173H127V172L125 173ZM129 171L132 172L131 169H130ZM142 171H143V169H142ZM159 171H157V172H159ZM165 171H166V170H165ZM165 171H161V172H162V173H163V172H164V173H167V171H166V172H165ZM170 171H171V170H170ZM184 171H185V169H184ZM232 171H234V170H232ZM240 171H241V170H240ZM25 172H26L25 174H27V173H28V170L25 169ZM46 172H47V171H45L44 173H46ZM51 172H50L49 174H51ZM56 172H57V171H56ZM56 172H55V174H56ZM90 172H85V171H84L85 174H86V173H87V174L89 173V175H91ZM96 172L98 173V175H97ZM96 172H95V173H96L95 175H97V177H98V176L100 177L101 174L99 173V170L96 171ZM108 172H107V173H108ZM149 172H151V171H149ZM152 172H154V171H152ZM157 172H156V173H157ZM189 172L192 173L191 170H189ZM215 172H216V171H215ZM225 172L228 173L229 170H228V172H227V171H225ZM247 172H248V171H247ZM252 172H253V173H252ZM52 173H53V172H52ZM58 173H59V172H57V176H58V178H59L60 175H58ZM92 173H94V172H92ZM112 173H111V174H112ZM115 173H114V174H115ZM142 173H143V172H141V174H142ZM156 173H154V174H153V173H149V174H148V178H149V175H150V174H151V176H152V175L155 176ZM159 173H160V172H159ZM159 173H158L157 175H160ZM231 173H232L233 175L235 174V172H234V173L231 172ZM59 174H61V173H59ZM85 174H84L85 177L88 176L87 174H86V175H85ZM102 174H106V171L103 172ZM114 174H112V175H114ZM116 174H117V173H116ZM116 174H115V175H116ZM136 174H137V173H136ZM139 174H140V173H139ZM141 174H140V176H142ZM167 174H168V173H167ZM167 174H166V175H167ZM185 174H186V172H185ZM198 174H199V173H198ZM247 174H248V173H247ZM250 174H249V175H250ZM262 174L259 175L260 178L257 176L258 179H260V181H261ZM28 175H29V174H28ZM32 175H33V174H32ZM52 175H53V174H52ZM61 175H62V174H61ZM107 175H109V174H107ZM115 175H114L113 177H112V176H109V177L107 176V177H108L107 180H109V179L111 180V179H113V178L116 177V176H117V178H114V179H113V182L116 181L115 179H118V180H119V179H120L119 177H121V176H120V175H119V176H118V175L115 176ZM166 175H163V176L165 177ZM181 175H184V174H181ZM181 175H180V176H181ZM194 175H195V172H194ZM196 175H197V174H196ZM228 175H229V174H228ZM243 175H244V174H243ZM44 176H45V175H44ZM48 176H49V177H48L49 179L47 178V179H45L46 181H44V180H43V181H44V182H47V180H49L48 182H49V184H50V183H51L50 179L52 180V178H50L51 175H48ZM68 176H69V175H68ZM104 176H105V175H104ZM104 176H103V177H100V178H104ZM129 176H128V179H127V180H130L131 177L129 178ZM143 176H144V175H143ZM163 176H161V177H163ZM209 176H210V174H209ZM230 176H231V174H230ZM230 176H229V177H230ZM234 176H235V175H234ZM236 176L238 177V174H236ZM250 176H251V177H250ZM250 176H249V178H252V177H253V175H250ZM51 177H52V176H51ZM66 177H67V176H66ZM97 177L95 176L94 178H97ZM99 177H98V178H99ZM105 177H106V176H105ZM107 177H106V178H107ZM110 177H112V178H110ZM124 177H125V176H123V178H124ZM137 177L139 178V175L135 176V172H134V179H133V178H131V179L135 180V178H136V180H137V179H138ZM156 177H157V176H156ZM168 177H169V176H167V178H165V180L168 179ZM174 177H175V176H174ZM184 177H185V176H184ZM186 177H188V176H186ZM192 177H193V176H192ZM198 177H199V176H198ZM198 177H197V178H198ZM226 177H227V176H226ZM231 177H233V176H231ZM54 178H55V177H53V180H58V178H57V179H56V178L54 179ZM69 178H70V177H69ZM86 178H87V177H86ZM89 178H91V177L88 176L87 179H89ZM141 178H142V177H141ZM141 178H140V179H141ZM181 178H182V177H181ZM197 178H195V179L197 180ZM206 178H208V177L206 176ZM222 178H223V177H222ZM234 178H235V177H234ZM242 178H244V177H240V178H238V179H242ZM76 179H77V178H76ZM76 179H68V180H71V181L73 180V181H75ZM91 179H92V178H91ZM91 179H89V180H91ZM125 179H126V178H125ZM142 179H144V178H142ZM142 179H141V180H142ZM154 179H155V178H154ZM157 179H159V178H157ZM162 179H163V178H162ZM226 179H227V178H226ZM254 179H255V178H253V180H254ZM263 179H264V178H263ZM263 179H262V180H263ZM68 180H67L66 182H68ZM97 180H98V179H97ZM104 180H105V178L103 179V181H100V182H104ZM110 180H109V181H110ZM114 180H115V181H114ZM118 180H117V181H118ZM121 180H124V179H120V180L118 181V182H120L119 185L122 186L123 184H125V185H124L125 187H127V186L129 187L130 184H131L132 182L134 183V181H132V182H130V184L128 183L129 185H126V183H124V182H123V184H121V182H122ZM127 180H124V181L126 182ZM136 180H135V182H136ZM138 180H139V179H138ZM141 180H139V181H141ZM147 180H148V179H147ZM149 180H150V178H149ZM151 180H152V177H151ZM151 180L149 181L150 183L148 182V184H149L150 186L152 185ZM165 180H163V181L160 180V181L163 182V183H162L163 185H165V184L167 185V183H168L167 181H166L167 183H164ZM196 180H193V182L196 183ZM232 180H233V179H230L231 182H232ZM235 180H236V178H235ZM235 180H234V181H235ZM256 180H257V179H256ZM41 181H42V180H41ZM98 181H99V180H98ZM109 181H108V182H109ZM111 181H112V180H111ZM117 181H116V182H117ZM152 181H153V180H152ZM156 181H157V180H156ZM182 181H183V180H182ZM185 181H186V180H185ZM234 181L232 182L233 185H234V183L236 184V181H237V180H236L235 182H234ZM243 181H244V180H243ZM260 181L258 180V182H260ZM92 182H94V181H92ZM106 182H107V181H106ZM116 182H115V183H116ZM127 182H129V181H127ZM231 182H229V183H231ZM237 182H238V181H237ZM240 182H242V180H241ZM263 182H264V180L262 181V183H263ZM31 183H32V182H31ZM52 183H53V182H52ZM52 183H51V186L54 184V183H53V184H52ZM58 183H59V181H58ZM62 183H63V182H61V184H62ZM69 183H70V182H69ZM96 183H98V182H96ZM140 183H141V184H144L142 181H141ZM160 183H161V182H160ZM180 183H181V182H180ZM180 183H179V184H180ZM190 183L192 184V182H188V185H190ZM226 183H227V182H226ZM242 183H243V182H242ZM242 183H240V184L242 185ZM245 183H246V182H245ZM42 184H45V183H42ZM46 184H47V183H46ZM61 184H59L60 187H61ZM66 184L68 185V183H66ZM70 184H72V183H70ZM104 184L109 185L110 183H109V184H108V183H104ZM116 184H118V183H116ZM134 184H135V183H134ZM134 184H133V185H134ZM148 184H147V185H148ZM158 184H159V181H158ZM158 184H156L157 187H158ZM168 184H169V183H168ZM186 184H187V183H186ZM232 184H230L231 187H233ZM243 184H244V183H243ZM260 184H261V182H260ZM263 184H264V183H263ZM263 184H262V185H263ZM56 185H58V184H56ZM56 185H55V186H56ZM67 185H65V187H64V185L62 186V188L64 187L63 189L61 188L62 191L65 190V188H68L69 191L71 190V189H69V186H67ZM112 185H113V184H112ZM112 185H111V186H112ZM160 185H161V184H159V186H160ZM183 185H185V184H183ZM193 185H194V184H193ZM206 185H207V184H206ZM246 185H247V184H246ZM249 185L251 186L252 183L249 184ZM256 185L258 186V184H256ZM32 186H34V185H32ZM35 186H36V185H35ZM39 186H40V185H39ZM44 186H45V185H44ZM46 186H47V185H46ZM55 186H54V188H55ZM66 186H67V187H66ZM73 186H74V185L72 184V186H70V187L72 188ZM75 186H76V185H75ZM111 186H109V187H111ZM115 186H117V185H115ZM131 186H132V185H131ZM161 186H162V185H161ZM178 186H179V185H178ZM227 186H228V185H227ZM237 186H238V185H237ZM250 186H248V187L251 188ZM263 186H264V185H263ZM263 186H262V187H263ZM107 187H108V186H107ZM109 187H108V188H109ZM125 187H124V188H125ZM152 187H153V186H152ZM155 187H156V186H155ZM162 187H163V186H162ZM184 187H185V186H183L182 188H184ZM187 187H188V186H187ZM187 187H186V188H187ZM191 187H192V186L188 187L189 190L191 189ZM201 187H202V186H201ZM219 187H220V186H219ZM244 187H245V188H248L247 186H243V188H242L243 190H244ZM260 187H261V186H259V188H260ZM46 188H48V189H47V191H48V190L50 189V186H49V187H46ZM46 188L44 187V190H45ZM56 188L58 189L57 186H56ZM73 188H74V187H73ZM114 188H116V187H114ZM117 188H118V190H120V186H118ZM122 188H123V187H122ZM124 188H123V189H124ZM129 188L132 189L131 187H129ZM129 188H127V189H129ZM137 188H138V187H137ZM150 188H151V187H150ZM188 188H187V189H188ZM192 188H193V187H192ZM204 188H206V186H205ZM229 188H230V187H229ZM249 188H248L247 190H249ZM252 188H253V186H252ZM25 189H26V188H25ZM36 189H37V188H36ZM36 189H35V190H36ZM57 189H55V190H57ZM112 189H113V187H112ZM163 189H164V188H163ZM193 189H194V188H193ZM217 189H218V188H217ZM226 189H227V187H226ZM226 189H224V190H223L224 192H222V193H225V190H226ZM231 189H232V188H231ZM231 189H230V190H231ZM234 189H235V188H234ZM234 189H233L232 191H234ZM240 189H241V188H240ZM33 190H34V189H33ZM44 190H43V192L46 191V190H45V191H44ZM55 190L53 191V193L55 192V194H56V192H58V191H55ZM59 190H60V188H59ZM68 190H67V191H68ZM72 190H73V189H72ZM118 190H116V192H117ZM138 190H139V189H138ZM160 190H162V189L160 188ZM178 190H179V189H178ZM180 190H182V189H180ZM27 191H28V190H27ZM62 191L60 190V192H62ZM67 191H66V192H67ZM130 191H131V190H130ZM162 191H163V190H162ZM166 191H167V190L165 189V192H166ZM186 191H188V190H186ZM190 191H192V193H193V190H192V189H191ZM227 191H229V190L227 189ZM239 191H240V190H239ZM239 191H238V189H237L236 192H234V193H237V192L239 193ZM25 192H26V191H25ZM64 192H65V191H64ZM163 192H164V191H163ZM182 192H183V191H182ZM229 192H230V191H229ZM229 192H228V193H229ZM249 192H251V191H249ZM253 192H254V191H253ZM253 192H251V193H253ZM255 192H256V191H255ZM26 193H27V192H26ZM39 193H42V191H41V192L39 191ZM67 193L70 194V192H67ZM71 193H72V191H71ZM161 193H162V192H161ZM179 193H180V192H179ZM192 193L190 192L191 195H192ZM228 193H227V195L229 196V198H230V199L232 198V199L234 200L233 197L236 196V195H235L234 193H231V192H230L229 194H230V195L232 194V195H231L232 197H231ZM244 193H245V191H244L242 194H244ZM44 194H46V193H42V195H43V198H42V199H45V198H44V197H45ZM48 194H49V192H48ZM57 194L59 195V192H58ZM57 194H56V195H57ZM65 194H66V193H65ZM162 194H163V193H162ZM233 194H234V195H233ZM239 194H241V193H239ZM246 194H248V192H246ZM249 194H250V193H249ZM249 194H248V195H249ZM254 194H255V193H254ZM254 194H253V195H254ZM42 195H40V197H41ZM46 195H47V194H46ZM49 195H50V194H49ZM56 195L53 194L54 197H53L52 195H50V196H52L53 198H55V197L57 198L58 195H57V196H56ZM62 195H63V194L60 193V197H61ZM67 195H68V194H66V196H67ZM149 195H150V196L152 195L153 198H155L154 196H156L157 193H156L155 195H153L152 192H150ZM159 195L161 196V194H159ZM163 195H164V194H163ZM165 195H166V194H165ZM178 195H179V194H177V199H178ZM182 195H183V194H182ZM250 195H252V194H250ZM250 195H249V198H250L251 201L248 199L250 203L248 202L249 204H245V205H246V208H245L244 206L241 205V206H242V207H241L242 210H244L243 207L245 208V210L247 209L246 211H245V210L243 211L244 214H243V213L239 214V213H240V212H239L240 208H239V210H238L237 207H234V208H236V209L238 210V211H237V210L235 209V212H237L238 215H239V217H238L237 219L234 218V217H235V216H233L234 214L232 215L231 212H230V211L233 212V210H234V208H233V210H231V209H232V206H231V209H230L229 207H227V209H230V210H227V209L225 208V206H226V202L229 200V198H227V199H221V197H219V198L216 199L215 201H211L212 199H210V198H208V199L205 198V200H204V201H205V204H204V205L206 206V204H208L209 207H211V208H210L211 211L209 212V214H211V216H212V221L209 223V220H210V218H209V219H208V223H209V224H207V226L211 227V225H212L214 222H216L217 224L220 223V225H221V224L223 225V223H224V227L221 225L223 228H221V226H220V229H219L217 232H215V237H217L218 235H219V236H224V237H225V236H232V235H233V232H236L237 235L235 234V236H237L238 239L240 240V238H243V239L245 238L244 235L246 236V232H247V231H250V232H251V231L254 230V229H255V230H258V229H262V228L264 227V187H263V188H260L259 191H258V194H257V195L259 196V197H258L259 200H257V201H256V200L253 201V200H252L253 197H250ZM257 195H255V196L257 197ZM47 196H48V195H47ZM47 196H46V197H47ZM72 196H73V195L70 194V196H68V197L72 198ZM152 196H151V197H152ZM173 196H174V195H173ZM188 196H190V195H189V192H188ZM193 196H194V195H193ZM237 196H239V195H237ZM237 196H236V198H237ZM240 196H242V195H240ZM243 196H245V197H244V198H245L244 201H246V198H248V197H247L245 194H244ZM243 196H242V198H243ZM255 196H254V197H255ZM52 197H47V198H50V199H51ZM68 197L66 198L67 200H68ZM161 197H162V199H164L163 196H161ZM183 197H184V196H182V198L179 197L178 200H180V201H181V199H182V200L186 199V201L189 200V199H188L189 197H188V198H187V197H186V198L184 197V199H183ZM190 197H191V196H190ZM226 197H227V196H226ZM53 198H52V199H53ZM63 198H64V197H63ZM145 198H147V196H146ZM153 198H150V199L148 198V199H149V201L152 199L151 202L153 203L154 201H156V199L153 201ZM165 198H167V196H166ZM191 198H192V197H191ZM223 198H225V197L223 196ZM238 198H241V197H238ZM242 198H241V199H242ZM244 198H243V199H244ZM258 198H256V199H258ZM38 199H39V198H38ZM50 199H49V200H50ZM52 199H51V200H52ZM60 199H61V198H60ZM167 199L169 200V198H167ZM167 199H165V200H167ZM39 200H40V199H39ZM47 200H48V199H46L45 202H46ZM49 200H48V201H49ZM51 200L49 201L50 203H52ZM53 200H54V199H53ZM61 200L64 201L65 199H64V200L61 199ZM61 200H60V202H59V199H58V202L61 203V202H62ZM69 200H70V199H69ZM143 200H145V199L143 198ZM160 200H161V199H160ZM165 200L163 201L164 204H162V207H161V205H160L161 202H162V200H161L160 204H159L158 202H157V203L155 202V203L157 204V206H158V204H159L160 208H161V209L163 208L162 210L160 209V211H163V210L165 209V206L168 205V204L165 205ZM168 200H167V201H168ZM193 200H194V198H193ZM206 200H207L209 203H206ZM221 200H222V201H221ZM235 200H236V199H235ZM248 200H247V201H248ZM34 201H35V200H34ZM48 201H47V202H48ZM140 201H141V200H140ZM146 201H147V199L145 200V202H146ZM167 201H166V202H167ZM190 201H191V200H189L188 202L190 203ZM229 201H230V200H229ZM236 201H237V200H236ZM240 201H241V200H240ZM244 201H242V202L244 203ZM247 201H246V202H247ZM35 202H37V201H35ZM35 202H34V203H35ZM42 202H44V201H41L40 204H42ZM45 202H44V203H45ZM47 202H46V203H47ZM49 202H48L47 206H48V205H50V207H51V205L53 206V204H50ZM53 202H54V204H55V202H57L56 199H55V201H53ZM58 202H57V204H58ZM71 202H72V199H71ZM145 202H144V203H145ZM181 202H182V201H181ZM181 202H180V205H181ZM184 202H185V201H184ZM184 202H183V203H184ZM188 202H187V203H188ZM191 202H192V201H191ZM234 202H235V201H234ZM234 202L232 203V201H231L230 203L234 204ZM246 202H245V203H246ZM22 203H23V202H22ZM22 203H20V204L22 205ZM31 203H33V202H31ZM37 203H38V202H37ZM37 203H36V204H37ZM64 203L67 204V201H66V202L64 201ZM68 203H70V202H68ZM135 203H136V201H135ZM137 203H138V202H137ZM137 203H136V204H137ZM148 203H149V202H148ZM155 203H153V204H155ZM167 203H168V202H167ZM175 203H176V202H175ZM183 203H182V204H183ZM189 203H188V204H183V205H185V206L187 207V205H189ZM193 203H195V202H193ZM211 203H212V204H211ZM62 204H63V203L60 204L61 207H62ZM129 204L132 205L131 203H128L127 205H129ZM139 204H140V203H139ZM139 204H138V206H139ZM190 204H191V203H190ZM227 204L229 205L228 202H227ZM241 204H242V203H241ZM24 205H25V204H24ZM26 205H28V203H26ZM64 205H65V204H64ZM68 205H70V204H68ZM130 205H129V207L131 208ZM133 205L136 206L134 203H133ZM146 205H148V204H146ZM151 205H152V204H151ZM151 205L149 204V207H151ZM163 205H164V207H163ZM176 205H178V204L176 203ZM183 205H181L182 207H180V209L184 207ZM223 205H225V206L223 207ZM237 205H238V203H237ZM239 205H240V204H239ZM239 205H238V207H239ZM247 205H248L249 207H248ZM38 206H39V205H38ZM44 206H45V205H43L42 207L44 208ZM47 206H45L46 209H48ZM152 206H153V205H152ZM169 206H171V205H169ZM189 206L194 208V206H192V205H189ZM189 206H188V207H189ZM233 206H234V205H233ZM25 207H26V206H24L23 208H25ZM61 207H60V208H61ZM70 207H71V206H70ZM70 207H69V208L66 207V208L70 210ZM140 207H141V205H140ZM140 207L137 208V206H136L137 209H136V208H135V209L138 210ZM146 207H147V206H146ZM149 207H148V209H149ZM186 207H185V208H186ZM188 207H187V209H188ZM247 207H248V208H247ZM56 208H58L57 205H56ZM60 208H59V209H60ZM66 208H65V210H67ZM126 208H127L126 210H127V214H128L127 216H130L129 214H130V212L132 213V210L135 211V209L132 207L131 211L128 213V207L126 206ZM130 208H129V209H130ZM153 208H155V206H153ZM153 208H152V209H153ZM167 208H168V207H167ZM171 208H173V207H169L168 209H171ZM185 208H184V209H185ZM193 208H192V210H193ZM224 208H225L226 210H225ZM18 209H19V208H18ZM49 209H50V208H49ZM51 209H54V207H53V208L51 207ZM51 209H50V211H52ZM63 209H64V208H63ZM63 209H62V211H61L62 213L60 212V210L58 211V213L60 212L59 214H61V215L64 214V213H63ZM142 209H145V208L142 207L141 210H142ZM148 209L146 208L147 211H148ZM157 209H158V211H159V208H157ZM168 209H167V211H168ZM173 209H174V208H173ZM173 209H171V210L173 211ZM175 209L178 210V208H175ZM175 209H174V210H175ZM190 209H191V208H189L188 210L190 211ZM19 210H20V209H19ZM21 210H22V208H21ZM150 210H151V209H150ZM153 210H154V209H153ZM153 210H152L150 213H153V212L156 210V208H155L154 211H153ZM43 211H45V210L43 209ZM53 211H54V210H53ZM134 211H133V213H134ZM138 211H139V210H138ZM138 211H137V212H138ZM144 211H145V210L142 211L143 214H144ZM147 211H145V212H147ZM158 211H157V212H158ZM167 211L164 210V213H165V214H164V215L161 214V215L165 216L166 214H169L170 210H169L168 212H167ZM172 211H171V212H172ZM178 211H180V213L183 215L182 212H184L185 210H183V211H182V210H178ZM178 211H176V212H178ZM193 211H194V210H193ZM16 212H18V211H16ZM56 212H57V211H55V213H56ZM135 212H136V211H135ZM139 212L141 213V211H139ZM148 212H149V211H148ZM155 212H156V211H155ZM157 212H156V214H155V213H153V214H154V215H158ZM235 212H234V213H235ZM241 212H242V211H241ZM36 213H39V212L36 211ZM36 213H35V214H36ZM49 213H50V215H51L52 212H49ZM49 213H48V210H47V213H45V215H46V216H49ZM150 213H147V214L150 215ZM159 213H160V212H159ZM184 213H185V214L183 215L182 218L188 216V215H187L188 211H187V213H186V212H184ZM16 214H18V213H16ZM43 214H44V212H43ZM52 214H54V213H52ZM153 214H151V215H153ZM174 214H175V213H174ZM188 214H189V213H188ZM41 215H42V214H41ZM55 215H56V214H55ZM65 215H67V211H66ZM134 215H136V217H137V213H134ZM149 215H148V216H149ZM182 215H180V216H182ZM185 215H187V216H185ZM191 215H192V213H190L189 216H191ZM235 215H236V214H235ZM238 215H237V216H238ZM240 215H242V217H240ZM18 216H19V215H18ZM20 216H21V215H20ZM33 216H34V215H33ZM43 216H44V215H42V217H43ZM63 216H64V215H63ZM139 216H141V215L139 214L138 217H139ZM159 216H160V214H159ZM159 216H158V217H159ZM163 216H162V217H163ZM166 216L168 217L169 215H166ZM211 216H210V217H211ZM25 217H26V216H25ZM42 217H40V219H41ZM49 217H50V216H49ZM51 217H52V215H51ZM125 217H126V214H125ZM138 217H137L136 220L134 219V217H131V218L134 219V222L136 221L137 223H139L137 226H139L140 224H143V221L145 222V220H143V221L141 220V218H142V219H143V218L145 219V215H144V217H143V216L140 217V220L142 221V223H141L140 220H139L140 222L138 221V219H139ZM153 217H154V216H153ZM155 217H157V216H155ZM160 217H161V216H160ZM162 217H161L160 221H158L159 218H158V219L155 218V220L158 221V223H159V222L162 221V219H163ZM167 217H164V218H166L167 221H166V220H164L165 222L163 221V222L165 223L166 226L164 225L163 222H162L163 224L160 223V225H164L165 227H167V228L164 227V228L168 231L165 235H162V234L159 235V234H160V232H159L160 230H158V228L161 229L162 226H161V227H160V226L158 227V225H153V226L156 227V228L158 227L157 229H156V228H155V229H156V231L158 230L157 232H159V233H157V234H158L159 236H157L156 234H154L156 231H153L154 233L152 232V230H153V229L151 228V227H153L152 225H151V226H150V224L148 225V227L150 226L149 228H151L152 230L146 227L147 229H149V231H151V232L153 233L152 236H154V235L156 236L155 239H154V237L152 238V239H154V241H155V242H153V240L150 238V237H151V232L148 233L149 231L146 230V231H148V232H147L148 235L150 234V237H149V238L151 239L150 242H153V243H150V242L148 241L149 243H148V242H147V243L150 244V245H151V244H154V245H152L151 247L153 248V246H155V250H157V248H158V249H161L160 247L162 246L163 241L166 240L165 237H167V236H171V235H172V233L170 232V228H171V226H172L173 224L170 223V222L168 221V220L170 219V217H171V219H172V216L168 217L169 219H167ZM175 217H176V216H175ZM20 218L22 219V217H20ZM20 218H19V220H21ZM44 218H45V217H44ZM46 218H47V217H46ZM55 218H57V221H59L60 218L63 219L62 216H60V218L57 217V216H55ZM55 218L52 217L53 220H55ZM131 218H130V219H131ZM146 218H149V217H147V215H146ZM182 218L180 219L181 221H182ZM187 218H188V217H187ZM187 218H186V219H187ZM16 219H17V218H16ZM24 219H25V218H24ZM33 219H34V218H33ZM38 219H39V216H38L37 220H38ZM126 219H127V218H126ZM130 219H129V221H132V220H130ZM153 219H154V218H153ZM173 219H175V218H173ZM173 219H172V220H173ZM190 219H191V218H189V223H191V221H192V220H190ZM48 220H49V219H48ZM147 220H148V219H147ZM147 220H146V224H147ZM172 220H170V221H172ZM175 220H176V219H175ZM32 221H33V220H32ZM38 221H39V220H38ZM55 221H56V220H55ZM55 221H54V222H55ZM62 221H63V222H62L63 224H62V223H61V224L64 225V220H62ZM124 221H125V220H124ZM124 221H123V223H124ZM126 221H127V220H126ZM126 221H125V223H126ZM150 221H151V219H149V223H150ZM173 221H174V220H173ZM184 221H185V220H184ZM184 221H182V224H184V226H185V225L187 226V225H188V224H187V221H188V220H186V223H185ZM50 222H51V221H50ZM50 222H49V224H50ZM60 222H61V220H60ZM60 222H57V223H60ZM127 222H128V221H127ZM183 222H184V223H183ZM128 223H129V222H128ZM132 223H133V221H132ZM132 223H130V225H131ZM137 223H136V224H137ZM155 223H156V222H155ZM173 223H174V222H173ZM176 223H178V222H176ZM216 223H215V225H216ZM33 224H34V223H33ZM35 224H36V222H35ZM35 224H34V225H35ZM38 224H39V222H38ZM49 224H46V225H49ZM55 224H56V223H55ZM68 224H69V223H68ZM70 224H71V222H70ZM72 224H74V223H72ZM76 224H77V223H75V225H76ZM146 224L143 225V227L146 226ZM151 224H154V222L152 221ZM180 224H181V222H180ZM46 225H44V226L46 227ZM53 225H54V223H53ZM53 225H51V226H53ZM57 225H58V224H57ZM75 225H74V227H75ZM126 225H127V224H126ZM126 225H125V228H126ZM128 225H129V224H128ZM128 225H127V229H128V227L131 229V228H133L134 226H136L135 224H134L133 227L130 226V225L128 226ZM44 226L42 225L43 228H44ZM51 226H50V228H52V229H51V232L54 234V231L56 230V229H55L56 227H54V231H53V227H51ZM54 226H55V225H54ZM58 226H60V225H58ZM58 226H57V227H58ZM67 226H68V225H67ZM80 226H81V225H80ZM121 226H122V224H121ZM186 226H185V227H186ZM189 226H190V225H189ZM218 226H219V224L217 225V227L215 226V227H216L215 229H217ZM40 227H41V226H40ZM69 227H70V225H69ZM72 227H73V226H71V228H72ZM74 227H73V228H74ZM118 227H119V226H118ZM140 227H142V226L140 225L139 228H140ZM143 227H142V228H143ZM187 227H188V226H187ZM187 227L185 228V230H186V229L188 230ZM6 228H7V227H6ZM37 228H38V227H37ZM48 228H49V226H48ZM62 228H63V227H60V229H62ZM142 228H140L139 230H140V231L143 230V232H144L145 230H144V228H143V229H142ZM146 228H145V229H146ZM162 228H163V227H162ZM35 229H36V228H35ZM58 229H59V228H58ZM60 229H59V232L61 231V234H62V231L65 232V231L67 230V228L65 229V227L63 228V229H65V230H63V229L60 230ZM75 229L77 230V227H75ZM75 229H74V232H76ZM122 229H123V228H122ZM133 229H134V228H133ZM133 229H132V231H133ZM136 229H138V227L135 228V231H137ZM155 229H154V230H155ZM165 229H162V231H163V230L165 231ZM215 229H214V231H215ZM36 230H38V229H36ZM36 230H35V231H36ZM42 230H43V229H42ZM49 230H50V229H49ZM68 230H69V229H68ZM117 230H118V229H117ZM139 230H138V231H139ZM200 230H201V229H200ZM33 231H34V230H32V232H33ZM43 231H44V230H43ZM43 231H41V233H42ZM46 231H48V229H47ZM119 231H121L120 228H119V230H118V233H119ZM124 231H125V229H124ZM140 231H139V233L142 232V231H141V232H140ZM164 231H163V232H164ZM204 231H205V233H206V230H204ZM204 231H203V233H204ZM37 232H38V231H37ZM37 232H36V233H37ZM44 232H45V231H44ZM49 232H50V231H49ZM56 232L59 234L58 231H55V233H56ZM69 232H70L71 234H68V235H71V237H72L73 239H75L74 237H75L76 233H75V235L72 234L71 229H70ZM121 232H122V231H121ZM121 232H120V234H121ZM133 232H134V231H133ZM163 232H162V233H163ZM165 232H166V231H165ZM165 232H164V233H165ZM184 232H185V231H184ZM188 232H189V230H188ZM199 232H201V231H199ZM250 232H249V235L246 236V238H247L246 241H244L246 238H245L244 240H242V239L240 240V241H243V242H244V243H243V242H240V244H241V243L244 244L243 246L241 245V246H242L241 248L237 249V250L234 251L233 253H228V254H226V255L222 254V252H225V250H224V251H221L222 248H224V246L219 250V246H220V244H222V243L224 242V239L222 240V239L219 238L220 241H223V242L220 243V241L217 240L218 238H216V241H217V245H218V246H217V245H215V246H217L216 248H218V249H216V248H215L214 250L212 249V251H211V252H213L212 255H211L210 250H209V249L212 248L211 246H213V245L211 244L212 242L209 243L211 246L208 245L207 242H205V244H207L208 246L211 247V248L208 247V248H209V249H208L209 251H207V250L205 249L207 246H205V245L203 244L204 241L199 240V241H200V243H199L200 245L197 244V247H196V249H195V251L197 250V252H196L197 255L194 257V262H195V263L197 262V264H209V261H208V258H209V257H208V256H209V254H210V260L213 261V262H214V261L217 262V260H218V262H221V260H223V258L225 257V261H226V263H228V264H242V263H241V262L243 261V258H242V257H244V255H246V256H245V259L248 261L247 264H264V260H260V259H261L260 256H261V257L264 256V243H262V242H258V240H255V239H253L252 237H251V238H252V240H251V238H250V234H251V233H250ZM257 232H258V231H257ZM36 233H35L34 235H37V234H38V233H37V234H36ZM45 233L49 235V233H47V232H45ZM57 233H56V234H57ZM65 233H66V232H65ZM118 233H117V234H118ZM122 233H124V232H122ZM125 233L127 234V231H126ZM145 233H146V232L142 233L141 237H143V236H144L143 234H145ZM201 233H202V232H201ZM203 233H202V234H203ZM29 234H30V233H29ZM50 234H51V233H50ZM58 234H57V236H56V235H55V236H56V237H60V236H58ZM61 234H60V235H61ZM115 234H116V233H115ZM117 234H116V235H117ZM129 234H130V233H129ZM136 234H137V232H136ZM202 234H201V236L203 237L204 234H203V235H202ZM217 234H218V235H217ZM247 234H248V232H247ZM31 235H32V233H31ZM31 235H30V238L33 239V238L31 237ZM40 235H41V234H40ZM48 235H47L46 237L49 238ZM64 235H65V234L61 235V238H59V240L66 236V235H65V236H64ZM72 235H74V237H73ZM116 235H115V236H116ZM131 235H132V234H131ZM131 235H130V237H131ZM145 235H146V234H145ZM186 235H187V234H186ZM213 235H214V234H212V236H213ZM216 235H217V236H216ZM251 235H252V234H251ZM62 236H63V237H62ZM112 236H114V235H113V234H110L109 237H108V239H107V241H106V244H105V250H104V252H103L104 255H105V252L108 253L109 251H110V252H111V251H112V252H114V251H118V249H117V250H115V249L113 250V246L111 247V244H114L113 241L116 240V239L113 240V237H112ZM115 236H114V238H115ZM206 236H207V234H206ZM208 236H209V238L212 237L209 233H208ZM219 236H218V237H219ZM24 237H26V236H24ZM67 237H68V236H67ZM77 237H78V236H77ZM77 237H76V239H77ZM117 237H118V236H117ZM146 237H148V236H146ZM224 237H223V238H224ZM239 237H240V238H239ZM248 237H249V240H248ZM72 238H71V240H73ZM79 238H80V237H79ZM79 238H78V239H79ZM118 238H119V237H118ZM156 238H157V239H156ZM191 238H192V237H191ZM200 238H201V237H200ZM205 238H206V237H204V239H205ZM209 238H208V239H209ZM212 238H213V237H212ZM23 239H24V238H23ZM31 239H30V240H31ZM34 239H35V238H34ZM34 239H33V240H34ZM40 239H41V238H40ZM46 239H47V238H46ZM46 239H45V240H46ZM64 239H66V238H64ZM69 239H70V236H69ZM69 239H66V241L69 240ZM78 239H77V240H78ZM123 239H124V238H123ZM123 239H121V240H123ZM146 239H147V238H146ZM146 239H145V236H144V240H146ZM210 239H211V238H210ZM210 239H209V240H210ZM24 240H25V239H24ZM26 240H27V239H26ZM38 240H39V239H38ZM41 240H42V239H41ZM45 240H44V242H45ZM57 240H58V239H57ZM59 240H58V241H59ZM62 240H63V239H62ZM117 240H118V239H117ZM125 240H126V239H125ZM125 240H123L122 242L124 243ZM131 240H132V239H131ZM135 240L141 241V240H139V239H134V240H132V241L130 242V244H131V246H133V247H132L133 249H131V250H135L134 248H136V246L139 245V243H140V242H138V241L135 242ZM193 240H194V239H193ZM195 240H196V239H195ZM206 240H207V239H206ZM212 240H215V238L212 239ZM225 240H226V239H225ZM254 240H255V241H254ZM21 241H22V238H21ZM21 241H20V242H21ZM31 241H32V240H31ZM49 241H51V240H49ZM63 241H64V240H63ZM63 241H62V242H63ZM119 241H120V240H118V242H116V243L119 244V243H120ZM126 241H127V240H126ZM126 241H125V243H126ZM129 241H130V240L127 241L128 245H129ZM133 241H134L135 243H132ZM146 241H147V240H146ZM190 241H191V239H190ZM199 241H197V242H199ZM25 242H26V241H25ZM28 242L30 243V241H28ZM39 242H40V240H39ZM39 242H38V241H35L36 244L38 243V246H39ZM42 242H43V240H42ZM44 242H43L42 245L45 246V243H44ZM46 242H47V241H46ZM60 242H61V240L59 241V243H60ZM69 242H70V241H69ZM69 242H66V244H68ZM71 242H72V241H71ZM71 242H70V243H71ZM78 242H79V241H78ZM137 242H138V243H137ZM166 242H167V241H166ZM218 242H219L220 244H218ZM238 242H239V241H238ZM47 243H48V244H47ZM47 243H46V244H47L46 246L50 247V246H49V243H50V242H47ZM64 243H65V241L63 242V244H64ZM74 243H76V242H74ZM123 243H122V245H124V246H121V244H120V248H121V247H124V251L126 252L127 249H125V248H128V247H127L128 245H127V243H126V247H125V243H124V244H123ZM142 243H143V241L141 242V245H142ZM147 243H146L145 245H147ZM164 243H165V241H164ZM189 243H190V242H189ZM193 243H194V242H193ZM201 243H202L204 246H202ZM36 244H35V245H36ZM50 244H51V243H50ZM63 244H61L60 246H62ZM117 244H116L115 248L117 247ZM132 244H133V245H132ZM143 244H144V243H143ZM167 244H168V243H167ZM40 245H41V244H40ZM42 245H41V246H42ZM58 245H59V244H58ZM69 245L71 246V244H69ZM72 245H73V243H72ZM75 245H76V244H75ZM81 245H82V243H81ZM191 245H192V244H191ZM257 245H258V246H261V248H262L263 251H261V252H257L258 249H257V250L254 249V247L256 248ZM31 246H32V245H31ZM31 246H30V247H31ZM33 246H34V245H33ZM38 246H36V247H37L39 250H41L42 248L40 249ZM65 246H66V245H65ZM65 246H64V247H65ZM76 246H77V245H76ZM118 246H119V245H118ZM131 246L129 245V247H131ZM139 246H140V245H139ZM143 246H144V245H143ZM143 246H142V247H143ZM169 246H170V245H169ZM221 246H222V245H221ZM34 247H35V246H34ZM68 247H69V246H68ZM77 247H78V246H77ZM77 247H76V248H77ZM79 247H80V246H79ZM79 247H78V248H79ZM82 247H83V245L80 247V250H81ZM140 247H141V246H140ZM146 247H149V246H146ZM164 247H165V245L163 246V248H164ZM166 247H167V245H166ZM190 247H191V246H190ZM43 248H44V247H43ZM61 248H62V247H61ZM66 248H67V246H66ZM66 248H65V251L67 252L68 250H67ZM72 248H73V249H72ZM72 248H69V251H68V252H71V250H74V246H73ZM76 248H75V250L72 251V252H75V251L77 252ZM117 248H119V247H117ZM120 248H119V249H120ZM144 248H145V246H144ZM152 248H149V249H152ZM213 248H214V247H213ZM38 249H37V250H38ZM82 249H83V248H82ZM111 249H112V250H111ZM121 249H122V248H121ZM137 249L140 250V251H145L144 249L142 250V248H139L138 246H137ZM137 249H136V250H137ZM149 249L147 248V250H149ZM164 249L167 250V248H164ZM169 249H170V250H169ZM169 249H168L167 251H168V252H169V251L171 252L172 249H171V248H169ZM188 249H189V248H187L186 250H188ZM32 250H33V248H32ZM35 250H36V249H35ZM42 250L44 251V249H42ZM62 250H63V249H62ZM136 250H135V251H136ZM147 250H146V251H147ZM161 250H162V249H161ZM165 250H164V251H165ZM186 250H185V251H186ZM215 250H216V251H215ZM227 250H230V249H227ZM65 251H64V252H65ZM120 251H121V250H120ZM124 251L122 250L121 252H123V253H120V254H123V255H124V254H125ZM128 251H129V249H128ZM128 251H127V252H128ZM140 251H139V255H140ZM146 251H145V252H146ZM164 251H162V252H164ZM214 251H215V252H214ZM32 252H33V251H32ZM34 252H35V251H34ZM34 252H33V253H34ZM36 252H37V251H36ZM45 252H46V249H45ZM47 252H48V249H47ZM66 252H65V253H66ZM81 252H82V250H81ZM118 252H119V251H118ZM127 252H126V253H127ZM131 252H132V251H130L129 255H131V258H132L133 255H132ZM133 252H134V251H133ZM149 252H150V251H149ZM149 252H147L146 254H148ZM154 252L156 253V251H154ZM158 252H161V251L158 250L157 253H158ZM170 252H169V253H170ZM173 252H174V250H173ZM37 253H38V252H37ZM62 253H63V252H62ZM77 253H78V252H77ZM79 253H80V252H79ZM85 253H86V252H85ZM136 253H137V252H135V255H136ZM150 253H152V251H151ZM150 253H149V254H150ZM178 253H179V251H178L177 253H176V251H175V254H176L177 256L175 257L176 260H175L174 262H178V261L181 259V256H182L181 254H182V253H179V254H178ZM220 253H221V254H220ZM255 253H256V254H255ZM39 254H40V251H39ZM63 254H64V253H63ZM63 254H62V255H63ZM66 254H68V253H66ZM69 254H70V253H69ZM72 254H73V253H72ZM81 254H83V252L80 253V255H81ZM88 254H89V253H88ZM109 254H112V253H109ZM118 254H119V253H118ZM127 254H128V253H127ZM133 254H134V253H133ZM142 254H144V253L142 252ZM146 254H145L144 256H146ZM152 254H153V253H152ZM167 254H168V253H167ZM171 254H173V253L171 252ZM175 254H174V255H175ZM257 254H258V255H257ZM64 255H65V254H64ZM64 255H63V256H64ZM70 255H71V254H70ZM70 255H68L69 258H70ZM74 255H76V253H74ZM99 255H100V254H99ZM99 255L97 254L96 257L98 258ZM139 255H136V256L138 257ZM156 255H157V254H156ZM160 255H164V254H160ZM174 255H173V257H174ZM256 255L259 256V257H257ZM34 256H37V255H34ZM46 256H47V255H46ZM48 256H49V255H48ZM71 256H72V255H71ZM76 256H77V260H78V256H79V254H77ZM82 256H83V255H82ZM82 256H81V257H82ZM100 256H101V255H100ZM121 256H122V255H121ZM144 256L142 255V257H144ZM148 256H149V255H148ZM153 256H154V255H153ZM167 256H168V255H167ZM171 256H172V255H170V259H171V260H174L173 258H171ZM15 257H16V256H15ZM65 257H66V256H65ZM72 257L74 258L75 256H72ZM81 257H80V258H81ZM85 257H86V256H85ZM103 257H104V256H103ZM105 257H107V256H105ZM110 257L113 258V256H110ZM116 257H117V256H116ZM118 257H119V256H118ZM118 257H117V258H118ZM128 257H129V256H127L126 258H128ZM140 257H141V255H140ZM146 257H147V256H146ZM150 257H151V260H152V256H151V255H150ZM150 257H148V258H145V257H144V259H142V258H141V259H142V260H147V259H149ZM182 257H183V256H182ZM43 258H45V257H43ZM47 258H48V257H47ZM47 258H46V259H47ZM50 258H51V257H50ZM60 258H61V257H60ZM63 258H64V257H63ZM63 258H62L61 260H63ZM66 258H67V257H66ZM66 258H65V259H66ZM73 258H72V259H73ZM80 258H79V261H80L83 257H82L81 259H80ZM114 258H115V257H114ZM123 258H124V256H123ZM129 258H130V257H129ZM134 258H135V256H134ZM161 258H162V257H161ZM163 258H164V260H162ZM163 258L161 259V262L159 261L160 259L158 260V264H173V263H174V262H173V263H170L171 261H170L166 256H164ZM165 258H166V259H165ZM259 258H260V259H259ZM37 259L39 260V258H36L35 260H37ZM70 259H71V258H70ZM75 259H76V258H75ZM98 259H99V258H98ZM104 259H106V258H103V260H101V261L99 260V263L101 262L100 264H103L102 262L104 261ZM108 259H109V257H108ZM216 259H217V260H216ZM43 260H44V259H43ZM48 260H49V259H48ZM53 260H54V259H53ZM61 260H59V261H61ZM66 260H67V259H66ZM66 260H65V261H66ZM112 260H114V259H112ZM116 260H118V259L115 258V261H114V262H117ZM132 260H133V258H132ZM135 260H137V259H135ZM183 260H184V259H183ZM246 260H244V261H246ZM13 261H14V260H13ZM13 261H12V262H13ZM39 261H42V259L40 258ZM49 261H50V260H49ZM55 261L58 262V260H55ZM63 261H64V260H63ZM71 261H74V260H70V261H69V259H68L65 263L68 264L67 262H69V263H72V264H73V262H71ZM84 261H85V260H84ZM107 261H108V260H106V262H107ZM118 261H119V260H118ZM124 261H125V260H124ZM129 261H130V260H129ZM133 261H134V260H133ZM148 261L150 262V260H148ZM152 261H153V260H152ZM168 261H169V262H168ZM181 261H182V259H181ZM50 262H53V261L51 260ZM57 262H56V263H57ZM75 262H78V261L75 260ZM97 262H98V261H97ZM119 262H120V261H119ZM134 262H135V261H134ZM139 262H140V260H139ZM142 262L145 263V261H142ZM142 262H140V264H141ZM146 262H147V261H146ZM149 262H147V264H148ZM218 262H217L216 264H218ZM38 263H39V262H38ZM56 263H54V264H56ZM61 263H62V262H60V264H61ZM81 263L84 264V263H83V260H82V262H80V263L78 262V264H81ZM99 263H98V264H99ZM126 263H127V262H126ZM126 263H125V264H126ZM144 263H143V264H144ZM214 263H215V262H214ZM243 263H246V262H243ZM49 264H51V263H49ZM57 264H58V263H57ZM75 264H77V263H75ZM108 264H114V263H113V261H110ZM120 264H124V262H120ZM128 264H129V263H128ZM130 264H132V263H130ZM134 264H135V263H134ZM137 264H139V263L137 262ZM150 264H151V263H150ZM187 264H188V263H187ZM189 264H190V263H189ZM192 264H193V263H192Z\"/></svg>", "mask_w": 264, "mask_h": 264}, {"label": "snow or ice", "instance_id": "obj_3", "mask_svg": "<svg viewBox=\"0 0 264 264\" xmlns=\"http://www.w3.org/2000/svg\"><path fill=\"white\" fill-rule=\"evenodd\" d=\"M6 0H0V15H3L4 11L9 13V31L15 32L18 29L14 26L12 17L16 13V5L12 0H7V7H5ZM59 3L64 8L72 10L71 0L69 3H65V0H59ZM43 7V5H41ZM178 9L176 15H181V11L184 16L188 19L187 27H191L193 24L196 25V32L192 35L194 42H197V49L200 51V57L209 60L215 64L214 60H211L209 55L210 49L207 47V41L204 42V47L198 43L203 37L201 36L199 29L201 26L207 25L211 28L213 24L212 17L210 15L211 10H207L201 4L197 3L196 0H189L187 4H180L173 6ZM217 8L221 5L217 4ZM61 9V11L64 10ZM86 11V9H81ZM41 15L40 19L43 20ZM254 19L259 23H264V14L257 13L254 15ZM61 16H56V21H60ZM111 23V21H109ZM83 34L92 35L88 26L85 25L82 30ZM206 34V33H205ZM187 38V33H186ZM143 39V37H141ZM71 44V39L68 40ZM123 45H121L122 47ZM191 48V45H187ZM104 46L96 48V52H100ZM193 51L192 55H195ZM231 61H229L230 63ZM63 62H61L62 64ZM96 63H100L99 60ZM56 69H60L62 72H67L68 68L61 67L60 64L56 65L51 71L55 72ZM13 69L9 66V80L10 83L5 87L3 79L5 75L4 67L0 66V111L4 104L7 102L9 106L16 105L20 109H24L31 117V126L29 131L33 134H42L43 138H50L52 141H60L64 144L65 150L68 149V145H75L77 139L81 136H86L89 140L99 135L100 139L104 138L105 127L104 117L105 108L103 106H96L94 112L90 111L87 106L84 107L83 111L87 114L88 119L82 118L81 116V101L74 95H68L66 93H73V89L69 88L67 84H63V88L66 91H61L55 85L56 80H52L51 85L44 83L42 86H37L32 81L25 83V91L22 92V101H17V81L12 75ZM174 74V73H173ZM78 75V73H77ZM47 80L48 77H42ZM67 80V76L64 77ZM264 79V77H262ZM79 80H73V84H79ZM90 83V82H89ZM191 83V81H189ZM253 84H249V87H253ZM39 93V99L37 100L36 93ZM264 100V96L261 97ZM191 107V104L188 105ZM10 119H13L10 117ZM151 119V117H149ZM183 119V117H180ZM179 122V121H178ZM177 122V123H178ZM167 123V121H166ZM199 123V121H197ZM169 128L173 131L170 133L171 136L176 137L175 140L169 139L168 136L164 135L167 131L165 124H159V134L163 136V139H151L148 145L149 152L145 155H150L149 165L153 161H159L162 158L168 159L170 156H174L179 152H183V158L187 162L189 154L195 161L196 153L192 152L187 145L179 142L185 140V136L178 135L174 130L175 125L168 124ZM235 127V126H233ZM157 127L149 126V132L155 135L157 133ZM189 138L191 137L189 133ZM3 139V132L0 131V141ZM122 139V137H121ZM252 140V137H249ZM259 140L260 147L264 151V109L261 110L260 114V127H259ZM99 142V141H97ZM197 143L199 140L197 139ZM39 140L33 139L28 151L36 150L40 147ZM171 146V147H170ZM58 150V149H56ZM2 145H0V264H8L4 259L5 255H15V264H34V257L32 256V248L27 243H21L19 238L24 233V225L15 218L16 207L20 205L21 201L27 202L30 198L37 196V191L33 190L31 184V177L25 174V169L29 168V165L23 160L17 162L13 157L11 149L9 150L7 170L5 169V161L2 155ZM21 153L23 149H20ZM203 151V149H201ZM64 153L61 152V155ZM167 154V155H166ZM139 159V157H137ZM117 164L120 161H116ZM167 167V165H165ZM148 168H143L144 173V184H141L139 180H136L132 186L133 189L139 188V191L129 189H121L117 194L116 189L113 188L111 192L107 188L103 187L99 183H93L89 179L77 178L75 181V187L73 188L72 204L68 214L64 217L65 223H79L81 225L80 231L77 235L80 236L83 249L82 251L93 252V254H103L105 250V244L110 234H115V230L125 220L126 205L128 203H134L136 200H143V197L149 195L147 184H148ZM218 174V173H217ZM39 175L43 177L45 175L43 169H39ZM181 175V173H176ZM22 177L23 179H20ZM195 179V177H193ZM210 179V177H209ZM42 182V181H41ZM152 185H156V181L153 180ZM27 187V196L25 195L24 189ZM152 192L157 193L156 199L160 200V188L152 187ZM171 195V193H169ZM34 203V200H33ZM187 203V201H185ZM174 213H169L172 216ZM178 216V212L175 213ZM5 222H7L8 231H5ZM19 225V227H17ZM185 230L184 225L173 224L170 228L171 236L165 237L169 242L172 250H180L183 248L184 237L182 235ZM59 231V229H57ZM132 233V229L128 230ZM142 235L137 233L133 235L132 239H138ZM7 237V239H6ZM35 243V240L31 241ZM40 255L43 258L46 255H55L54 251L45 253L42 249ZM210 255V254H209ZM38 264V262H35ZM44 264H49V261L45 260Z\"/></svg>", "mask_w": 264, "mask_h": 264}, {"label": "water", "instance_id": "obj_4", "mask_svg": "<svg viewBox=\"0 0 264 264\" xmlns=\"http://www.w3.org/2000/svg\"><path fill=\"white\" fill-rule=\"evenodd\" d=\"M155 1V0H154ZM36 6V5H35ZM30 7V6H29ZM56 18V17H55ZM54 17H53V19H55ZM101 42V41H100ZM76 43V42H75ZM102 43H100L99 45H101ZM35 46H37V47H35V49H38V48H42V47H39V44H35ZM67 47V46H66ZM63 47H62V44L58 47V51L59 52H62L63 50ZM6 122V121H5ZM7 123V122H6ZM31 126V125H30ZM29 125H27V127H26V129H25V137L27 138V139H29V141H32L33 139L32 138H34V135L29 131V127H30ZM11 137H13V132L12 131H6V133L5 132H3V139H2V141H0V145H2V155L3 156H6L7 155V145L9 144V140L11 139ZM35 139V138H34ZM79 140V138L77 139V141ZM76 141V142H77ZM56 144H57V146H53V154H51V156H50V160L48 161V164L47 165H45V166H43V167H39L38 169H43V171L44 170H46L47 172H49L48 171V165H50L51 163H52V160L54 159V153H56V155H59L61 152H69L68 154H64V156H60V158H62L63 159V161L65 162V164H62L61 163V165L60 166H58L57 168L59 169V168H63V167H65V169H67V171H65V169L64 170H62V177H61V180H60V182H62V178H63V180H64V182L66 183V179H65V177L66 176H68L69 174H70V172H71V170L74 168L73 166H71V164L72 163H77L78 162V160L76 161V158H78L80 155H79V152L77 151V149L75 148V145H72V144H69L68 145V149L67 150H65V148H64V144H62V143H60V141H56ZM56 149H58V150H56ZM35 151V150H34ZM33 151V152H34ZM23 153V152H22ZM77 155V156H76ZM88 157H89V155L85 158V160L84 161H82L80 164H78V165H80V169L79 168H77V167H75L74 168V170H72L73 172H80L81 174L82 173H84L81 169H83V168H86V166H87V164H88V161H90L91 160V158H89V160H88ZM61 162V161H60ZM5 164H6V162H5ZM57 164V163H56ZM29 171V170H28ZM37 172V170L35 171V173ZM50 173V172H49ZM28 174H29V172H28ZM21 179H23L22 177H21ZM59 182V183H60ZM58 183V184H59ZM26 188V187H25ZM54 185H52L51 186V189H49L47 192H49V194H51L52 195V193H53V191H54ZM46 192V193H47ZM47 199V198H46ZM45 199V200H46ZM43 201H44V199H43ZM68 204H70V203H67L66 205H62V207L59 209V210H62L63 209V207H67L68 206ZM32 207H33V211H39V212H42L43 211V209L41 208V206L39 207V208H37L36 207V203L34 204V203H32ZM32 207L30 206V205H28V206H26L23 210H21V217L22 216H26L25 217V219H22L21 220V224H23L24 225V232H26V231H28V233H30L33 229H34V224L32 223V220H33V217H32V211H31V209H32ZM64 208V209H65ZM40 217V216H39ZM57 217H60V214L59 215H57ZM49 220H48V217L47 218H45V220L43 221V222H40L39 223V226H42V225H46V223L48 222ZM5 223H7V222H5ZM54 223V220L52 221V222H50V224L49 225H51V224H53ZM7 225V224H6ZM17 227H19V225H17ZM5 231H8V229L7 228H5L4 229ZM21 238L22 237H20L19 238V240H21ZM6 239H7V237H6ZM36 252H34V253H32V256L34 257V254H35ZM14 255V254H13ZM36 255H38L37 257H41V255L38 253V254H36ZM35 258V257H34ZM4 259L6 260V262H8V264H10V260H11V256H9V255H5V257H4Z\"/></svg>", "mask_w": 264, "mask_h": 264}]
</instances>
